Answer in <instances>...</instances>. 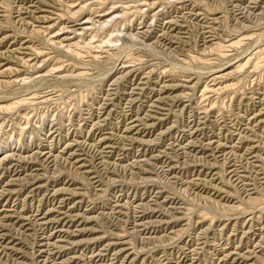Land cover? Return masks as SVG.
<instances>
[{
	"label": "rangeland",
	"instance_id": "1",
	"mask_svg": "<svg viewBox=\"0 0 264 264\" xmlns=\"http://www.w3.org/2000/svg\"><path fill=\"white\" fill-rule=\"evenodd\" d=\"M2 1V2H1ZM0 0V71L2 70V68L4 69L5 67H8L10 64V66L13 65L16 66L15 69H16V72L11 76L9 74H2L0 73V88L1 87H4V88H1L0 89V107L2 108V106H6L9 102V104H11L12 102H18L20 101L21 103V108H20V104L19 105H15L14 108H11V109H3L4 111H2V109L0 108V142L1 141H4L5 139L9 138V137H15L14 139L17 138V141H19V135L20 137L22 136V138L20 139V142H24V141H28L29 139V136L33 135L35 136V140L37 141H33L32 145L29 147L30 149L32 150H28V149H25V150H22V157H27L26 160H18V158L16 159H13L11 160L10 158H8L7 160H5L3 162V164L0 165V189H1V186H4L6 188V190H9L8 191H5L6 194L5 195H2L0 196V211H5V210H10L8 211V215L10 214V218H6L4 220H0V253H3V254H0V260L3 259L2 261H0L1 263L0 264H25V262H27L28 264H264L262 262H264V202H261V206H256L250 202L251 201V198H259L260 200L264 198V127L263 125H258L256 122H254V116L252 117V115H255V114H258L260 111L263 112L264 110V91L262 92L261 90H259L261 93L260 94H253V92L256 90H252L253 88H256V85L259 83V79H260V72H255V73H248V75H246L245 73H235L231 76H229L228 78H225V81H223L224 79H219L217 78L216 80L214 79L215 77V74H217V71L219 72L220 69H228L229 67H232L233 65L235 66L237 64V62L245 57H249L252 55V53L254 54L255 52V49L257 51H259V48L260 50L264 49V1L263 0H260L258 1L257 3H253L252 1L253 0H225L227 1L225 3L224 1V4H226L225 8H219L216 4H218V1L220 0H143V2L145 1H150V2H145L143 3L142 0H115L117 1V5L120 6V10L122 11L120 13V15L115 19V21H113L108 27H105V29L103 30H100L98 29L97 27H93L91 28L90 30L88 31H84L83 34H78L77 35V38L76 40L79 42V49L76 47V50H81L78 51L79 53L81 54H85L84 57L81 58H78L75 60V58H67L66 54L64 55L61 52H59V50H57L56 48L54 49V45L53 44H50L51 43V37L50 35H52L51 31L48 30V26L50 25H55L61 29L62 27H67L69 24H73L74 22H78V19L81 18V15L80 13H77L76 15H73L72 12H70L68 10V7L67 4L69 2H73L72 0H62L60 1V3L58 2V0ZM17 1V2H16ZM37 1V2H36ZM54 1V2H53ZM64 1V2H63ZM76 3L74 5H78L80 4V1L81 0H75ZM110 2H115L114 0H109ZM137 1V2H136ZM164 1V3H163ZM167 1V2H166ZM203 1V2H202ZM209 3H208V2ZM229 1V2H228ZM236 1V2H235ZM242 1V2H241ZM11 2V3H10ZM34 2V3H33ZM43 2V3H42ZM63 2V3H61ZM67 2V3H65ZM87 4L90 5L88 7V9L86 10V13L95 17L96 15H98L100 12L99 10L103 9L104 7V2H106V0H87ZM90 2V3H89ZM92 2V3H91ZM120 2V3H119ZM129 2V3H128ZM160 4H159V3ZM213 2V3H212ZM252 2V3H251ZM260 2V4H259ZM11 4L10 7H8V4ZM48 3V4H47ZM51 3V4H50ZM65 3V4H64ZM95 3V4H94ZM125 7H123V4ZM134 3L137 4V6L134 5ZM143 4L141 6V4ZM157 3V4H155ZM162 3V4H161ZM167 3V4H166ZM169 3L171 5H169ZM174 3V4H173ZM189 3V4H188ZM195 3V4H194ZM208 5H207V4ZM227 3L229 4L227 6ZM236 3V4H235ZM263 3V4H262ZM6 6H5V5ZM9 4V5H10ZM35 4V5H34ZM45 4V5H44ZM60 4H64V7L63 5H60ZM122 4V6H121ZM127 4H128V7H127ZM131 7H130V5ZM139 4V5H138ZM146 4V5H144ZM152 4V7L150 6ZM210 4V5H209ZM232 4V5H231ZM235 4V6L233 5ZM240 4V5H238ZM249 4V5H248ZM256 4V5H255ZM13 5V6H12ZM15 5V6H14ZM30 5V6H29ZM33 5V6H32ZM37 5V6H36ZM98 5V6H97ZM162 5V7H161ZM180 5V7H179ZM192 5V6H191ZM205 5V6H204ZM214 5V6H213ZM244 5V6H243ZM252 5V6H250ZM27 6V8H26ZM55 6V7H54ZM59 6H62V7H59ZM103 6V7H102ZM111 6V5H110ZM155 6V7H154ZM171 6V7H170ZM203 6V7H202ZM208 6V7H207ZM218 8H217V7ZM241 9H239V7ZM244 8H243V7ZM248 6L249 10H251L249 12L248 8L246 7ZM257 6V7H256ZM8 7V8H7ZM14 7V8H13ZM31 7V8H30ZM59 7V8H58ZM67 9H66V8ZM101 7V9H100ZM127 7V8H126ZM145 7L148 8L145 9L143 8ZM159 7V8H158ZM202 7V8H201ZM214 7V8H212ZM228 7V10L230 11V13L233 11V14H229V11L228 10H225L226 8ZM7 8V9H6ZM30 8V9H29ZM42 8V9H41ZM44 8V9H43ZM64 8V9H62ZM97 8V9H96ZM129 8V9H128ZM134 8V9H133ZM142 8V9H141ZM165 8V9H164ZM167 8V9H166ZM193 8V9H192ZM206 8V9H204ZM247 8V9H245ZM25 9V10H24ZM48 11H47V10ZM62 9V10H61ZM66 9V12L64 14V11ZM92 9V10H91ZM94 9V10H93ZM124 9V10H123ZM127 9V10H125ZM136 9V10H135ZM141 11H140V10ZM152 9V10H151ZM177 9V10H176ZM212 9V11H211ZM215 9V10H214ZM219 9V10H218ZM244 9V10H243ZM5 10V11H4ZM14 10V11H13ZM24 12H23V11ZM31 10V11H30ZM34 10V11H33ZM131 10V11H130ZM134 10V11H132ZM144 10V11H143ZM162 11V14L161 13H158L159 11ZM186 13H185V11ZM204 10V12L207 10H209L210 12H214L216 13L218 16H220V19H217V20H211L212 17H203L205 15H203V13L201 14L200 12H202ZM255 10V11H254ZM9 11V12H8ZM20 11V12H19ZM30 11V12H29ZM38 11V12H37ZM68 11V12H67ZM74 12V10H72ZM90 11V12H89ZM97 11V12H96ZM130 11V12H129ZM140 11V12H139ZM143 11V13H142ZM168 11V12H167ZM177 11V12H176ZM198 11V12H197ZM224 11V12H223ZM226 11V13H225ZM258 11H260L259 14ZM23 12V13H22ZM47 12V13H46ZM124 12L127 13L124 15ZM133 12V13H132ZM138 12V13H137ZM147 12V14H146ZM155 12V13H154ZM169 13V14H166V13ZM179 12V13H178ZM218 12V13H217ZM228 12V13H227ZM238 12V13H237ZM243 12V13H242ZM252 12H254L252 14ZM257 12V13H256ZM20 13V14H19ZM30 13H33V14H30ZM45 16H48L50 19V21L48 22H45L42 18L45 17ZM57 13V14H56ZM69 13V15H68ZM71 13V14H70ZM97 13V14H96ZM123 13V15H122ZM132 13V14H131ZM136 13V14H135ZM165 13V15H164ZM184 13V14H182ZM191 13V14H190ZM193 13V14H192ZM198 13V14H197ZM225 13V14H224ZM247 13V16L246 14ZM15 16H14V15ZM26 14V15H25ZM63 14V17L62 15ZM96 14V15H95ZM155 14V15H154ZM157 14V15H156ZM176 16H175V15ZM189 14V15H188ZM196 14V15H194ZM228 14V15H227ZM242 14V15H241ZM249 14V15H248ZM255 15L254 17L252 15ZM263 14V15H262ZM8 15V17H7ZM19 15V17H18ZM29 15V16H28ZM32 15V16H31ZM40 15V17H39ZM59 15V16H58ZM73 15V16H72ZM80 15V16H79ZM141 15V16H139ZM154 17H153V16ZM180 15V16H179ZM182 15V16H181ZM191 15V16H190ZM199 15V16H198ZM201 15V16H200ZM203 15V16H202ZM226 15V17H224ZM236 18H235V16ZM261 15V16H260ZM22 16V17H21ZM70 16L71 19H69L68 17ZM75 16V18H73ZM123 16V17H122ZM135 16V18H134ZM138 16V17H137ZM145 16V17H143ZM149 16V17H148ZM160 16V17H159ZM190 16V17H188ZM239 16V17H238ZM259 16L261 18H259ZM57 17V20H55ZM60 17V18H59ZM80 17V18H79ZM129 20H128V18ZM131 17H132V20H131ZM158 17V18H157ZM165 17V18H164ZM172 17V19H171ZM185 17V18H184ZM228 17V19H227ZM238 17V18H237ZM253 17V18H252ZM257 17V18H256ZM9 19V20H6V19ZM13 20H12V19ZM21 18V19H20ZM24 18V19H23ZM37 18V19H36ZM52 18V19H51ZM138 18V19H137ZM153 18H154V22H153ZM178 18V19H177ZM180 18H183L180 20ZM189 18H193L192 20L189 19ZM202 18V19H201ZM223 18V19H222ZM240 18V19H239ZM252 19V20H249ZM22 19H23V22H22ZM36 19V20H35ZM41 19V21H40ZM61 19V20H60ZM122 19V20H120ZM143 19V20H141ZM152 19V20H151ZM156 19V20H155ZM168 19V20H167ZM174 19V20H173ZM210 19V21H209ZM222 19V21H221ZM226 19V20H225ZM231 19V20H230ZM239 21H237V20ZM260 19V20H259ZM263 19V20H262ZM16 20V22H15ZM26 20H30L29 22H31V24L26 21ZM55 20V21H54ZM59 20V21H58ZM67 20V21H66ZM71 20V21H70ZM126 20V21H125ZM131 20V21H130ZM145 20V21H144ZM151 20V21H150ZM160 20V21H159ZM167 20V22L165 21ZM170 20H173V22L175 23H172V21ZM178 20V22H177ZM190 22H189V21ZM200 20V21H199ZM219 20V22H218ZM228 20V21H227ZM248 20V21H247ZM10 21V22H9ZM19 21V22H17ZM21 21V23H20ZM26 23H25V22ZM38 21V22H37ZM43 21V22H42ZM57 21V22H56ZM120 21V22H119ZM124 21V24L122 25ZM129 21V23H128ZM195 24H193V22ZM216 23H215V22ZM225 22L223 24L222 22ZM235 21V22H234ZM244 21V23H243ZM255 21V22H254ZM6 23V24H3V23ZM8 22V23H7ZM15 22V23H14ZM36 22V23H35ZM115 22V24H114ZM126 22V23H125ZM133 22V24H132ZM141 22V23H140ZM151 22V23H149ZM153 22V23H152ZM163 22V23H162ZM166 22V23H165ZM181 22V23H180ZM242 22V23H241ZM17 23V24H16ZM19 23V24H18ZM25 23V24H24ZM35 23V24H34ZM60 23V25H59ZM66 23V24H65ZM119 23V24H118ZM136 23V24H135ZM158 23V24H157ZM160 23V24H159ZM190 23V26L188 25ZM202 23V24H201ZM236 23V24H235ZM241 23V24H240ZM247 23V24H246ZM252 23V24H251ZM261 23V24H259ZM3 24V25H2ZM16 26H15V25ZM28 24V26H27ZM58 24V25H57ZM129 24V25H128ZM151 24V25H150ZM168 24V25H167ZM179 24V25H177ZM185 24V25H183ZM206 24H208V26L206 27ZM250 25L252 27H248L246 25ZM256 24V25H255ZM258 24V25H257ZM12 25V26H11ZM20 25V26H19ZM23 25V26H22ZM31 25V26H29ZM64 25V26H62ZM66 25V26H65ZM126 25V26H125ZM136 25V26H135ZM141 27H139V26ZM164 25V26H163ZM182 25V26H181ZM196 25V26H195ZM198 25V26H197ZM209 25L211 27H209ZM222 25H225V26H222ZM233 25V26H232ZM234 25L236 26V30L239 28L238 25H240L241 27L239 28L241 32H239V29L236 31L235 28H234ZM245 25V26H243ZM255 25V26H254ZM6 26V27H5ZM11 28H10V27ZM35 26V27H33ZM95 26H98V25H95ZM149 26V27H148ZM152 26V27H151ZM163 26V27H162ZM184 26V27H183ZM201 26H204L201 28ZM30 27V28H29ZM33 27V28H32ZM61 27V28H60ZM118 27V29L115 30V28ZM120 27V28H119ZM146 27V28H145ZM166 30H165V28ZM171 29H170V28ZM176 27V28H175ZM178 27V28H177ZM192 27H194L192 29ZM197 27V28H196ZM216 27H218V29H216ZM223 27V28H222ZM238 27V28H237ZM243 27H245V30L243 29ZM247 27V28H246ZM257 27V28H256ZM28 28V29H27ZM37 28L41 31H37ZM42 28V29H41ZM126 28V29H125ZM145 28V29H144ZM150 28V29H149ZM174 28V29H173ZM184 28V29H183ZM251 28V29H250ZM259 28V29H258ZM33 29V31H32ZM36 29V30H35ZM98 29V30H97ZM119 29L123 30V32H127L128 30L133 32L134 34H136L135 36H133L134 40L132 39L130 42H126V43H122L119 46L117 45H109V43H107L106 45L107 46H104L102 48L99 47V52L97 51L98 50V45L99 44H102V41L104 42V39H108L109 36L111 34H113L114 32H117L119 31ZM138 29V30H137ZM183 29V30H182ZM189 29V30H188ZM209 29V30H208ZM213 29V30H212ZM216 29V30H215ZM225 29V30H224ZM15 30V31H13ZM23 30V31H22ZM120 30V31H121ZM144 30V31H142ZM147 30V31H146ZM165 30V31H164ZM171 30V31H170ZM188 32H187V31ZM208 30V31H207ZM212 30V31H211ZM215 30V31H214ZM4 31V32H3ZM18 31L21 33H18ZM26 31V32H25ZM35 31H37L35 33ZM45 31V33H44ZM91 31V32H90ZM164 31V32H163ZM169 31V32H167ZM178 31V32H177ZM182 31V32H181ZM192 31V32H191ZM205 31V32H203ZM219 32V33H216V32ZM221 31V33H220ZM246 31V32H245ZM249 31V32H248ZM260 31V33H258ZM263 31V32H262ZM17 32V33H16ZM34 32V33H33ZM43 32V33H42ZM141 32V33H139ZM144 32V33H143ZM167 32V33H166ZM184 32V33H183ZM191 32V33H190ZM200 32V33H199ZM203 32V33H202ZM237 32V33H235ZM24 35H23V34ZM38 33V34H37ZM102 33V34H101ZM121 33V32H120ZM159 33V34H158ZM162 33V34H161ZM165 33V34H164ZM178 34V37L175 39L173 38L172 36L174 34ZM214 33V34H213ZM254 33V34H253ZM257 33L259 36H257ZM8 34V36H7ZM31 34V35H30ZM42 34V35H41ZM100 34V35H99ZM167 34V35H166ZM194 34V35H193ZM204 36H203V35ZM210 34V35H209ZM219 34V35H218ZM234 34V35H233ZM261 34V35H260ZM5 35V36H3ZM82 35V36H81ZM94 38H93V36ZM98 37H96V36ZM161 35V36H160ZM164 35V36H163ZM183 35V36H182ZM191 35V36H190ZM212 35V36H211ZM214 35H216L214 37ZM237 35V36H236ZM245 36L243 38H245V42L243 41L242 43V46L240 47L239 45L237 47H235V49L227 52L228 54H230L228 56L227 53H225V55L227 54V58L225 57V55L223 54L222 55V58L221 56H216L215 53H213L214 51L209 49L211 51L206 50V48H208L209 44L211 46V43L212 42H222V44H226L230 41H233L237 38H239L240 36ZM247 35V36H246ZM254 35V36H253ZM2 36V37H1ZM31 36V37H30ZM50 36V37H48ZM87 38H86V37ZM91 36V37H90ZM106 36V37H105ZM137 36V37H136ZM147 36V37H145ZM188 36V37H186ZM208 36V37H207ZM234 36V37H233ZM239 36V37H238ZM250 37V39L248 40V38ZM263 36V37H262ZM28 37V38H27ZM100 37V38H99ZM108 37V38H107ZM139 37V38H138ZM142 37V38H141ZM150 39H149V38ZM158 37V38H157ZM166 37V38H165ZM171 37V38H170ZM191 37V38H190ZM204 37V38H203ZM213 37V38H212ZM218 37V38H216ZM222 37L224 39H222ZM260 37V38H259ZM10 38V39H8ZM15 38V39H14ZM45 38V39H44ZM46 38H47V41H48V45L46 44ZM84 38H85V41L88 42V43H84ZM92 38L91 40H88ZM144 38V40H143ZM157 38V39H156ZM203 38V39H202ZM211 38V39H210ZM220 38V39H219ZM227 38V39H226ZM231 38V39H230ZM255 38V39H254ZM257 38V39H256ZM79 39V40H78ZM137 39V40H136ZM142 39V40H141ZM165 39V40H164ZM170 39V40H169ZM175 39V40H174ZM182 39H185L182 40ZM190 41L188 42L187 40ZM192 39V40H191ZM199 39V40H198ZM219 39V40H218ZM233 39V40H232ZM30 40V41H29ZM50 40V42H49ZM94 40V41H92ZM97 40V41H95ZM149 40V41H148ZM151 40V42H150ZM155 40V41H154ZM172 40V41H171ZM180 40V41H179ZM198 40V41H197ZM223 40H226V41H223ZM11 41H13L11 43ZM92 41V42H90ZM139 41V42H138ZM142 41H144L142 43ZM157 41V42H156ZM168 41V42H167ZM183 43H182V42ZM187 41V42H186ZM192 41V42H191ZM196 42V44H194V42ZM201 41V42H200ZM206 41V42H205ZM208 41V42H207ZM8 42V43H7ZM24 42V43H23ZM150 42L152 46H150V44L148 43ZM165 44H164V43ZM167 42V43H166ZM181 42V43H179ZM192 44H191V43ZM10 43V45H9ZM27 43V44H26ZM33 43V45H31ZM92 43H95V44H92ZM97 43V44H96ZM133 45H131V44ZM145 43V44H144ZM148 43V44H147ZM158 43V44H157ZM172 43V44H171ZM199 45H198V44ZM203 45H202V44ZM208 43V44H207ZM17 44V45H16ZM25 44V45H24ZM46 44V45H45ZM50 44V45H49ZM85 44V48L87 45L91 46L94 45L96 51L94 48L90 47V48H84L82 45ZM138 44V45H137ZM144 44V45H143ZM183 44L185 46H183ZM244 44V45H243ZM253 44V45H252ZM258 44V45H257ZM149 45V46H147ZM161 47H160V46ZM172 45V46H171ZM182 45V47H181ZM191 45V46H190ZM194 45L197 46V48H194ZM207 45V46H205ZM261 45V46H260ZM17 46V47H16ZM21 46L23 47V49L21 48ZM51 46V47H50ZM53 46V47H52ZM81 46V47H80ZM110 48H109V47ZM132 46L135 48L133 49ZM143 46V47H142ZM145 46V47H144ZM154 46V47H153ZM166 46H167V50H166ZM190 46V47H189ZM195 46V47H196ZM5 47V48H4ZM7 47L10 49L8 50ZM15 47V48H13ZM50 47V48H49ZM112 47V49H111ZM116 47V48H115ZM142 47V48H141ZM148 47V48H147ZM151 47L153 48L154 51L151 50ZM165 49H164V48ZM174 49H177L174 50ZM186 47V48H185ZM189 47V48H188ZM193 47V49H192ZM203 47V48H202ZM263 47V48H262ZM12 48V49H11ZM26 51H25V49ZM38 48V49H37ZM92 48V49H91ZM107 48V49H106ZM118 48V49H117ZM132 48V49H131ZM149 49V50H146ZM160 50V51H158ZM160 48V49H159ZM172 50H170V49ZM183 48V49H182ZM185 48V50H184ZM187 48H188V51H187ZM205 48V49H204ZM237 48V49H236ZM244 49L243 51H241L240 49ZM7 49V50H6ZM19 49V50H18ZM53 51H52V50ZM84 49V50H83ZM106 49V50H105ZM141 49V50H140ZM145 49V50H144ZM159 52L160 57L159 55L158 56H155L156 55V50ZM181 49V50H180ZM248 49V50H247ZM3 50V51H2ZM14 50V51H13ZM17 50V51H16ZM41 50V51H40ZM86 50V52H85ZM90 50V53H91V57H88L87 53L88 51ZM93 50V51H92ZM104 50V51H103ZM116 50L118 51V53L116 52ZM132 50V51H131ZM162 50V51H161ZM170 50V51H169ZM198 50V52H197ZM246 50V51H245ZM249 50L251 51V53L249 52ZM16 51V53H15ZM19 51V52H18ZM22 51V52H21ZM28 51V52H27ZM35 51V52H34ZM52 51V52H51ZM76 51V52H77ZM136 51V52H134ZM150 51L152 52H155V53H150ZM167 51L169 54H167ZM175 51V52H173ZM178 51H179V54H178ZM183 51V52H181ZM185 51H187L185 53ZM200 51H202L203 53H201ZM206 53H205V52ZM241 53H240V52ZM256 51V52H257ZM21 52V53H20ZM32 53L30 55V53ZM104 54H103V53ZM108 52V54L106 53ZM111 52V53H110ZM124 52V53H123ZM127 52V53H126ZM148 52V53H147ZM157 52V53H158ZM163 52V53H162ZM172 52V54L170 53ZM182 54H181V53ZM189 52V53H188ZM191 52V53H190ZM209 52V54H208ZM235 52V53H234ZM247 52V53H246ZM10 53V55H9ZM12 53V54H11ZM15 53V54H14ZM29 53V54H28ZM36 53V54H35ZM62 55H61V54ZM87 53V54H86ZM93 53V54H92ZM98 53V54H97ZM114 53V54H112ZM120 53V55H119ZM123 53V55H122ZM130 53H133V54H130ZM173 53H177V54H173ZM187 57H186V55ZM234 53V54H233ZM242 53H245V54H242ZM6 57H4V55ZM17 54V55H16ZM19 54V55H18ZM39 54V55H38ZM43 54V55H42ZM60 54V55H59ZM97 54V55H96ZM114 56H117V57H113L112 55ZM128 54V55H127ZM130 54V55H129ZM155 54V55H154ZM163 54V55H162ZM172 56H171V55ZM191 54V55H190ZM208 54V55H207ZM232 54V55H231ZM249 54V55H248ZM2 55V56H1ZM14 55V56H13ZM35 55V57H34ZM37 55V57H36ZM96 56V59H93L92 56ZM99 55V56H98ZM107 55V56H106ZM136 57H134V56ZM142 55V56H141ZM145 55V56H144ZM166 55V56H165ZM175 55H179L178 57H182L181 59L178 58L177 56ZM188 55H190L189 57L191 58V56L193 57L192 58V61H190L191 59L189 58L188 59ZM195 55V56H194ZM204 55V56H203ZM233 55H236V56H233ZM240 55V56H238ZM247 55V56H245ZM18 56V57H17ZM22 56V57H21ZM111 56V57H110ZM138 56V58H137ZM140 56V57H139ZM154 56V57H153ZM168 56H171V57H168ZM176 58H175V57ZM196 56L197 58L199 59H196ZM210 56V58H209ZM232 58H231V57ZM8 57V58H7ZM11 57V58H10ZM20 57V58H19ZM31 57V58H29ZM59 57V58H58ZM65 57V58H64ZM108 57V58H107ZM133 57V58H132ZM143 57V59H142ZM158 57L160 59H158ZM165 57V58H164ZM174 57V58H173ZM185 57V58H184ZM195 57V58H194ZM213 57V58H212ZM235 57V58H234ZM240 59H238V58ZM18 58V59H17ZM26 58V59H25ZM29 58V59H28ZM34 58V59H33ZM37 60H36V59ZM61 58V59H60ZM89 58V59H88ZM115 58V59H113ZM116 58H120V59H117ZM141 58V59H139ZM153 58V59H152ZM157 58V59H156ZM166 58L167 61L165 60ZM184 58V59H183ZM206 58V59H205ZM212 58V59H211ZM221 58V59H220ZM224 58V59H223ZM263 58H264V55H263ZM12 59V61L10 60ZM20 59V60H19ZM28 59V60H27ZM33 59V60H31ZM45 59V60H43ZM86 59V60H85ZM100 59V60H98ZM104 59V60H103ZM126 61H125V60ZM139 59V61H136L135 63L133 62V60H137ZM145 59V60H144ZM171 59H173L171 61ZM179 59L178 62H175ZM187 59V60H186ZM196 59V60H194ZM209 59V60H208ZM213 59H214V62H213ZM219 59V60H218ZM225 61H223V60ZM233 59V61H231ZM236 59V60H235ZM7 60V61H6ZM16 60V61H15ZM24 60V61H22ZM26 60V62H25ZM42 60V61H41ZM59 60H62V64L59 63ZM88 60V61H87ZM98 60V61H97ZM171 62H169V61ZM175 60V61H174ZM185 60V62H183ZM199 60L201 62H199ZM206 60V61H205ZM226 60H229L228 62ZM72 61V63L70 62ZM117 63H116V62ZM120 64H119V62ZM146 61V62H145ZM154 61V62H153ZM190 61V62H188ZM197 61V63H196ZM204 61V63L202 62ZM222 61V63H221ZM3 62V63H2ZM22 62V63H21ZM27 63L26 65L24 64ZM36 62V63H35ZM44 64H43V63ZM57 62V63H56ZM67 62L69 64H67ZM128 62V63H126ZM150 62V63H149ZM152 62V63H151ZM158 62V63H157ZM168 64H167V63ZM176 63L177 64V67H176V64H174L172 66L173 63ZM188 62V63H187ZM208 64H207V63ZM211 62V63H210ZM217 62V63H216ZM7 65H6V64ZM19 63V64H18ZM31 63V65H30ZM39 63L40 67L37 65ZM42 63V64H40ZM74 63H76L78 66L80 67H85L87 69L86 71V75L81 77V78H78L80 76L76 75L75 76V73H77L76 69L74 68ZM100 65H99V64ZM124 63V64H123ZM157 63V64H156ZM164 63V64H163ZM179 63V64H178ZM183 63V64H182ZM193 63L195 65H193ZM205 66H208V67H204L203 68V65ZM214 63V64H213ZM227 63V64H226ZM25 65V66H21V65ZM46 64V66H45ZM63 66H61V65ZM75 64V65H76ZM160 64V65H159ZM182 66H179L181 65ZM189 64V65H188ZM197 64V65H196ZM200 64V66H199ZM221 66H220V65ZM225 66H223V65ZM31 68H30V66ZM44 65V66H43ZM59 65L64 68H60ZM70 65V66H69ZM87 65V66H86ZM89 65V67H88ZM117 65V66H116ZM149 67H148V66ZM194 67H193V66ZM212 65V66H211ZM218 65V66H217ZM2 66V67H1ZM37 66V68H36ZM56 67L57 69L60 68L59 70L62 71L64 74H68L67 79L68 82H62L61 79H58L56 78L57 74L58 73H55V70L56 68L54 69L53 68ZM67 66V67H66ZM92 66V67H91ZM146 66V67H145ZM159 66V67H158ZM172 66V67H171ZM191 66V67H190ZM214 66V67H213ZM216 66V67H215ZM25 67V68H24ZM29 67V69L27 68ZM33 67H35L33 69ZM38 67L42 69L43 72H38ZM50 67H52L53 69L50 70ZM69 67V68H68ZM71 67V68H70ZM176 67V73H172V69H175ZM182 67H186L188 69H185V68H182ZM196 67V68H195ZM220 67V68H219ZM226 67V68H225ZM22 68V70H21ZM73 68V69H72ZM115 68V69H114ZM119 68V69H118ZM125 68V70H124ZM129 70H128V69ZM131 69H134V70H130ZM140 68V69H139ZM149 68V69H148ZM152 68V69H151ZM155 70H154V69ZM160 68V69H159ZM162 68V69H161ZM165 68L167 71H165ZM194 71H193V69ZM207 68V69H205ZM212 68V69H211ZM33 69V70H31ZM37 69V71H35ZM72 69V70H71ZM142 69V70H141ZM147 69V70H146ZM179 69V70H178ZM182 69V70H180ZM196 69V70H195ZM199 69V71L197 70ZM231 69V68H230ZM27 70V71H26ZM29 70V71H28ZM54 70L53 74H52V71ZM92 70V71H91ZM119 70V72H118ZM128 70V71H126ZM138 70V71H137ZM145 70V71H144ZM152 70V71H150ZM154 70V71H153ZM160 70V71H159ZM186 70V71H184ZM190 70V71H189ZM204 72H203V71ZM212 70V71H211ZM216 70V71H215ZM222 70V71H223ZM20 71V72H19ZM44 71L46 73V76L45 77H42L41 74L43 73L44 74ZM48 71V72H46ZM51 71V72H50ZM73 73H71V72ZM115 71V72H114ZM151 73H150V72ZM164 71V72H163ZM178 71V72H177ZM182 73H181V72ZM215 71V73H214ZM25 74H23V73ZM27 72V73H26ZM30 74H29V73ZM33 74H32V73ZM69 72V73H68ZM87 72H90V73H87ZM111 72V73H110ZM113 72V73H112ZM117 72V73H116ZM126 72V73H125ZM128 72V73H127ZM157 72V73H155ZM189 72V73H187ZM41 73V74H40ZM48 73V74H47ZM116 73V75H115ZM125 73V75H124ZM145 73H149V74H145ZM162 75H161V74ZM165 73L166 76H164L163 74ZM196 73V74H195ZM198 73H200L198 75ZM6 75V76H2V75ZM17 74V75H16ZM70 74V75H69ZM175 74V75H174ZM206 74V75H205ZM209 74V75H207ZM24 75V76H23ZM30 75L34 76V78L32 79L30 77ZM36 75V77H35ZM39 75V76H38ZM52 75V77L50 76ZM56 75V76H55ZM73 75V76H72ZM122 79H121V77ZM135 75V76H134ZM189 75V76H188ZM192 75V76H191ZM205 75V77H204ZM238 75V76H237ZM256 75V76H255ZM27 76V77H26ZM50 76V77H49ZM89 76V77H88ZM109 76V77H108ZM115 76V77H114ZM120 77L117 79V77ZM185 76V77H184ZM234 76V77H233ZM21 77V78H20ZM42 77V78H41ZM52 78L50 79L51 81L54 80L53 82H51L48 78ZM72 77V78H71ZM127 77V78H126ZM142 77V78H141ZM150 77H151V80H150ZM249 77V78H247ZM17 80L16 82H12L11 83H5V81L7 80ZM16 78V79H15ZM23 78H25L26 80L23 81ZM28 78V79H27ZM30 78V80H29ZM76 78V79H75ZM114 78H116V80H114ZM139 78L141 80H139ZM169 78V79H168ZM176 78V79H175ZM192 78V79H191ZM194 78V79H193ZM198 78V80H196ZM202 78V80H201ZM253 78V79H252ZM3 79V80H2ZM34 79H37L36 81ZM40 79V80H39ZM42 79V81H41ZM77 79H80L77 80ZM89 79V80H88ZM113 79V81H112ZM129 79V80H128ZM173 79V80H172ZM181 79V80H180ZM183 79V80H182ZM186 79V80H185ZM191 79V80H190ZM231 79V80H230ZM240 79L242 81H240ZM244 79V80H243ZM246 79V81H245ZM249 79V80H248ZM45 80V81H44ZM74 80V82H73ZM76 80V81H75ZM91 80V81H90ZM119 80V81H118ZM157 80V81H155ZM187 80H190L191 83H188V82H185ZM220 80V81H218ZM234 80V81H233ZM237 80V81H236ZM2 81H3V84H2ZM20 81H23L20 82ZM49 81V82H48ZM70 81V82H69ZM79 83H78V82ZM129 81V82H128ZM134 81V82H133ZM139 81V82H138ZM142 83H141V82ZM147 81V82H146ZM150 81V82H149ZM154 81V82H153ZM173 81V82H172ZM181 84H179V82ZM212 81V82H211ZM218 81V82H217ZM250 81V82H249ZM257 83H256V82ZM63 83V87H62V83ZM77 82V83H76ZM131 82V83H130ZM145 82V84L143 83ZM158 82V83H157ZM183 82V83H182ZM195 82V83H193ZM216 82V83H215ZM235 82V83H233ZM239 82V83H238ZM241 82V83H240ZM247 82V84H246ZM252 82V83H251ZM49 83V84H48ZM128 83V85H127ZM161 83V84H160ZM162 83H164L162 85ZM168 83V84H167ZM173 83H176L179 84L177 86H173L172 84ZM195 84V85H192ZM210 85H209V84ZM212 83H215V84H212ZM221 85H220V84ZM232 85H231V84ZM249 83V84H248ZM6 84V86H5ZM12 86H11V85ZM20 85V86H17V85ZM32 84V85H31ZM35 84V85H34ZM66 84V86H65ZM71 84V85H70ZM140 84V85H139ZM143 84V85H142ZM156 86H155V85ZM191 84V85H189ZM214 86H212V85ZM221 88H219V85ZM227 85V87L229 88H225L224 90V87ZM236 85V87L234 86V88H238L239 89V92H238V89H233V88H230V85L231 87H233V85ZM254 84V85H253ZM256 84V85H255ZM2 85V86H1ZM25 85V86H23ZM38 85V86H37ZM54 85V86H53ZM61 85V86H60ZM138 85V86H137ZM161 85V86H160ZM172 85V86H171ZM189 85V87H188ZM205 85V87H204ZM225 85V86H224ZM9 86V87H8ZM22 86V88H21ZM28 86V87H27ZM34 86V87H33ZM57 86V87H56ZM74 86V87H73ZM78 86V87H77ZM116 86V87H115ZM131 86V87H130ZM134 86V88H133ZM137 86V87H136ZM145 86V87H144ZM187 88H186V87ZM194 86V87H191ZM197 86V87H196ZM207 86V87H206ZM210 86V87H209ZM218 86V87H217ZM223 86V87H222ZM240 86V87H239ZM242 86V87H241ZM244 86V87H243ZM246 86V88H245ZM5 87H8L5 89ZM74 88L73 90L71 89ZM114 87V88H113ZM139 87V89H138ZM149 87V88H148ZM151 87V88H150ZM162 87V88H161ZM167 87V88H166ZM171 87V88H170ZM174 87V88H172ZM176 87V88H175ZM196 87V89H195ZM213 87V89L211 88ZM248 87V88H247ZM18 88V89H17ZM21 88V89H20ZM26 88V89H25ZM63 88V89H62ZM68 88V90L66 89ZM82 89V90H77V89ZM105 88V89H104ZM110 88V89H109ZM125 88V89H124ZM141 88V89H140ZM158 88V89H157ZM191 88V89H190ZM196 90H194V89ZM203 88V89H202ZM207 88V89H206ZM209 88V89H208ZM217 88V89H215ZM219 88V89H218ZM244 88V89H243ZM250 88V89H249ZM16 89V91H15ZM20 89V90H19ZM39 89V90H38ZM51 89V90H49ZM118 89V91L116 90ZM124 89V90H123ZM157 89V90H156ZM160 89V90H159ZM165 89V90H164ZM182 89V90H181ZM198 89V90H197ZM214 89H215V93H214ZM222 89V90H221ZM25 90H27L25 92ZM32 92H31V91ZM34 90V91H33ZM43 90V91H42ZM46 90H48L46 92ZM55 90V92H54ZM59 92H58V91ZM62 93H61V91ZM66 91V92H63V91ZM77 90V91H76ZM133 90V91H132ZM140 90V91H139ZM194 90V92H192ZM204 93H202V91ZM206 90V92L204 91ZM208 90V91H207ZM210 90V91H209ZM218 90H221V91H218ZM228 90V91H227ZM232 90V91H231ZM247 90V91H246ZM250 90V92H248ZM14 91V92H13ZM19 91V92H18ZM79 91H81V93H79ZM108 91V92H106ZM113 91V92H112ZM127 93H126V92ZM135 91V92H134ZM136 91H138L136 93ZM142 91V92H141ZM155 91V92H154ZM161 91V92H160ZM225 91V92H224ZM236 91V92H235ZM22 92V93H21ZM46 95H43L45 94ZM52 92V93H51ZM69 92V93H68ZM75 92H76V95H75ZM86 92V93H84ZM141 92V93H140ZM210 92V93H209ZM219 92V94L217 93ZM221 92V93H220ZM234 92H235V95H234ZM257 92V91H256ZM19 93V94H18ZM25 93V94H24ZM29 93V94H27ZM34 93V94H33ZM41 93V94H40ZM57 93V95H56ZM61 93V94H59ZM83 93V94H82ZM108 93V94H107ZM111 93L113 94L111 96ZM143 93V94H142ZM158 93H160L158 95ZM177 93V94H176ZM182 94L183 95H186V96H181L179 94ZM202 93V94H201ZM208 93V94H207ZM223 93V94H222ZM27 94V95H26ZM39 94V95H38ZM53 94V95H52ZM55 94V95H54ZM62 94H63V97H62ZM70 94V95H69ZM73 94V95H72ZM79 94V95H78ZM191 94V95H189ZM195 94V95H193ZM197 94V95H196ZM204 94V95H203ZM206 94V95H205ZM212 94V95H211ZM248 94V96L250 95V97L248 96H245V95ZM23 95V96H22ZM26 95V96H25ZM33 95V96H32ZM41 95V96H40ZM148 95V96H147ZM158 95V96H157ZM165 98V101L163 99V97ZM172 95V97H170ZM174 95V96H173ZM177 95V96H176ZM188 95V96H187ZM210 97H209V96ZM217 95V97H216ZM221 95V96H220ZM257 95V96H256ZM4 96V97H3ZM28 96V97H27ZM35 96V97H34ZM49 96V97H48ZM52 96V97H51ZM56 96V97H55ZM59 96V97H58ZM71 96V97H69ZM77 96V97H76ZM83 96V97H81ZM194 96V97H193ZM201 96V98H200ZM202 96L204 99H202ZM209 98H208V97ZM255 96V98H254ZM19 97V98H18ZM45 97H48V98H45ZM65 97V98H64ZM87 97V98H86ZM109 97V98H108ZM155 97H159V99L157 100ZM162 97V98H160ZM176 99H175V98ZM188 97V98H186ZM219 97V98H218ZM221 97V98H220ZM244 97V98H242ZM252 97V98H251ZM260 97V98H259ZM3 98V99H2ZM14 98V99H13ZM24 98V100H23ZM30 98V99H29ZM32 98V99H31ZM34 98V99H33ZM39 98V99H38ZM54 98V99H53ZM71 98V99H70ZM134 98V99H133ZM147 98V99H145ZM152 98V99H151ZM156 100H155V99ZM185 98V99H184ZM196 98V99H195ZM234 98V99H233ZM29 99V100H28ZM41 99V101H39ZM46 100V103H44ZM49 99V100H48ZM59 101H58V100ZM110 99V100H109ZM138 99V100H137ZM144 99V100H143ZM160 99L163 101L161 102ZM175 99V100H174ZM188 99V100H186ZM193 99V100H192ZM198 99V100H197ZM201 99V100H200ZM246 99V100H245ZM251 99V100H250ZM254 99V100H253ZM11 100V101H10ZM14 100V101H12ZM18 100V101H17ZM22 100V101H21ZM28 100V101H27ZM37 100V101H36ZM48 100V101H47ZM51 100V101H50ZM56 100V101H54ZM66 102V105L65 103L63 102ZM68 100V102H67ZM71 100V101H70ZM77 100L79 102H77ZM88 100V101H87ZM120 100V101H119ZM128 100V102H127ZM130 100V101H129ZM133 100V101H131ZM136 100V102H135ZM154 100V101H153ZM183 100V101H182ZM196 100V101H194ZM216 100V101H215ZM253 100V101H252ZM256 100H259L258 103ZM30 101V102H29ZM36 101V103H35ZM39 101V102H38ZM53 101V102H52ZM90 101V102H89ZM114 101V102H113ZM143 101V102H142ZM146 101V102H145ZM199 101H202L199 103ZM208 101V103L206 102ZM210 101V102H209ZM252 101V103H251ZM27 102L29 104H27ZM32 102V103H31ZM49 102V103H48ZM59 102V103H57ZM86 102V103H85ZM89 102V103H88ZM93 102V103H91ZM110 102V103H108ZM117 102V103H116ZM148 102V103H147ZM172 102V103H171ZM190 102V103H189ZM215 103V104H212V103ZM255 102V103H253ZM43 103V104H42ZM54 103V105H53ZM85 103V104H84ZM95 103V104H94ZM120 103V105H119ZM131 107H130V105ZM145 103V104H144ZM151 103V104H149ZM153 103V105H152ZM170 103V104H169ZM193 103V104H191ZM202 103V104H201ZM211 103V104H210ZM239 103V104H238ZM246 103V104H245ZM250 103V105H249ZM262 103V104H261ZM6 104V105H5ZM27 104V105H26ZM32 104V105H31ZM42 104V106L40 105ZM46 104V105H45ZM63 104V105H62ZM72 108H71V106ZM76 104V106H74ZM80 104V105H79ZM84 104V105H83ZM107 104V105H106ZM134 104V105H133ZM136 104V105H135ZM140 104V105H139ZM144 104V106H143ZM157 104V105H156ZM167 104V105H166ZM186 104V105H185ZM233 106H231V105ZM253 104V105H252ZM256 104V105H254ZM2 105V106H1ZM31 105V106H30ZM37 108H36V106ZM79 105V106H78ZM102 105V106H101ZM111 105V106H110ZM115 105V106H114ZM118 105V106H116ZM139 105V106H138ZM150 105V106H149ZM156 105V106H155ZM159 105V106H158ZM163 105V106H162ZM199 105V106H198ZM209 105H211L212 108L209 107ZM213 105V106H212ZM238 105V106H237ZM240 105V106H239ZM262 105V106H261ZM3 106V107H4ZM24 106V107H23ZM27 106V107H26ZM33 106V108H31ZM46 106V107H44ZM50 106V107H49ZM99 106V107H98ZM122 106V107H121ZM158 106V107H157ZM161 106V107H160ZM175 106L176 109L174 108ZM202 106H204L202 108ZM221 106V107H220ZM248 106V107H246ZM256 106V107H255ZM29 107L31 109H29ZM43 107V108H42ZM66 107V108H65ZM76 107V108H75ZM78 107V108H77ZM82 107V108H81ZM84 107V108H83ZM96 107V108H95ZM113 107V108H111ZM116 111L115 110V108ZM141 107V108H140ZM169 109H167V108ZM179 107V108H178ZM184 107V109H182ZM190 107V108H189ZM200 109H199V108ZM224 109H223V108ZM246 107V108H245ZM17 108V109H16ZM20 110H19V109ZM24 108V110H23ZM29 110H28V109ZM80 108V109H79ZM130 108V109H129ZM135 109L134 111L132 109ZM150 108V110L148 109ZM181 108V109H180ZM218 108V110H217ZM227 108V109H226ZM229 108H232V109H229ZM240 108V109H239ZM250 108V109H248ZM254 108V109H252ZM22 109V110H21ZM50 109V110H49ZM64 109V110H63ZM76 109V110H75ZM87 109V110H85ZM95 109V110H93ZM109 109V110H108ZM112 109V110H111ZM122 109V110H121ZM129 111H128V110ZM156 109V110H154ZM158 109V110H157ZM165 109V110H164ZM178 109V110H177ZM204 109V111L202 112V110ZM248 111H247V110ZM257 109V110H255ZM261 109V110H260ZM14 110V112H12ZM36 110V111H35ZM73 110V112H71ZM98 110V112H97ZM124 110V111H123ZM142 110V111H141ZM177 110V111H176ZM181 110V111H180ZM191 110H193V114L191 112ZM197 110V111H196ZM206 110V111H205ZM220 110V111H219ZM228 110V111H227ZM239 110V111H238ZM246 110V112H245ZM33 111H35L33 113ZM81 111V112H79ZM88 113H87V112ZM95 111V112H93ZM124 113H123V112ZM127 111V112H126ZM132 111V112H131ZM148 113H146V112ZM156 111V112H155ZM161 111V113L159 112ZM163 111V113H162ZM168 111V112H167ZM170 111V112H169ZM174 111V112H173ZM179 111V112H178ZM201 111V112H199ZM212 111V112H211ZM224 111V113H222ZM230 111V112H229ZM236 111V112H234ZM253 111V112H252ZM255 111V112H254ZM24 112V113H23ZM40 112V113H39ZM108 112V113H107ZM117 112V113H116ZM137 112V113H136ZM139 112V113H138ZM167 112L168 114H165ZM176 112V113H175ZM181 112V113H180ZM199 112V113H198ZM207 112V114L205 113ZM214 112V113H213ZM218 112V113H217ZM220 112V113H219ZM229 112V113H228ZM233 112V113H232ZM250 112V113H248ZM33 113V115H32ZM81 115H80V114ZM104 113V114H103ZM112 113V114H111ZM130 113V114H129ZM132 113V114H131ZM135 113V114H134ZM150 113V115H149ZM185 113V114H183ZM247 113V114H246ZM255 113V114H254ZM264 113V112H263ZM26 114V115H25ZM64 114V115H63ZM73 114V115H71ZM79 114V115H78ZM107 114V115H106ZM117 114V115H116ZM125 114V115H124ZM126 114H128L126 116ZM137 116V119L140 118L139 121L136 120V117L134 116ZM147 114V115H146ZM152 114V115H151ZM157 114V115H156ZM172 116H171V115ZM182 114V115H181ZM202 114V115H200ZM204 114V115H203ZM218 114V115H217ZM223 114V116H221ZM21 115H23L24 117H22ZM32 115V117H31ZM105 115V117H104ZM115 115V116H114ZM123 115V116H122ZM154 115V116H153ZM165 117H164V116ZM175 115V116H174ZM181 115V116H180ZM196 115V116H194ZM206 115V116H205ZM210 115V116H208ZM242 115V116H241ZM245 117H244V116ZM99 116V118L97 117ZM112 116V117H111ZM119 116V117H118ZM122 116V117H121ZM144 116V117H143ZM147 116V118L145 117ZM152 116V117H151ZM161 118H160V117ZM190 116V117H189ZM192 116V118H191ZM201 116V117H200ZM220 116V117H219ZM229 116V117H228ZM235 116V117H234ZM241 116V117H240ZM251 116V117H250ZM26 117L28 118L27 120H29V123L27 122ZM62 117V118H61ZM66 117V118H65ZM86 117V119H85ZM88 117V118H87ZM109 117V118H108ZM133 117V118H132ZM155 117V118H154ZM157 117V118H156ZM162 117H163V120H162ZM200 117V118H199ZM203 117V118H202ZM211 117V118H210ZM213 117V118H212ZM234 117V118H233ZM236 117H239V118H236ZM30 118V119H29ZM43 118V120H42ZM73 118V120H72ZM78 118V119H77ZM91 118V119H90ZM127 118V119H125ZM142 118V119H141ZM160 118V119H159ZM246 118V119H245ZM4 119V120H3ZM63 119V121H62ZM101 119V120H100ZM105 119V120H104ZM114 119V121H112ZM119 121H118V120ZM133 119V121H132ZM166 119V120H165ZM168 119V120H167ZM192 119V120H191ZM207 121H206V120ZM216 119V120H215ZM224 119V120H222ZM248 119V120H247ZM32 120V121H31ZM51 120V121H50ZM54 120V121H53ZM84 120V121H83ZM99 120V121H98ZM131 120V121H130ZM135 120V121H134ZM155 120V121H153ZM161 120V121H160ZM177 120V121H176ZM180 120V121H179ZM182 120V121H181ZM203 120V121H202ZM214 120V121H213ZM219 120V121H218ZM222 120V122H221ZM234 120V122H233ZM237 120V121H236ZM18 121V122H17ZM42 121V122H41ZM57 121H60V122H57ZM79 121V122H78ZM95 121V122H94ZM130 121V122H128ZM190 121V122H189ZM197 121V122H196ZM249 121H252L254 123L253 125V133H256L255 131H258L259 134H255L251 139L253 140H250L253 141L255 144H256V147L255 149L256 150H251L252 151H248L249 146L251 145L250 142H249V145H247L246 142L242 141V139L244 138V136L246 134H249L247 133L246 131H243L246 127V125L249 123ZM26 122V123H25ZM35 122V124H34ZM54 122V124H53ZM57 122V123H56ZM73 122V123H72ZM98 122H100V124H98ZM106 122V123H105ZM121 122V123H120ZM133 122V123H132ZM139 122V123H138ZM163 122V124H161ZM165 122V123H164ZM175 122V123H174ZM187 122V123H186ZM194 122V123H193ZM199 122V123H198ZM219 122V123H218ZM229 122L231 125L229 126ZM243 122V123H241ZM246 122V123H244ZM19 124L21 126H24L23 127V131L21 132L20 129V126L19 125H14V124ZM45 123V124H44ZM81 123V124H80ZM131 123V124H130ZM154 123V124H152ZM168 123V124H167ZM174 123V124H173ZM201 123V124H200ZM207 125H206V124ZM26 124V126H25ZM30 124V125H29ZM34 124V125H33ZM41 125L40 127L37 126V125ZM61 124V125H60ZM97 126H96V125ZM102 124V125H101ZM112 124V125H111ZM123 124V125H122ZM136 124H139L137 126H134ZM172 124L175 126L172 127ZM177 124V125H176ZM191 124V125H190ZM206 126H205V125ZM212 124V125H210ZM233 124V125H232ZM257 124V125H256ZM50 125V126H49ZM64 128H63V126ZM73 125V126H72ZM83 125V127H82ZM92 125V126H90ZM128 125L130 127H128ZM153 125V126H152ZM166 125V126H165ZM210 125V126H209ZM214 127H211L213 126ZM237 125V126H236ZM21 126V127H22ZM78 126V127H77ZM80 126V127H79ZM99 126V127H98ZM109 126H111V128H109ZM120 129H119V127ZM122 126V127H121ZM126 126H127V129H126ZM143 126V127H142ZM171 126V127H170ZM178 126V127H177ZM180 126V127H179ZM184 126V127H182ZM190 126V127H189ZM16 127V128H15ZM43 127V128H42ZM51 127V128H50ZM55 127H57L55 129ZM69 127V128H68ZM72 130H71V128ZM90 127V128H89ZM134 127V128H132ZM138 127V128H137ZM141 127V128H140ZM169 127H170V131H169ZM192 127V128H191ZM203 127V128H202ZM210 127V129H209ZM234 127V128H233ZM238 127V128H237ZM16 130H15V129ZM54 128V129H53ZM93 128V129H92ZM102 128V129H101ZM125 128V129H124ZM176 130H175V129ZM182 128L185 130L182 131ZM189 128V129H188ZM191 128V129H190ZM197 130H196V129ZM205 128V129H204ZM214 128V129H213ZM223 130H222V129ZM230 128V129H229ZM262 130H261V129ZM28 129V130H27ZM30 129V130H29ZM33 129V130H32ZM58 129V130H57ZM76 129V130H75ZM86 129V130H85ZM92 129V130H91ZM96 131H95V130ZM99 129V130H98ZM102 131H101V130ZM137 129V131H136ZM141 129V130H140ZM152 129V130H151ZM161 129V130H160ZM177 129H180V130H177ZM196 131H194V130ZM204 129V130H203ZM26 130V131H25ZM39 130V131H38ZM42 130V131H41ZM68 130V131H67ZM82 130V131H81ZM160 131L159 133L162 132V134H159L158 131ZM188 130V131H187ZM213 130V132H212ZM232 130V131H231ZM234 130V131H233ZM242 130V131H241ZM54 131V132H53ZM179 131V133H177ZM207 131V133H206ZM219 133H218V132ZM228 134H226V132ZM237 131V132H236ZM241 131V132H240ZM262 131V132H261ZM19 132V133H18ZM21 132V133H20ZM24 132H26L25 134H23ZM45 132V134H43ZM50 132V133H48ZM67 132V133H66ZM91 132V133H90ZM104 132V133H103ZM183 132V133H181ZM194 132V134H192ZM200 132V133H199ZM211 132V134H210ZM233 134H232V133ZM239 132V135L243 134L242 139L240 137V139H238V133ZM246 132V133H244ZM33 133V134H32ZM64 133V134H63ZM87 133V134H86ZM110 133V134H109ZM112 133V134H111ZM113 133L115 134V136H113ZM116 133L118 135H116ZM140 133V134H139ZM222 133V134H221ZM262 133V135L260 136V134ZM12 134V135H11ZM48 134V135H47ZM52 134V135H51ZM61 134V135H60ZM133 134V135H131ZM138 134V135H137ZM188 134V135H187ZM210 134V136H208ZM224 134V135H223ZM232 134V135H231ZM245 134V135H244ZM11 135V136H10ZM24 135V136H23ZM37 135V136H36ZM41 135V136H40ZM46 135V137H45ZM55 135V136H54ZM63 135V136H62ZM90 135V136H89ZM92 135V136H91ZM95 135V137H94ZM124 135V136H122ZM127 138H126V136ZM191 135V136H190ZM203 135V136H202ZM207 135V136H206ZM219 135V137H218ZM40 136V138H39ZM62 136V137H61ZM89 136V137H88ZM112 136V137H111ZM117 136V137H116ZM130 136V137H128ZM161 136V138L159 137ZM171 136V137H170ZM174 136V137H173ZM177 136V137H176ZM206 136V137H205ZM255 136H258L255 138ZM26 137V138H25ZM42 137V138H41ZM44 137V138H43ZM101 137L102 138H106L108 137V145H109V148H105L104 145H102L100 143L101 141ZM113 137H116V138H113ZM144 137V140H142ZM159 137V138H158ZM168 137V138H167ZM185 137V138H184ZM201 137V138H200ZM218 137V138H217ZM238 137V138H237ZM56 138V139H55ZM62 138V139H60ZM113 138V139H112ZM121 140H119V139ZM131 138V139H130ZM137 138V140H136ZM138 138L139 141H142V142H139L138 141ZM146 138H147V142H146ZM150 138V139H149ZM152 138V140H151ZM174 138V139H173ZM230 140H228V139ZM263 140H262V139ZM24 139V140H23ZM38 139V140H37ZM60 139V140H59ZM67 139V140H66ZM99 139V140H98ZM116 139V140H115ZM123 139V140H122ZM125 139V140H124ZM165 139V140H164ZM167 139V140H166ZM187 139V140H186ZM196 139V140H195ZM212 139H213V143H212ZM214 139H217V140H214ZM238 139V140H236ZM71 140V141H70ZM74 140H77V141H74ZM94 140V141H92ZM113 140V141H112ZM130 140V141H129ZM132 140V142H131ZM135 140V141H134ZM150 140V141H149ZM154 140V141H153ZM182 140V142H181ZM198 140V141H197ZM200 140V141H199ZM209 140H211V145L212 147H208V146H211L209 145ZM219 140V141H218ZM237 142H236V141ZM259 142L257 144V141ZM260 140V141H259ZM262 140V141H261ZM42 141V142H41ZM72 141L73 143L74 142H81L82 144V149H86V152H84L85 150H83V156L87 159L86 160V164L88 165V168L90 170V174H86L85 176L82 177V175L80 174L79 171H77V166H81V164H75L73 163V161L75 159H70L69 156V150L68 149L69 147L66 146V144L68 145V142L70 143L69 145L73 146L72 145ZM117 141V142H116ZM119 141V142H118ZM123 141V142H122ZM126 141V142H125ZM150 143H149V142ZM154 143H153V142ZM188 141H191L190 142V146L189 145V142ZM208 143H204V142H207ZM233 141V142H232ZM40 142V143H39ZM46 142V143H45ZM58 142H59V145H58ZM112 142V143H111ZM115 142V143H114ZM131 142V143H129ZM134 142V143H133ZM146 142V144H145ZM169 142H171V145ZM188 142V143H187ZM194 144H193V143ZM197 142V143H195ZM200 144H199V143ZM218 142V143H217ZM223 142V143H221ZM226 142V143H225ZM236 142V143H235ZM240 142V143H239ZM2 143V142H1ZM89 143V144H88ZM151 143H152V146H151ZM169 143V145H167ZM180 143V144H179ZM203 143V144H202ZM221 143L222 145H225L223 148L222 146H218V144ZM262 143V144H261ZM84 144V145H83ZM115 144V146H114ZM118 144V145H117ZM121 144V146L119 145ZM127 144V145H125ZM143 144V145H142ZM192 144V145H191ZM197 144V145H196ZM200 146H199V145ZM208 144V145H207ZM229 144V145H228ZM231 144V145H230ZM233 144L235 146H233ZM240 144V145H239ZM260 144V145H259ZM35 145V146H34ZM42 145V146H41ZM54 145V146H53ZM68 145V146H69ZM98 145V146H97ZM140 145V146H139ZM176 145V146H174ZM182 145V146H181ZM196 145V146H194ZM202 145V146H201ZM263 145V146H262ZM97 146V147H96ZM119 146V147H117ZM132 146V147H131ZM142 146V147H141ZM158 146V147H157ZM187 146V148H186ZM194 146V147H193ZM206 146V147H205ZM241 146V147H240ZM244 146V147H243ZM248 146V147H247ZM35 147V148H34ZM41 147V148H40ZM67 147V149H65ZM94 147V148H93ZM104 147V148H103ZM127 147H131V148H126ZM169 147V148H168ZM172 147V148H171ZM175 147V148H174ZM178 147H181V148H178ZM185 149H183V148ZM202 147V148H201ZM233 147V148H232ZM251 147V146H250ZM258 147V148H257ZM260 147V148H259ZM122 148V149H121ZM125 151H124V149ZM143 150H142V149ZM147 150H146V149ZM178 148V150H177ZM201 148V149H200ZM204 148V149H203ZM209 148V149H207ZM213 148V149H212ZM218 148V149H217ZM225 148V149H224ZM231 148V149H230ZM262 148V149H261ZM36 149V150H35ZM60 149H63V150H60ZM91 149V150H90ZM97 149V150H96ZM102 151H101V150ZM109 151H107V150ZM112 149V150H111ZM121 149V150H120ZM137 149V150H136ZM223 149V150H222ZM247 149V150H245ZM28 150V151H27ZM39 150V152H38ZM88 150V151H87ZM106 152H104V151ZM111 150V151H110ZM130 152H129V151ZM133 150V151H132ZM153 152H152V151ZM176 150V151H175ZM183 150V151H181ZM197 150V151H196ZM206 150V151H205ZM211 152H210V151ZM214 150V152H213ZM218 150V151H217ZM220 150V151H219ZM222 150V151H221ZM242 150H245V151H242ZM37 151V152H35ZM49 151L54 155L58 156V158H60L59 160H56L55 162L53 161V158L49 159L48 162H44V159H43V156L41 155V152H44L45 153ZM54 151V152H53ZM59 151V152H58ZM91 151H92V154H91ZM144 151V152H142ZM151 151V152H150ZM160 151V152H159ZM164 151V152H163ZM173 151V152H171ZM192 151V152H191ZM226 151V153H225ZM233 151V153H231ZM255 151V153H254ZM34 152V154L32 153ZM98 152H101L98 153ZM128 152V153H127ZM178 152V153H177ZM180 152V153H179ZM183 152V153H182ZM197 152V153H196ZM201 152V153H200ZM209 154H208V153ZM221 152V153H220ZM236 152V153H235ZM246 152V153H245ZM39 153V154H38ZM56 153V154H55ZM86 153V154H85ZM95 153V155H94ZM111 153V155H110ZM113 153V154H112ZM120 153V154H119ZM132 153V155H131ZM150 153V154H149ZM162 153V154H160ZM165 153V154H164ZM185 153V154H184ZM196 154V157L195 154ZM206 153V154H205ZM215 155H214V154ZM231 153V155H230ZM25 156H24V155ZM32 154V155H31ZM89 154V155H88ZM104 154V155H103ZM109 154V155H108ZM145 154V155H143ZM154 154L156 155L154 157ZM170 154V155H169ZM174 154V155H173ZM179 154V155H178ZM189 154V155H188ZM198 154V155H197ZM221 154V155H220ZM236 154V155H234ZM238 154V155H237ZM253 154V156H252ZM256 154V155H255ZM31 155V156H30ZM35 155V156H34ZM38 155V157H36ZM60 155V156H59ZM100 155V156H99ZM102 155V156H101ZM116 155V156H115ZM125 155V156H124ZM131 155V156H130ZM138 155V156H137ZM182 155V157H181ZM183 155H186L183 156ZM201 155V156H200ZM209 155V156H208ZM214 155V156H213ZM218 155V157L216 156ZM230 157H229V156ZM249 155V156H247ZM251 155V156H250ZM263 157H262V156ZM56 156V157H57ZM90 156V157H89ZM98 156V158H97ZM105 156V157H104ZM152 156V157H150ZM157 156H161V157H158L156 158ZM176 158H174V157ZM204 156V158H203ZM218 158H216V157ZM222 156H226V157H223ZM228 156V157H227ZM244 156V157H243ZM254 156H258V157H254ZM33 157V158H32ZM64 157V158H63ZM94 157V158H92ZM97 159H96V158ZM123 157V158H121ZM127 157V158H125ZM136 157V158H135ZM146 157V158H145ZM165 157V158H164ZM178 157H181L180 159ZM185 157V158H184ZM192 157V158H191ZM215 157V158H214ZM235 157V158H234ZM243 157V159H242ZM250 157V158H249ZM261 157V159L259 158ZM21 158V157H20ZM40 158V159H38ZM78 159L79 158H82L81 156H78L77 157ZM124 158L126 160H124ZM135 158V159H134ZM141 158H145L144 160L141 159ZM152 158V159H149ZM178 158V159H177ZM187 158V159H186ZM198 158V159H197ZM200 158V159H199ZM228 158V159H227ZM234 158V159H233ZM249 162H248V160ZM255 158V160L253 161V159ZM28 159V160H27ZM33 159V160H32ZM43 159V160H42ZM67 159V160H66ZM70 159V160H69ZM96 159V160H95ZM103 159V160H102ZM104 159H108V160H104ZM116 159H117V162H116ZM128 159V160H127ZM134 159V160H133ZM140 160V162H136L135 160ZM170 159V160H169ZM173 159V161H172ZM186 159L187 163H183L182 160ZM195 159V160H194ZM206 159V160H205ZM208 159V160H207ZM211 161V164H210V161ZM217 159V160H216ZM237 159V160H235ZM252 159V160H251ZM10 160V161H9ZM36 160H38V162H41L39 167L40 169L42 170V173L44 174V178L42 179V182L38 181V182H34V177L33 176H30V172H26V170H19L20 166L24 167L25 165L26 166H29V168L31 167V161L35 162ZM42 160V161H41ZM73 160V161H72ZM91 160V161H90ZM95 160V161H93ZM137 160V161H138ZM159 160V161H158ZM169 160V161H168ZM179 160L181 161V164L179 162ZM197 160V161H196ZM258 160V161H257ZM21 161V162H20ZM53 161V162H52ZM62 161V162H61ZM67 161V163H66ZM71 164H70V162ZM88 161V162H87ZM102 161V162H101ZM105 161H106V164H105ZM112 161V162H111ZM152 161V162H150ZM196 161V162H195ZM205 161V163L203 162ZM219 161V162H218ZM222 161V162H221ZM230 161V162H229ZM245 161V162H244ZM263 161V162H262ZM32 162V163H33ZM43 162V163H42ZM91 162H93L91 164ZM109 164H108V163ZM116 162V163H114ZM133 162V163H132ZM142 162V163H141ZM144 162V163H143ZM170 162V163H169ZM177 164H176V163ZM190 162V166L188 165ZM192 162L195 164H192ZM198 162V163H197ZM214 162H216L214 164ZM218 162V163H217ZM221 162V163H220ZM239 162V163H238ZM252 162V163H251ZM257 162V164H256ZM17 163V164H16ZM20 163V164H19ZM28 163V164H27ZM45 163V164H44ZM59 163V164H58ZM101 163V164H100ZM113 163V165H112ZM119 163V164H118ZM126 163V165H125ZM129 163V164H127ZM132 163V164H131ZM138 165V167L136 166V164ZM147 163V164H146ZM150 163V164H149ZM153 163V166L151 165ZM163 163V164H162ZM167 163V164H166ZM183 163V164H182ZM197 163V164H196ZM201 163V164H200ZM204 163V164H203ZM233 163L235 165H233ZM240 165H238V164ZM243 163V164H242ZM10 164V165H9ZM14 164V165H13ZM56 164V166H54ZM116 164V166H115ZM124 164V165H123ZM134 164V165H133ZM154 164H157V165H154ZM187 164V166H186ZM214 164V165H213ZM219 164V165H218ZM221 164V166H220ZM227 164V165H226ZM231 164V166H230ZM247 164V166H246ZM260 164V165H259ZM261 164L262 167H261ZM4 165V166H3ZM12 165V167H11ZM15 165L16 167L18 166V168L16 169L15 168ZM47 165V166H45ZM65 165H68V166H65ZM95 165V166H94ZM101 165V166H100ZM110 167H109V166ZM121 165V166H120ZM129 165V166H127ZM143 165V166H142ZM162 165V169L161 167H158V166H161ZM164 165H167V166H164ZM174 165V167H173ZM178 165L180 167H178ZM185 167H184V166ZM201 165V167H200ZM210 165V166H209ZM213 165V166H211ZM217 165V166H215ZM226 167V170L225 168L223 167ZM226 165V166H225ZM243 165V167H242ZM252 165H254L252 167ZM256 165V166H255ZM44 166L47 168L44 169ZM97 166V167H96ZM107 166V167H106ZM124 166V167H123ZM135 166V167H134ZM142 168H140V167ZM182 166V167H181ZM199 166V167H198ZM205 166V167H204ZM238 166V167H236ZM250 166V167H249ZM5 167L7 169H5ZM73 167V168H71ZM75 167V169H74ZM92 167V168H90ZM114 167V168H113ZM122 167V168H121ZM148 167V168H146ZM189 167V168H188ZM192 167V168H191ZM208 167V168H207ZM210 167V168H209ZM216 167V168H215ZM246 167H248L246 169ZM257 167V168H256ZM55 168V169H54ZM58 172H57V170ZM68 170H65L67 169ZM98 168V169H96ZM127 168V169H126ZM143 168H145L146 170H148L147 172H143ZM153 168V169H152ZM156 168V169H155ZM159 168V170H158ZM165 168V169H164ZM171 168V169H170ZM180 170H179V169ZM197 168V169H196ZM224 168V169H223ZM232 168H235V169H232ZM259 168V169H258ZM25 169V168H24ZM49 169H50V172H49ZM107 169H110V170H107ZM124 169V170H123ZM151 172H150V170ZM167 169V170H166ZM200 169V170H199ZM203 169V170H202ZM213 169V171H212ZM243 169V170H242ZM246 169V170H245ZM253 171H251V170ZM13 170V171H12ZM44 170V171H43ZM48 170V171H47ZM73 173H69V171H71ZM96 170H99L95 173ZM112 170V171H111ZM118 170V171H117ZM122 170V171H121ZM128 170V171H127ZM145 170V171H146ZM152 170H156L158 172H153ZM192 170V171H191ZM195 170V171H194ZM208 170V171H207ZM219 172L221 173H216V172ZM225 170V171H223ZM231 170V172H229ZM235 170V171H234ZM238 170V171H237ZM250 170V171H248ZM256 170L258 172H256ZM262 170V171H261ZM10 171V172H9ZM46 171V172H45ZM55 171V172H54ZM68 171V172H67ZM104 171V172H103ZM114 171V172H113ZM127 171V172H126ZM132 171V172H131ZM135 171V172H134ZM182 171V172H181ZM199 171V172H198ZM21 172V173H20ZM49 172V173H47ZM52 172V173H51ZM63 172V174H62ZM67 172V173H66ZM76 172V173H75ZM98 172H100L98 174ZM109 173V176L108 174L106 173ZM111 172V173H110ZM118 172V173H117ZM126 172V173H125ZM167 174H165V173ZM170 172V173H169ZM225 172V173H224ZM229 172V173H228ZM237 172V174H236ZM241 174H239V173ZM250 172V173H249ZM256 172V173H255ZM259 172H262V173H259ZM13 173V174H12ZM24 174L23 175V179H20V180H16L14 182H8V180H10V178H12L13 176H15L16 174ZM29 174V177L27 176ZM45 173L47 176H45ZM66 173V174H65ZM92 173V174H91ZM117 173V174H116ZM120 173V174H119ZM122 173V174H121ZM134 173V174H131ZM142 173V174H141ZM164 173V174H163ZM185 173V174H184ZM213 173V174H212ZM228 173V174H227ZM234 173V174H232ZM8 174V175H7ZM69 174V176H67ZM71 174V175H70ZM75 174V175H74ZM127 174V175H126ZM137 174V175H136ZM155 174V175H154ZM157 174V175H156ZM169 174V175H168ZM178 176H176V175ZM218 174V175H217ZM223 174V176H221ZM227 176H225V175ZM231 176H230V175ZM250 174V176H249ZM256 174H258L257 176H255ZM61 175V176H60ZM77 177H74V179L72 178L73 176H76ZM104 175V176H103ZM126 175V176H125ZM131 175V176H130ZM134 175V176H133ZM136 175V177H135ZM142 175V177H141ZM163 176V177H160V176ZM181 175V176H180ZM263 176V177H260V176ZM26 176V177H25ZM59 176V177H58ZM92 176V177H91ZM96 176V177H95ZM118 176V177H117ZM121 176V177H120ZM154 177L152 179V177ZM165 176V177H164ZM168 176V177H167ZM203 176V177H202ZM220 176V177H219ZM233 176V177H232ZM240 176V177H239ZM249 176V177H248ZM252 176V177H251ZM255 176V177H254ZM32 177V179H31ZM51 177V178H50ZM55 177V178H54ZM68 177V181L66 180ZM78 177H80V181L78 180ZM135 177V178H134ZM138 177V179H137ZM148 177V178H147ZM149 177L151 178V180L149 179ZM155 177H157L155 179ZM175 179H174V178ZM181 177V179H180ZM200 179H198V178ZM202 177V178H201ZM205 177V178H204ZM208 177V178H207ZM49 178V179H48ZM60 178V179H59ZM66 178V179H65ZM71 180H70V179ZM77 178V179H76ZM95 178V179H94ZM115 178V179H113ZM121 178V179H120ZM123 178V179H122ZM126 178V180H125ZM134 178V179H133ZM141 178V179H140ZM169 180H168V179ZM173 178V179H172ZM178 181H177V179ZM183 178V179H182ZM188 178V179H187ZM204 178V179H203ZM216 178V179H215ZM224 178V179H222ZM226 178V179H225ZM230 178V180H229ZM232 178V179H231ZM238 178H241L238 180ZM244 178V179H243ZM248 178V179H247ZM259 178V179H258ZM261 178V179H260ZM5 179V180H4ZM31 179V180H30ZM59 179V180H57ZM99 179V180H98ZM101 179V182H99ZM102 179H104L102 181ZM146 179V180H144ZM155 179V180H154ZM187 179V180H186ZM190 179H192L190 181ZM211 179V180H209ZM214 179V180H213ZM237 179V180H236ZM45 180V181H44ZM53 180V181H52ZM77 180V181H76ZM83 180V182L81 181ZM124 180V181H123ZM139 180V182H137ZM142 180V182L140 181ZM154 180V181H153ZM159 180V181H158ZM175 180V181H174ZM184 180V181H182ZM202 182H201V181ZM206 180V181H205ZM213 180V181H212ZM220 180V181H219ZM223 180V181H221ZM227 183H226V181ZM229 180V181H228ZM258 180V181H257ZM27 181V182H25ZM33 183H32V182ZM44 181V182H43ZM48 183H47V182ZM85 181V182H84ZM115 181V182H114ZM145 181V182H143ZM173 181V183H172ZM188 181V182H187ZM190 181V182H189ZM193 181V182H192ZM200 181V182H199ZM209 181V183H208ZM212 181V182H211ZM225 181V182H224ZM238 181V183H236ZM248 181V182H247ZM253 181V182H251ZM256 181V182H255ZM261 181V182H260ZM5 185H4V183ZM8 182V183H6ZM18 182V183H17ZM51 182V183H50ZM61 182V183H60ZM64 182V183H63ZM67 182V184L65 183ZM76 182V183H75ZM91 182V183H90ZM98 184H97V183ZM103 182V183H102ZM106 182V183H105ZM118 182V183H117ZM122 182V183H121ZM124 182V183H123ZM150 182V183H149ZM169 184H168V183ZM181 182V183H179ZM184 182H187V183H184ZM199 182V183H198ZM205 182V183H204ZM211 182V183H210ZM229 182V183H228ZM246 182V184H245ZM251 182V183H250ZM260 182V183H259ZM29 183V185H27ZM37 183V184H36ZM40 183V184H39ZM45 185H44V184ZM47 183V184H46ZM87 183V184H86ZM121 183V184H120ZM141 184V186L138 184ZM146 183L148 184L146 186ZM157 183V184H156ZM162 183H163V186H162ZM183 183V184H182ZM201 183V184H200ZM204 183V184H203ZM225 185H224V184ZM244 183V184H243ZM248 183V184H247ZM257 183H259L258 186ZM17 184V185H16ZM35 184V185H34ZM42 184L43 187H40L38 190L36 189H32L34 187H39L40 185ZM51 184V185H50ZM74 184V185H73ZM86 184V185H85ZM89 184V185H88ZM90 184H91V187H90ZM105 186H104V185ZM110 184V185H109ZM112 184V185H111ZM137 184V185H136ZM171 184V185H170ZM176 184V186H175ZM180 186H178V185ZM182 184V185H181ZM188 184V186H187ZM200 184V185H199ZM207 184V185H206ZM208 184H209V187H208ZM212 187H210L211 185ZM215 184V185H214ZM223 184V185H222ZM227 184V185H226ZM25 187H24V186ZM53 185V186H52ZM82 185V186H81ZM96 185V186H95ZM122 185L124 187H122ZM126 185V186H125ZM145 185V186H144ZM156 185V186H155ZM161 185V186H160ZM204 185H206L207 187H205ZM219 185L221 188H219ZM229 185V186H228ZM233 185V186H232ZM242 185V186H241ZM16 186V187H15ZM30 186V187H29ZM48 188H47V187ZM143 186V187H142ZM150 186V187H149ZM166 188H165V187ZM191 188H190V187ZM214 187H217V189L213 188ZM235 186V187H234ZM244 186V188H243ZM255 186L254 188L251 189V187ZM20 187V188H19ZM25 190H24V188ZM28 187V188H27ZM32 187V188H31ZM60 187V188H59ZM88 187V188H87ZM98 187V188H97ZM100 187H102L100 189ZM136 187H138L136 189ZM140 187V188H139ZM154 187V188H153ZM179 187H183V189L179 188ZM187 187V188H185ZM194 187V188H193ZM196 187V188H195ZM202 187V188H201ZM237 187V188H236ZM240 187V188H238ZM242 187V188H241ZM257 187H263V188H260V192L258 191L259 188ZM10 188V189H9ZM12 188V190H11ZM15 188V189H14ZM45 188V189H44ZM58 188V189H56ZM71 188V189H70ZM80 188V189H79ZM82 188V189H81ZM84 188V190H83ZM96 188V189H95ZM107 188V189H105ZM111 188V189H110ZM126 188V190H125ZM166 189V190H163ZM169 188V190H168ZM185 188V189H184ZM193 188V189H192ZM201 188V189H200ZM225 188L226 192L225 191H221V189ZM235 188V189H234ZM257 188V189H256ZM18 189V190H17ZM31 189V190H30ZM48 189V190H47ZM70 189V190H69ZM76 189V190H75ZM95 189V190H94ZM160 189V190H159ZM187 189V190H186ZM236 191H234V190ZM239 189V190H238ZM255 189V191L253 190ZM15 190V191H14ZM23 190V191H22ZM45 192H48V193H45ZM50 190V191H49ZM55 190L56 192H58L57 190H63L60 195L58 194V197L55 199V197L53 195H55ZM78 190V191H77ZM86 190V191H85ZM89 190V191H88ZM103 192L104 194L106 193V195L103 196V193L100 192ZM109 190V191H107ZM112 190V191H111ZM122 190V191H121ZM136 190H137V193H136ZM192 190H194V192H192ZM198 192H197V191ZM242 190V191H240ZM246 190V191H245ZM257 190V191H256ZM1 191V190H0ZM17 191V192H16ZM33 191H35L33 193ZM38 191V193H37ZM68 191V192H67ZM80 191V193H79ZM93 193H91V192ZM96 191V192H94ZM108 193H107V192ZM120 191V192H119ZM132 193H131V192ZM140 191V192H139ZM157 191V192H156ZM161 191V192H160ZM170 191V192H169ZM189 191V192H188ZM206 191V192H205ZM213 191V192H212ZM227 191L230 192L227 193ZM10 192H13L12 195H10ZM14 192L15 195H14ZM23 192V193H22ZM40 192V193H39ZM55 192V193H54ZM64 192V193H63ZM70 192H74V195L73 193H70ZM82 192H86L88 194H82ZM118 192V193H117ZM123 192V193H122ZM148 192V193H147ZM150 192H151V195H150ZM168 192V193H167ZM220 192V194L218 193ZM235 192V193H233ZM238 192V193H236ZM241 192V193H240ZM249 192V193H247ZM31 193V194H29ZM50 193V194H49ZM59 193V192H58ZM153 193V194H152ZM159 193V194H158ZM161 193V194H160ZM191 193V194H190ZM197 193V195H196ZM201 193V194H199ZM206 193L208 195H206ZM224 193V194H223ZM227 193V194H226ZM253 193V194H252ZM46 194V195H45ZM57 194V193H56ZM92 194V196H90ZM102 194V195H101ZM114 194V195H113ZM119 194V195H118ZM142 194V195H141ZM164 194V195H163ZM169 194V195H168ZM233 198H232V196ZM238 196H236V195ZM247 194H248V197H247ZM258 194V195H256ZM34 195V196H33ZM36 195V196H35ZM44 195V196H42ZM86 195V196H85ZM95 198H93L94 196ZM100 198H97L99 197ZM139 195V197H138ZM148 195V196H147ZM155 195V197L153 198V196ZM163 195V196H162ZM168 195V196H167ZM172 195V196H171ZM200 195V196H198ZM202 195V197H201ZM204 195V196H203ZM217 195V196H216ZM221 195V196H220ZM230 195V196H229ZM242 197H241V196ZM243 195H244V198H243ZM263 197H262V196ZM26 196H29V197H26ZM38 196V197H37ZM69 197V199H65L66 202L64 201V197ZM73 196V197H72ZM83 196V198H82ZM102 196V197H101ZM130 196V197H128ZM136 196V197H134ZM145 196V197H144ZM198 198L197 200H195L196 198ZM206 196H209L206 198ZM223 196V197H222ZM225 196V197H224ZM237 198H236V197ZM261 196V197H260ZM40 197V198H39ZM44 197V198H43ZM89 197V198H88ZM106 197V198H105ZM116 197V198H115ZM123 197V198H122ZM133 197V198H132ZM142 197V198H141ZM151 197V198H150ZM157 197V198H156ZM168 197V198H167ZM192 197L193 199L195 200H192ZM241 197V200L240 198ZM12 198V199H11ZM19 198V199H18ZM36 198V199H35ZM39 198V199H38ZM50 198V199H48ZM85 198V199H84ZM93 198V200H92ZM105 202H103V200ZM125 198V199H124ZM129 198V200H128ZM137 198V199H136ZM147 198V199H146ZM165 198L167 199V201L165 200ZM175 198V199H174ZM213 198V199H212ZM221 198V199H220ZM228 200H227V199ZM21 199V200H20ZM23 199V200H22ZM25 199V200H24ZM28 199V200H27ZM32 199V200H31ZM63 199V200H62ZM72 199V200H71ZM82 199V200H81ZM88 199V200H87ZM96 199V200H95ZM132 199H134L132 201ZM152 199V200H151ZM155 199V200H154ZM157 199V200H156ZM163 199V201H162ZM179 199V200H178ZM203 199V200H202ZM205 199V201H204ZM231 199V200H230ZM236 199V200H235ZM246 201H245V200ZM43 200V201H42ZM79 202H78V201ZM116 200V201H115ZM126 200V201H125ZM177 200V202H176ZM218 203H224L226 205H235L237 208H235L233 211L232 210H228V211H225L224 213H222V211H220L216 205L213 206V204H211L210 202H215V204H218ZM225 200V201H224ZM239 200V201H238ZM244 200V201H243ZM248 200V202H247ZM250 200V201H249ZM14 201V202H13ZM19 203H18V202ZM31 201V202H30ZM37 201V202H36ZM46 201V202H45ZM85 201V202H84ZM171 201V202H170ZM197 201V202H196ZM202 202V205L200 204V202ZM262 201V200H261ZM264 201V199H263ZM8 202V203H7ZM33 202V203H32ZM43 202V203H42ZM54 202V203H53ZM56 202V203H55ZM61 202V203H60ZM77 202V206L76 208L73 207V203ZM102 202V203H101ZM112 202V203H111ZM116 202V204H115ZM124 202V203H123ZM129 202V204H128ZM142 203L143 204H139V203ZM146 202V203H145ZM153 202V203H152ZM161 202V203H160ZM166 202V203H165ZM193 202V203H191ZM195 202V203H194ZM231 204H230V203ZM247 202V203H246ZM16 203V204H15ZM28 203V204H27ZM60 203V204H59ZM69 203V204H68ZM84 203V204H82ZM86 203V205H85ZM94 203V204H93ZM115 205H114V204ZM145 203V204H144ZM151 203V204H150ZM171 203V206L169 205ZM181 203V205H180ZM188 203V204H187ZM206 203V204H205ZM234 203V204H233ZM246 203V204H244ZM11 204V205H10ZM13 204V205H12ZM21 204V205H20ZM26 204V206H25ZM64 204H66L64 206ZM68 204V205H67ZM103 204V205H102ZM109 204V205H108ZM133 204V205H132ZM138 204V205H137ZM148 204V205H147ZM175 206H174V205ZM252 204V206H251ZM20 205V206H19ZM23 205V206H22ZM29 205V206H28ZM37 205V206H36ZM41 205V206H40ZM45 205V206H44ZM47 205V206H46ZM71 205V206H70ZM84 205V206H83ZM88 205V207H87ZM114 205V206H113ZM118 205V206H117ZM128 205V206H126ZM132 205V206H131ZM135 205V206H134ZM147 205V206H146ZM157 206V209H156V206ZM186 205V206H184ZM203 205H206V207H209L206 209L207 211V215H208V220L212 218V223H209L210 221H205V219H203L202 217V214L204 211L205 212V208L202 207ZM209 205V206H207ZM238 205H240V207L238 208ZM39 206V207H38ZM63 206V207H62ZM68 206V208H67ZM91 206V208H89ZM126 206V207H125ZM140 206L143 208H140ZM146 206V207H145ZM151 206V208L149 209V207ZM155 206V209H153ZM161 206V208H160ZM164 206V208H163ZM170 206V207H168ZM178 206V207H177ZM181 206V207H180ZM198 206V207H197ZM244 208H242V207ZM248 206V207H247ZM17 207V208H16ZM25 207V208H24ZM31 207V208H30ZM34 207V208H33ZM52 207V208H51ZM60 207V208H59ZM80 207V208H79ZM87 207V208H86ZM107 207V208H105ZM113 207V208H112ZM135 207V208H134ZM148 207L149 210H147L146 208ZM167 207V208H166ZM175 207H177L175 209ZM184 207V208H183ZM190 207V208H189ZM192 207L194 208V211L192 209ZM252 207V208H251ZM29 208V209H28ZM71 208V209H70ZM85 208V209H84ZM138 208V209H137ZM160 208V209H159ZM166 208V209H165ZM169 208V209H168ZM183 208V209H181ZM186 208V209H185ZM189 208V209H188ZM216 208V209H215ZM242 208V209H241ZM46 209H49V210H46ZM52 209V210H50ZM58 209V211H57ZM60 209V210H59ZM62 209V210H61ZM68 209V210H67ZM91 209V210H90ZM96 211H95V210ZM118 209H119V212H118ZM123 209V210H122ZM126 209V210H125ZM130 209V210H129ZM137 211H136V210ZM140 209V210H139ZM146 209V210H145ZM161 209H163L161 211ZM171 209V211H170ZM185 209V210H184ZM188 209V210H187ZM201 209V210H199ZM211 209V210H210ZM214 209V211L212 212V210ZM219 211H218V210ZM240 209V210H239ZM244 209V210H243ZM252 209V210H250ZM257 209V210H255ZM263 209V210H262ZM28 210V211H27ZM39 210V212H38ZM56 210V211H55ZM65 210L67 213V216L66 215H63L65 213ZM80 210V211H78ZM87 210V211H85ZM89 210V211H88ZM129 210V211H128ZM133 210V212H132ZM154 210V211H153ZM192 210V212H191ZM63 211V212H62ZM84 211V212H83ZM110 213H109V212ZM117 211V212H116ZM122 211V212H120ZM142 211V212H141ZM148 211V212H147ZM162 213H161V212ZM166 211V212H165ZM179 211V212H178ZM188 211V212H187ZM209 211L211 212V214L209 213ZM232 211V212H231ZM251 211V212H250ZM260 211V212H259ZM22 212V213H21ZM25 212V213H24ZM38 214H37V213ZM47 212V213H50V218H55L54 222H49V223H43L40 218H43V216L45 215L44 213ZM53 212V213H51ZM74 212V213H73ZM79 213L81 214L82 216L76 214V213ZM105 212V213H104ZM123 212H128L127 215H125L126 213H123ZM145 212V214L143 215V213ZM152 212V213H151ZM156 212V213H155ZM164 212V213H163ZM169 212V213H168ZM173 212V214H172ZM177 212V213H176ZM187 212V213H186ZM218 212V213H217ZM258 212V213H257ZM6 213V214H7ZM44 215H43V214ZM56 213V214H55ZM72 213H73V217L75 218L77 216V218H74L72 217ZM83 213V214H82ZM112 213V214H111ZM135 213V214H134ZM186 213V215H185ZM213 213V214H212ZM216 215H215V214ZM236 215H235V214ZM238 213V215H237ZM243 213V214H242ZM246 213V215H245ZM254 215H253V214ZM30 214V215H29ZM53 214V215H52ZM59 214V215H58ZM96 216H94V215ZM110 214V215H109ZM139 214V215H138ZM148 214V216H147ZM154 216H153V215ZM163 214V215H162ZM165 214V216H164ZM184 214V215H183ZM191 214H192V217H191ZM194 214V215H193ZM210 214V215H209ZM224 214V215H223ZM226 214V215H225ZM229 214V215H228ZM260 216H258V215ZM26 215V216H25ZM35 217H34V216ZM65 216L64 218H60V217H63ZM113 215V217H112ZM118 215V216H117ZM121 215V216H120ZM125 215V216H124ZM129 215V216H128ZM131 215V216H130ZM133 215H135L133 217ZM142 215V216H141ZM159 215V216H158ZM170 215V216H169ZM174 218H171L172 216ZM215 215V217H214ZM228 215V216H227ZM16 216V217H14ZM33 216V218H31ZM39 216V217H38ZM57 216V218H56ZM69 216V217H68ZM90 216V217H89ZM101 216V218H99ZM107 216V217H106ZM178 216V218L176 217ZM182 216V218H181ZM188 216V217H187ZM200 216V217H199ZM217 216V217H216ZM236 216V217H235ZM244 216V217H243ZM252 216V217H251ZM2 217V215H1ZM13 217V218H12ZM89 217V219H88ZM98 217V219H97ZM131 217V218H130ZM133 217V218H132ZM177 219H176V218ZM210 217V218H209ZM219 217V218H218ZM221 217V218H220ZM223 217V218H222ZM228 220H227V218ZM238 217V218H237ZM247 217V218H246ZM251 217V218H250ZM39 218V220H38ZM70 218V220H69ZM82 218V219H81ZM94 218V219H92ZM110 218V219H109ZM119 218V219H118ZM123 218V219H122ZM125 218V219H124ZM129 218V219H128ZM136 218V219H135ZM169 219V223L166 221V219ZM186 218V219H184ZM189 218V219H188ZM226 218V219H225ZM21 219V220H20ZM30 219V221H29ZM37 219V220H36ZM85 219V220H84ZM87 219V220H86ZM91 219V220H90ZM103 219V220H102ZM114 221H113V220ZM128 219V220H126ZM133 219V220H132ZM148 219V221H147ZM152 219H153V222H152ZM156 219V220H154ZM159 221H158V220ZM165 220L166 222H164L163 220ZM173 219V220H172ZM176 221H175V220ZM195 219V220H194ZM219 219V220H218ZM225 221H224V220ZM231 219V220H230ZM237 222H236V220ZM245 219V220H244ZM257 221H256V220ZM18 220V222L16 221ZM57 220H60V222H57ZM64 220V221H63ZM81 220V221H80ZM95 220V221H94ZM100 222H99V221ZM123 220V221H122ZM132 220V221H131ZM146 220V221H145ZM193 220V221H192ZM199 220V221H198ZM201 220H203L202 222H200ZM247 220V221H246ZM262 220V221H261ZM35 221V222H34ZM41 221V222H40ZM56 221V222H55ZM90 221V222H89ZM92 221V222H91ZM120 221V222H119ZM128 221V222H127ZM152 223H151V222ZM157 221V224H155ZM178 221V222H177ZM196 221V222H195ZM198 221V222H197ZM217 221V222H216ZM229 221V222H227ZM231 221V222H230ZM244 221V222H243ZM254 221V222H253ZM14 222V224H13ZM75 222V223H74ZM78 222H81V224H79ZM86 222V223H85ZM88 222V223H87ZM96 222V223H95ZM99 222V223H98ZM102 222V224H100ZM112 222V223H111ZM118 225H117V223ZM123 222V223H122ZM140 222V223H139ZM141 222L143 224H141ZM176 224L177 225H174L173 224ZM189 222V224H188ZM193 222V223H192ZM225 222V223H224ZM11 223V224H10ZM36 223H38L36 225ZM43 223V224H42ZM59 223L60 225H65V224H68L70 225V229L68 227H64L63 230L65 233H63L64 235V239H60L59 238V234H57V231L58 229L60 230L61 228H59V226H57ZM65 223V224H64ZM71 223V224H70ZM79 225H78V224ZM111 223V224H110ZM116 223V224H115ZM127 225H126V224ZM153 225H151V224ZM187 225H186V224ZM200 223V224H199ZM260 223V224H259ZM16 224V225H15ZM23 224V225H22ZM42 224V225H41ZM52 224V226H51ZM99 224V225H98ZM114 224V225H113ZM165 224V225H164ZM169 224V225H168ZM185 224V225H184ZM191 224V225H190ZM217 226H216V225ZM237 224V225H235ZM244 224V225H243ZM6 225V226H5ZM10 227H8V226ZM12 225V226H11ZM14 225V226H13ZM37 227V229L35 228V226ZM46 225V226H45ZM50 225V227H49ZM101 225V226H100ZM103 225V226H102ZM106 225V226H105ZM111 225V226H109ZM117 225V226H116ZM125 227L123 230H121L123 227ZM127 227H126V226ZM129 225V226H128ZM133 225V226H131ZM145 226V229H144V226ZM160 225V226H159ZM167 225V226H166ZM174 225V226H173ZM189 225V226H188ZM200 225V226H199ZM214 225V226H213ZM227 225V226H225ZM242 225V226H241ZM249 228H247L248 226ZM4 226V227H3ZM22 226V227H21ZM54 226V227H53ZM115 227V230H114V227ZM120 226V227H119ZM135 226V227H134ZM148 226V227H147ZM152 226V227H151ZM162 226V228H161ZM172 226V227H170ZM176 226V227H175ZM193 226V227H192ZM209 227L207 229V227ZM230 226V227H229ZM17 227V229H16ZM36 229H34V228ZM39 227V228H38ZM46 227V228H45ZM76 227V228H75ZM83 230H81L80 228ZM91 227V229H90ZM104 227V228H103ZM106 227V228H105ZM119 227V228H118ZM133 229H132V228ZM178 227V228H177ZM255 227H259V228H255ZM263 227V229L261 228ZM11 228V229H10ZM14 230H13V229ZM27 228V231L25 230ZM45 228V229H43ZM67 228V230H66ZM79 230H78V229ZM85 228V229H84ZM89 230H88V229ZM94 228V229H92ZM130 228V229H129ZM150 228V229H149ZM159 230H157V229ZM171 228H174V229H171ZM189 228V231H186L188 230ZM227 228V229H226ZM229 228V229H228ZM231 228V229H230ZM253 228V229H252ZM255 228V229H254ZM4 229V230H3ZM48 229V230H46ZM72 229V230H71ZM77 229V230H76ZM97 229H100L97 231ZM103 229V230H101ZM120 233H119V230ZM126 229V230H125ZM137 229V231H135ZM142 229V231H141ZM156 229V230H155ZM161 229V230H160ZM183 229V231H181ZM203 229V230H202ZM206 229V230H205ZM220 229L222 230L220 232ZM239 229V230H238ZM243 229V230H242ZM19 230V231H18ZM25 230V231H24ZM35 230V231H33ZM42 230V231H41ZM57 230V231H56ZM66 230V231H65ZM70 230V231H68ZM81 230V231H80ZM87 230V231H86ZM94 230V231H93ZM118 230V231H117ZM128 230V235L126 234ZM131 230V231H130ZM133 230L135 231V234L133 232ZM193 230V231H191ZM202 230V231H201ZM208 230V231H207ZM210 230V231H209ZM238 230V232H237ZM245 230L246 233H245ZM249 230V231H248ZM253 230V231H252ZM261 230V231H260ZM8 231V232H7ZM11 231V232H10ZM21 231V232H20ZM29 231V232H28ZM39 231V232H38ZM56 231V232H55ZM93 231V232H92ZM126 231V232H125ZM141 231V232H140ZM147 231V233H145ZM162 231V232H161ZM173 231V232H171ZM180 231V233H176V232ZM186 231V232H185ZM201 233H200V232ZM213 231V233H212ZM232 231V232H231ZM236 231V232H235ZM240 231V232H239ZM252 233H251V232ZM14 232V233H13ZM25 232V234H24ZM31 232V233H30ZM41 232V233H40ZM53 232V233H52ZM54 232H55V235H54ZM72 234H69L71 233ZM77 232V233H76ZM91 232V233H90ZM106 232V235L105 233ZM107 232L109 234H107ZM118 232L119 234H124V237L123 235H119V234H116ZM175 232V234H174ZM182 232V233H181ZM208 233L207 235L205 233ZM215 232V234H214ZM218 232V233H217ZM229 232L231 234H229ZM12 233V235H10ZM18 233V234H17ZM29 233V234H28ZM35 233V234H34ZM79 233V234H78ZM112 233V234H111ZM115 233V234H114ZM167 233V235H166ZM191 233V234H190ZM194 233V234H193ZM198 233V234H197ZM237 233V234H236ZM243 233V234H242ZM256 233V235H254ZM14 234V235H13ZM16 234V235H15ZM22 234V235H21ZM28 234V235H27ZM31 234V235H30ZM39 234V235H38ZM42 234V235H41ZM45 234V236H44ZM92 234V236H90ZM104 234V235H103ZM132 234V235H131ZM134 234V235H133ZM137 234V235H136ZM173 235V240L172 236H169V235ZM178 234V237H174V236H177ZM182 236H180V235ZM193 234V235H192ZM205 234V235H203ZM223 234V235H222ZM229 234V235H228ZM248 236H247V235ZM258 234H259V237H258ZM262 234V236H261ZM19 238H18V236ZM27 237H25V236ZM30 235V236H29ZM47 235V236H46ZM50 235V236H49ZM52 235V236H51ZM54 235V236H53ZM101 235V237H100ZM113 237H112V236ZM116 235V236H115ZM119 235V236H118ZM136 235V236H135ZM146 236V237H143V236ZM157 235V237H156ZM161 235V237H160ZM166 235V236H165ZM191 235V236H190ZM213 235V236H212ZM219 235V237H218ZM228 235V236H226ZM236 235V236H235ZM240 235V236H239ZM244 235V236H243ZM246 235V236H245ZM253 235H254V238H253ZM13 236V237H12ZM17 236V237H16ZM22 236V238H21ZM41 236V237H39ZM99 238V239H94V238ZM105 236V237H104ZM138 236V237H137ZM151 236V237H150ZM155 236V237H153ZM190 236V237H189ZM197 239H196V237ZM202 236V237H201ZM207 237V240H206V237ZM210 236V237H209ZM213 238H212V237ZM224 236V237H223ZM256 236V237H255ZM24 237V238H23ZM28 237L30 239H28ZM37 237V238H36ZM44 237V239H43ZM51 237V238H49ZM54 237V238H53ZM57 237V238H56ZM90 237V238H89ZM104 237V238H103ZM107 237V238H106ZM109 237V238H108ZM116 237V238H115ZM131 237V238H130ZM137 237V238H136ZM141 237V238H140ZM150 239H149V238ZM160 237V239H159ZM164 237L166 239H164ZM188 237V238H187ZM193 237V238H191ZM216 237V238H215ZM226 237V238H225ZM228 237V238H227ZM239 237V238H238ZM241 237V238H240ZM246 237V238H245ZM250 237V238H249ZM81 238V239H80ZM86 239V240H83V239ZM93 240V242H91L89 239ZM111 238V239H110ZM133 238V239H132ZM144 238V239H143ZM146 238V239H145ZM167 238H170V239H167ZM181 238V239H180ZM225 238V239H224ZM243 238V239H242ZM8 239V241H7ZM26 239L28 240L27 243L26 242ZM35 239V240H34ZM38 239V240H37ZM61 241H60V240ZM71 239V240H70ZM109 239V240H108ZM119 239V240H118ZM129 239V240H128ZM131 239V240H130ZM143 241H142V240ZM155 239V241H154ZM162 239V240H161ZM185 239V240H183ZM190 239V240H189ZM210 239V240H208ZM212 239V240H211ZM232 239V240H231ZM239 239V240H238ZM258 239V240H257ZM3 240V241H1ZM16 240V241H15ZM25 240V241H24ZM34 240V241H33ZM77 240V241H76ZM81 240V241H79ZM100 240V241H99ZM116 240V241H115ZM122 242H125L126 244H122L121 247L123 248H127L131 253H132V256H128L126 255V253H121L119 252L118 250L121 249L120 247V244ZM133 240V241H132ZM135 240V241H134ZM171 240V242H170ZM177 240V242H176ZM179 240V241H178ZM187 240V241H186ZM206 240V241H205ZM221 240V242H220ZM252 240H255L254 241V244L252 245L253 241ZM31 241V242H30ZM37 241V242H36ZM73 243H72V242ZM76 241V244L75 242ZM88 241L90 243H88ZM129 241V242H128ZM153 241V242H152ZM156 241H158L160 243H155ZM164 241V242H162ZM183 241V242H182ZM190 241V242H189ZM197 244H196V242ZM228 241V243H227ZM238 241V242H237ZM242 241V242H241ZM251 241V242H250ZM10 242V243H9ZM19 242V243H18ZM36 242V243H35ZM42 242V243H40ZM45 242V243H44ZM49 242V243H48ZM79 244H78V243ZM109 245V243L113 242L111 245H106V243ZM116 242V243H115ZM132 242V243H130ZM142 242V243H141ZM150 242V243H148ZM166 243V244H163L162 243ZM179 242V243H178ZM181 242V243H180ZM188 242V243H187ZM201 242V243H199ZM218 246H217V244ZM225 242V243H224ZM261 244H259V243ZM82 243V244H81ZM95 243V244H94ZM99 243V244H98ZM102 243V244H101ZM115 243V244H114ZM130 243V244H129ZM133 243H135L136 245H134ZM147 243V244H146ZM170 243V244H169ZM204 243V244H203ZM207 243V244H206ZM210 245H209V244ZM212 243V244H211ZM2 244V245H1ZM32 245V247L30 245ZM34 244V246H33ZM37 244V245H36ZM53 244V245H52ZM61 245L63 248H60L61 246H58V245ZM64 246H63V245ZM131 244L133 246H131ZM146 247H144V245ZM150 248H149V246ZM152 244V246H151ZM156 244V245H155ZM174 244V246H173ZM181 244V246H180ZM190 244V245H189ZM224 244V245H223ZM248 244V245H247ZM29 245V246H28ZM49 245V246H48ZM67 245V246H66ZM90 245V246H89ZM94 247H93V246ZM99 245V246H98ZM104 245V246H103ZM115 245V246H114ZM179 245V246H177ZM189 247H188V246ZM231 245V246H230ZM237 245V246H235ZM241 245V246H240ZM9 246V247H8ZM13 246V247H12ZM18 246V248H17ZM41 246V247H40ZM69 246V247H68ZM72 246V247H71ZM140 246V247H139ZM142 246V247H141ZM177 246V247H176ZM186 246V247H185ZM197 248H195V247ZM201 248V251L198 250L200 249L199 247ZM201 246H204V247H201ZM209 246V247H208ZM216 246V247H214ZM226 246V247H225ZM240 246V247H239ZM246 248H245V247ZM252 246V247H251ZM263 246V247H262ZM6 247V248H5ZM12 247V248H11ZM15 247V249H14ZM24 247V248H23ZM35 247V248H34ZM38 247V248H37ZM58 247V248H57ZM66 247V248H64ZM68 247V248H67ZM86 247V248H85ZM103 247H105V249H103ZM129 247V248H128ZM132 247V248H131ZM136 247V248H135ZM158 247V248H157ZM168 247V248H167ZM188 247V248H187ZM214 247V248H213ZM222 247V248H221ZM243 247V249H242ZM255 247V248H254ZM259 247V248H258ZM3 248V249H2ZM21 248V249H20ZM49 248V249H48ZM71 248V250L69 249ZM82 248V249H81ZM113 248H114V251H113ZM134 248V249H133ZM141 248V249H139ZM144 248V249H142ZM156 248V249H155ZM165 248V249H164ZM178 248V249H177ZM180 248V249H179ZM186 248V249H184ZM194 248V249H192ZM219 248V250H218ZM236 248V249H235ZM263 250H262V249ZM22 250L17 252L18 250ZM24 249V250H23ZM41 249V251H39ZM57 249V250H56ZM76 249V250H75ZM81 249V250H80ZM90 249V250H89ZM92 249V250H91ZM118 249V250H117ZM133 249V251H132ZM138 249V250H137ZM203 249V251H202ZM212 249V250H211ZM217 251H216V250ZM227 249V250H226ZM248 249V250H247ZM254 249V251H253ZM11 250V251H10ZM26 250V252H25ZM35 250V251H34ZM37 250V251H36ZM45 250V251H44ZM47 250V251H46ZM56 250V251H55ZM61 252H60V251ZM89 250V251H88ZM94 250V251H93ZM136 250V251H135ZM141 250V252L139 251ZM156 250V251H155ZM193 250V251H191ZM198 252H196V251ZM225 252H224V251ZM231 250H235L234 253L233 251ZM250 250V251H249ZM4 251L6 253H4ZM49 251L51 253H49ZM78 251V252H77ZM81 251V252H80ZM86 253H85V252ZM118 252L119 254L117 253H114V252ZM143 251V252H142ZM159 251V252H158ZM165 251V252H162ZM169 251H172L169 253ZM215 251V252H214ZM223 251V252H222ZM228 251H231L229 252L228 254ZM237 251V254H235ZM246 251V252H245ZM247 251H248V254H247ZM262 251V252H261ZM9 252V254H8ZM25 252V253H23ZM30 252V253H29ZM34 252V253H33ZM59 252V253H58ZM84 254L80 256V253ZM107 252V253H106ZM135 252V253H133ZM139 252V253H138ZM147 252V253H146ZM152 254H151V253ZM155 252V253H154ZM181 252V253H179ZM187 252V253H186ZM239 252V254H238ZM253 252V253H252ZM256 252V253H254ZM15 253V254H14ZM23 253V255H22ZM33 255H32V254ZM88 253V254H87ZM93 253V254H92ZM94 253H97V254H94ZM100 253V254H99ZM106 253V254H105ZM113 253V254H112ZM144 253V256L143 254ZM162 253V254H161ZM172 253V254H171ZM186 253V254H185ZM194 253V254H193ZM200 253V254H199ZM206 253V254H205ZM226 253H227V257H226ZM233 253V254H232ZM251 253V254H250ZM17 254V255H16ZM41 254V255H40ZM74 254V255H73ZM77 254H79L77 256ZM112 254V255H111ZM116 254V255H115ZM124 254V255H123ZM139 254V255H138ZM160 254L162 256H166V257H162L160 256ZM165 254V255H164ZM167 254V255H166ZM178 254V256H177ZM192 254V255H191ZM246 254V255H244ZM253 254V255H252ZM256 254V255H254ZM14 255V256H13ZM29 255V256H28ZM34 255L36 257H34ZM44 255V256H43ZM48 255V256H47ZM70 255V256H69ZM73 256H77V257H72ZM102 255V256H101ZM105 255V256H103ZM108 255V256H107ZM120 255V257L118 256ZM141 255V256H140ZM147 255V256H146ZM152 255V256H151ZM156 257H154V256ZM176 255V256H175ZM183 255V256H182ZM187 255V256H186ZM224 257H223V256ZM243 255V256H242ZM257 255H259L257 257ZM261 255V256H260ZM3 256V258H2ZM30 256H32L30 258ZM59 256V257H58ZM80 256V258H79ZM86 258H85V257ZM89 256L90 259H89ZM134 256H135V259H134ZM140 256V257H139ZM168 256V257H167ZM196 256V258H195ZM238 256V257H237ZM250 258H249V257ZM6 257V258H5ZM19 259H18V258ZM29 257V258H28ZM57 257V258H56ZM71 259H70V258ZM82 257L84 258V261L82 259ZM98 257V258H97ZM107 257V258H106ZM111 257V258H110ZM113 257V258H112ZM117 259H116V258ZM138 257V258H137ZM146 257V258H145ZM154 257V258H153ZM161 257V258H160ZM186 257V258H185ZM190 257V258H188ZM193 257V258H192ZM200 259H199V258ZM213 257H216V258H213ZM221 257V258H220ZM242 257V259H241ZM246 257V258H244ZM255 259H254V258ZM8 258V261L6 260ZM12 258V259H11ZM14 258V259H13ZM22 258H23V262H22ZM35 258V259H34ZM45 258V259H44ZM48 258V259H46ZM76 259V260H73ZM79 258V259H77ZM94 258V259H93ZM119 258V260H118ZM123 258V259H122ZM128 258V259H127ZM132 258V260H131ZM140 258V259H139ZM144 258V259H143ZM163 258V259H162ZM165 258V259H164ZM205 258V259H204ZM213 258V259H212ZM223 258V259H222ZM225 258H226V262H225ZM234 258V259H233ZM236 258V259H235ZM239 258V259H238ZM263 260H262V259ZM33 260V262L31 260ZM62 259V260H61ZM65 259V261H64ZM82 259V260H81ZM101 259V260H100ZM111 259V260H110ZM116 259V260H115ZM153 259V260H152ZM189 259V260H188ZM192 261H191V260ZM194 259V260H193ZM198 259V260H197ZM208 259V260H207ZM238 259V260H237ZM241 259V260H240ZM244 259V260H243ZM258 259V260H257ZM13 260H16V261H13ZM35 260V261H34ZM38 260V261H37ZM51 260V261H50ZM56 260V262H55ZM61 260V261H60ZM70 260V261H69ZM79 260V261H78ZM88 260V261H87ZM125 260V261H124ZM131 260V261H129ZM166 260V261H165ZM170 260V261H169ZM175 260V261H174ZM181 260V261H180ZM230 260V261H229ZM260 260V261H259ZM262 260V262H261ZM6 261V262H5ZM30 261L32 263H30ZM72 261H75V262H72ZM78 261V262H77ZM83 261V262H81ZM87 263H86V262ZM90 261V262H89ZM106 261V262H104ZM112 261V262H111ZM120 261V262H119ZM127 261V262H126ZM142 261V262H141ZM145 261V262H144ZM219 261V262H218ZM221 261V262H220ZM256 261V262H255ZM3 262V263H2ZM12 262H15V263H12ZM44 262V263H43ZM58 262V263H57ZM64 262V263H63ZM68 262V263H67ZM89 262V263H88ZM92 262V263H91ZM109 262V263H108ZM111 262V263H110ZM150 262V263H149ZM158 262V263H157ZM186 262V263H185ZM197 262V263H196ZM200 262V263H199ZM217 262V263H216ZM245 262V263H244ZM255 262V263H254ZM260 262V263H259ZM26 263V264H27Z\"/></svg>",
	"mask_w": 264,
	"mask_h": 264
},
{
	"label": "bare ground",
	"instance_id": "2",
	"mask_svg": "<svg viewBox=\"0 0 264 264\" xmlns=\"http://www.w3.org/2000/svg\"><path fill=\"white\" fill-rule=\"evenodd\" d=\"M8 1H9V0H8ZM13 1H14V0H13ZM13 1H12V2H13ZM39 1H40V0H39ZM60 1H62V0H60ZM60 1L58 0L59 3H60ZM66 1H67V0H66ZM69 1H70V0H69ZM72 1H73V0H72ZM95 1H96V0H95ZM97 1H98V0H97ZM111 1H112V0H111ZM114 1H115V0H114ZM122 1H123V0H122ZM126 1H127V0H126ZM153 1H154V0H153ZM153 1H152V2H153ZM156 1H157V0H156ZM208 1H209V0H208ZM208 1H207V2H208ZM216 1H217V0H216ZM224 1H225V0H220V1H218V4H216V5H217L219 8H222V9H223V8H225V6H226V4H224ZM238 1H240V0H238ZM248 1H249V0H248ZM258 1H260V0H253L252 2H253V3H254V2L257 3ZM263 1H264V0H263ZM1 2H2V1H1ZM16 2H17V1H16ZM36 2H37V1H36ZM40 2H41V1H40ZM53 2H54V1H53ZM63 2H64V1H63ZM63 2H61V3H63ZM77 2H78V0H77ZM123 2H124V1H123ZM136 2H137V1H136ZM142 2H143V0H142ZM145 2L147 3V2H150V1H145ZM145 2H143V3H145ZM152 2H150V3H152ZM166 2H167V1H166ZM202 2H203V1H202ZM226 2H227V1H225V3H226ZM228 2H229V1H228ZM235 2H236V1H235ZM241 2H242V1H241ZM252 2H251V3H252ZM10 3H11V2H10ZM10 3H9V4H10ZM13 3H14V2H13ZM33 3H34V2H33ZM42 3H43V2H42ZM65 3H67V2H65ZM65 3H64V4H65ZM75 3H76L75 0H74L73 2H69V3L67 4L66 7H68V10H69L70 12H72L73 15H76L77 13H80L81 18L79 17L80 19H78V22L76 21V22H74V23L71 24V25L69 24L67 27H62V28L60 27L61 29H59V28L56 26V24H55V25H50V26H48V30L52 32V33H51L52 35H50V36H52V37H51V43H50V44H53V45H54V49L56 48L57 50H59V52L62 51V53H63L64 55H65V54L67 55V56H66L67 58H68V57H69V58H75V60H76V59H78V58H81V59H82V57H84V55H85V54L83 55V54H81V53L78 52V51H80L82 48H81L80 50H78V51L76 50V47L79 49V42L76 40L77 35H78V34H83L84 31H88V30H90V29L93 28V27H97V28L100 29V30L105 29V27H108L113 21H115V19H116V18L120 15V13L122 12V11H121L122 9L120 10V6L117 5V4H118L117 1H115V2H110L109 0H106V2H104V7L102 6L103 9H101V7H100L101 10H99V11H100V12H98L99 14L96 15V14H97V13H96V14H95L96 16L93 17V16L87 14L88 12L86 13V10H87L88 7L91 5V4H90V5L87 4V3H88L87 0H81V1H80V4H78V5H74ZM89 3H90V2H89ZM91 3H92V2H91ZM119 3H120V2H119ZM128 3H129V2H128ZM153 3H154V2H153ZM158 3H159V2H158ZM163 3H164V1H163ZM208 3H209V2H208ZM212 3H213V2H212ZM9 4H8V7L11 6V4H10V5H9ZM47 4H48V3H47ZM50 4H51V3H50ZM64 4H60V5H63V7H64ZM76 4H77V3H76ZM94 4H95V3H94ZM122 4H123V3H122ZM122 4H121V6H122ZM135 4H136V3H134V5H135ZM140 4H141V3H140ZM155 4H157V3H155ZM159 4H160V3H159ZM161 4H162V3H161ZM166 4H167V3H166ZM173 4H174V3H173ZM188 4H189V3H188ZM194 4H195V3H194ZM206 4H207V3H206ZM235 4H236V3H235ZM235 4H233V5L235 6ZM259 4H260V2H259ZM262 4H263V3H262ZM4 5H5V4H4ZM34 5H35V4H34ZM44 5H45V4H44ZM110 5H111V6H110ZM129 5H130V4H129ZM138 5H139V4H138ZM142 5H143V4H141V6H142ZM144 5H146V4H144ZM157 5H158V4H157ZM169 5H171V4L169 3ZM207 5H208V4H207ZM209 5H210V4H209ZM228 5H229V4L227 3V6H228ZM231 5H232V4H231ZM238 5H240V4H238ZM248 5H249V4H248ZM255 5H256V4H255ZM0 6H2V5H0ZM5 6H6V5H5ZM12 6H13V5H12ZM14 6H15V5H14ZM29 6H30V5H29ZM32 6H33V5H32ZM36 6H37V5H36ZM97 6H98V5H97ZM135 6H137V4H136ZM150 6L152 7V4H151ZM191 6H192V5H191ZM204 6H205V5H204ZM213 6H214V5H213ZM217 6H216V7H217ZM236 6H237V5H236ZM236 6H235V7H236ZM243 6H244V5H243ZM243 6H242V7H243ZM250 6H252V5H250ZM263 6H264V4H263ZM8 7H7V8H8ZM54 7H55V6H54ZM59 7H62V6H59ZM59 7H58V8H59ZM66 7H65V8H66ZM123 7H125L124 4H123ZM127 7H128V4H127ZM127 7H126V8H127ZM130 7H131V5H130ZM154 7H155V6H154ZM161 7H162V5H161ZM170 7H171V6H170ZM179 7H180V5H179ZM202 7H203V6H202ZM202 7H201V8H202ZM207 7H208V6H207ZM218 7H217V8H218ZM238 7H239V6H238ZM246 7L248 8V6H246ZM256 7H257V6H256ZM0 8H1V7H0ZM7 8H6V9H7ZM13 8H14V7H13ZM26 8H27V6H26ZM30 8H31V7H30ZM30 8H29V9H30ZM143 8L145 9V7H143ZM152 8H153V7H152ZM158 8H159V7H158ZM212 8H214V7H212ZM243 8H244V7H243ZM247 8H245V9H247ZM41 9H42V8H41ZM43 9H44V8H43ZM62 9H64V8H62ZM62 9H61V10H62ZM66 9H67V8H66ZM66 9H65V11H64V14H65V12H66ZM96 9H97V8H96ZM128 9H129V8H128ZM133 9H134V8H133ZM141 9H142V8H141ZM146 9H148V8H146ZM146 9H145V11H146ZM164 9H165V8H164ZM166 9H167V8H166ZM192 9H193V8H192ZM204 9H206V8H204ZM239 9H240V7H239ZM241 9H242V8H241ZM241 9H240V11H241ZM24 10H25V9H24ZM46 10H47V9H46ZM72 10H74V12H73ZM91 10H92V9H91ZM93 10H94V9H93ZM123 10H124V9H123ZM125 10H127V9H125ZM135 10H136V9H135ZM139 10H140V9H139ZM151 10H152V9H151ZM176 10H177V9H176ZM214 10H215V9H214ZM218 10H219V9H218ZM223 10H224V9H223ZM225 10H228V7H227ZM243 10H244V9H243ZM248 10H249V8H248ZM4 11H5V10H4ZM13 11H14V10H13ZM22 11H23V10H22ZM30 11H31V10H30ZM30 11H29V12H30ZM33 11H34V10H33ZM47 11H48V10H47ZM130 11H131V10H130ZM130 11H129V12H130ZM132 11H134V10H132ZM140 11H141V10H140ZM140 11H139V12H140ZM143 11H144V10H143ZM143 11H142V13H143ZM158 11H159V10H158ZM184 11H185V10H184ZM211 11H212V9H211ZM228 11H229V10H228ZM250 11H251V10H249V12H250ZM254 11H255V10H254ZM8 12H9V11H8ZM19 12H20V11H19ZM23 12H24V11H23ZM23 12H22V13H23ZM37 12H38V11H37ZM67 12H68V11H67ZM89 12H90V11H89ZM96 12H97V11H96ZM167 12H168V11H167ZM176 12H177V11H176ZM197 12H198V11H197ZM223 12H224V11H223ZM46 13H47V12H46ZM127 13H128V12H127ZM127 13L124 12V15H123V13H122V15L125 16V14H127ZM132 13H133V12H132ZM132 13H131V14H132ZM137 13H138V12H137ZM154 13H155V12H154ZM158 13H161V14H162V11H159ZM165 13H166V12H165ZM165 13H164V15H165ZM169 13H170V12H169ZM169 13H166V14H169ZM178 13H179V12H178ZM185 13H186V11H185ZM200 13H201V14L203 13V15H205V16H203V15H202V16H203V17H206V18H208V17L211 16V17H212L211 20H217V19H220V16L222 15V13H221V15L218 16L216 13H214V12H210L209 10H208V11L206 10L205 12H204V10H203V11L200 12ZM217 13H218V12H217ZM225 13H226V11H225ZM225 13H224V14H225ZM227 13H228V12H227ZM231 13L233 14V11H232ZM231 13H230V11H229V14H231ZM237 13H238V12H237ZM242 13H243V12H242ZM253 13H254V12H252V14H253ZM256 13H257V12H256ZM259 13H260V11H258L257 14H259ZM263 13H264V12H263ZM19 14H20V13H19ZM30 14H33V13H30ZM56 14H57V13H56ZM66 14H67V13H66ZM66 14H65V15H66ZM70 14H71V13H70ZM128 14H129V13H128ZM135 14H136V13H135ZM146 14H147V12H146ZM182 14H184V13H182ZM190 14H191V13H190ZM192 14H193V13H192ZM197 14H198V13H197ZM245 14H246V16H247V13H245ZM252 14H251V15H252ZM13 15H14V14H13ZM25 15H26V14H25ZM33 15H34V14H33ZM43 15H44V13H43ZM61 15H62V17H63V14H61ZM68 15H69V13H68ZM73 15H72V16H73ZM80 15H79V16H80ZM154 15H155V14H154ZM156 15H157V14H156ZM169 15H170V14H169ZM174 15H175V14H174ZM188 15H189V14H188ZM194 15H196V14H194ZM227 15H228V14H227ZM241 15H242V14H241ZM248 15H249V14H248ZM255 15H256V14H255ZM255 15H252V16L254 17ZM262 15H263V14H262ZM14 16H15V15H14ZM28 16H29V15H28ZM31 16H32V15H31ZM44 16H45V15H44ZM58 16H59V15H58ZM76 16H77V15H76ZM123 16H122V17H123ZM139 16H141V15H139ZM152 16H153V15H152ZM175 16H176V15H175ZM179 16H180V15H179ZM181 16H182V15H181ZM190 16H191V15H190ZM190 16H188V17H190ZM198 16H199V15H198ZM200 16H201V15H200ZM234 16H235V15H234ZM260 16H261V15H260ZM260 16H259V18H261ZM7 17H8V15H7ZM18 17H19V15H18ZM21 17H22V16H21ZM39 17H40V15H39ZM67 17H68V16H67ZM125 17H126V16H125ZM137 17H138V16H137ZM141 17H142V16H141ZM143 17H145V16H143ZM148 17H149V16H148ZM153 17H154V16H153ZM159 17H160V16H159ZM224 17H226V15H225ZM238 17H239V16H238ZM238 17H237V18H238ZM253 17H252V18H253ZM59 18H60V17H59ZM68 18L71 19L70 16H69ZM73 18H75V16H74ZM127 18H128V17H127ZM134 18H135V16H134ZM157 18H158V17H157ZM164 18H165V17H164ZM184 18H185V17H184ZM235 18H236V16H235ZM256 18H257V17H256ZM9 19H10V18H9ZM9 19L7 18L6 20H9ZM11 19H12V18H11ZM20 19H21V18H20ZM23 19H24V18H23ZM23 19H22V22H23ZM36 19H37V18H36ZM36 19H35V20H36ZM42 19H43L45 22L50 21V20H48V19H50L48 16H45V17H43ZM51 19H52V18H51ZM137 19H138V18H137ZM171 19H172V17H171ZM177 19H178V18H177ZM181 19H183V18H180V20H181ZM189 19H191V18H189ZM192 19H193V18H192ZM192 19H191V20H192ZM201 19H202V18H201ZM222 19H223V18H222ZM222 19H221V21H222ZM227 19H228V17H227ZM239 19H240V18H239ZM263 19H264V18H263ZM263 19H262V20H263ZM12 20H13V19H12ZM55 20H57V17H56ZM55 20H54V21H55ZM60 20H61V19H60ZM120 20H122V19H120ZM128 20H129V18H128ZM131 20H132V17H131ZM131 20H130V21H131ZM141 20H143V19H141ZM151 20H152V19H151ZM151 20H150V21H151ZM155 20H156V19H155ZM167 20H168V19H167ZM167 20H165V21L167 22ZM173 20H174V19H173ZM173 20H170V21H172V23H174L175 21L173 22ZM183 20H184V19H183ZM225 20H226V19H225ZM230 20H231V19H230ZM236 20H237V19H236ZM249 20H252V19L249 18ZM259 20H260V19H259ZM26 21L29 22L30 20H26ZM40 21H41V19H40ZM58 21H59V20H58ZM66 21H67V20H66ZM70 21H71V20H70ZM125 21H126V20H125ZM144 21H145V20H144ZM159 21H160V20H159ZM184 21H185V20H184ZM188 21H189V20H188ZM199 21H200V20H199ZM209 21H210V19H209ZM227 21H228V20H227ZM237 21H239V20H237ZM247 21H248V20H247ZM9 22H10V21H9ZM15 22H16V20H15ZM15 22H14V23H15ZM17 22H19V21H17ZM24 22H25V21H24ZM37 22H38V21H37ZM42 22H43V21H42ZM56 22H57V21H56ZM119 22H120V21H119ZM153 22H154V18H153ZM153 22H152V23H153ZM166 22H165V23H166ZM177 22H178V20H177ZM189 22H190V21H189ZM192 22H193V21H192ZM214 22H215V21H214ZM218 22H219V20H218ZM234 22H235V21H234ZM254 22H255V21H254ZM7 23H8V22H7ZM20 23H21V21H20ZM25 23H26V22H25ZM25 23H24V24H25ZM29 23L31 24V22H29ZM35 23H36V22H35ZM35 23H34V24H35ZM125 23H126V22H125ZM128 23H129V21H128ZM140 23H141V22H140ZM149 23H151V22H149ZM162 23H163V22H162ZM175 23H176V22H175ZM175 23H174V24H175ZM180 23H181V22H180ZM215 23H216V22H215ZM222 23L224 24L225 22L223 21ZM241 23H242V22H241ZM241 23H240V24H241ZM243 23H244V21H243ZM0 24H1V23H0ZM3 24H6V23L4 22ZM3 24H2V25H3ZM16 24H17V23H16ZM18 24H19V23H18ZM65 24H66V23H65ZM114 24H115V22H114ZM118 24H119V23H118ZM123 24H124V21H123L122 25H123ZM129 24H130V23H129ZM129 24H128V25H129ZM132 24H133V22H132ZM135 24H136V23H135ZM157 24H158V23H157ZM159 24H160V23H159ZM193 24H195V23L193 22ZM201 24H202V23H201ZM235 24H236V23H235ZM246 24H247V23H246ZM251 24H252V23H251ZM259 24H261V23H259ZM14 25H15V24H14ZM57 25H58V24H57ZM59 25H60V23H59ZM95 25H98V26H95ZM150 25H151V24H150ZM167 25H168V24H167ZM177 25H179V24H177ZM183 25H185V24H183ZM188 25L190 26V23H189ZM225 25H226V23H225ZM225 25H222V26H225ZM255 25H256V24H255ZM255 25H254V26H255ZM257 25H258V24H257ZM11 26H12V25H11ZM15 26H16V25H15ZM19 26H20V25H19ZM22 26H23V25H22ZM27 26H28V24H27ZM29 26H31V25H29ZM62 26H64V25H62ZM65 26H66V25H65ZM125 26H126V25H125ZM135 26H136V25H135ZM138 26H139V25H138ZM163 26H164V25H163ZM163 26H162V27H163ZM181 26H182V25H181ZM195 26H196V25H195ZM197 26H198V25H197ZM207 26H208V24H206V27H207ZM232 26H233V25H232ZM238 26H239V28L241 27L240 25H238ZM243 26H245V25H243ZM246 26L249 27L250 25L248 24V25H246ZM5 27H6V26H5ZM9 27H10V26H9ZM33 27H35V26H33ZM33 27H32V28H33ZM139 27H141V26H139ZM148 27H149V26H148ZM151 27H152V26H151ZM183 27H184V26H183ZM202 27H204V26H201V28H202ZM209 27H211V26L209 25ZM235 27H236V26L234 25V28H235ZM250 27H252V26H250ZM10 28H11V27H10ZM29 28H30V27H29ZM114 28H115V27H114ZM119 28H120V27H119ZM145 28H146V27H145ZM145 28H144V29H145ZM164 28H165V27H164ZM169 28H170V27H169ZM171 28H172V27H171ZM171 28H170V29H171ZM175 28H176V27H175ZM177 28H178V27H177ZM190 28H191V26H190ZM193 28H194V27H192V29H193ZM196 28H197V27H196ZM222 28H223V27H222ZM225 28H226V26H225ZM237 28H238V27H237ZM239 28H238V29H239ZM246 28H247V27H246ZM256 28H257V27H256ZM27 29H28V28H27ZM39 29H40V28H39ZM39 29L37 28V31L41 32ZM41 29H42V28H41ZM98 29H97V30H98ZM116 29H118V27L115 28V30H116ZM125 29H126V28H125ZM149 29H150V28H149ZM173 29H174V28H173ZM183 29H184V28H183ZM183 29H182V30H183ZM216 29H218V27H216ZM216 29H215V30H216ZM238 29H237V30H238ZM243 29L245 30V27H243ZM250 29H251V28H250ZM258 29H259V28H258ZM35 30H36V29H35ZM120 30H121V29H119V31L114 32L113 34H111V35L109 36V38L107 37V38H108L107 40L104 39V42L102 41V44H99L98 46L96 45V46L98 47V50H97V51L99 52V50H100L99 47L102 48V47H104V46H107L106 44L109 43V42H110L109 45H112V44H113V45H117V46L120 47V45H121L122 43L124 44V43H126V42H130V41L134 38L133 36L136 35V34H134L133 32H131V31H129V30H128L127 32H125V33L123 32V30H121V31H120ZM137 30H138V29H137ZM165 30H166V28H165ZM165 30H164V31H165ZM188 30H189V29H188ZM208 30H209V29H208ZM208 30H207V31H208ZM212 30H213V29H212ZM212 30H211V31H212ZM215 30H214V31H215ZM218 30H219V29H218ZM224 30H225V29H224ZM235 30H236V28H235ZM237 30H236V31H237ZM13 31H15V30H13ZM22 31H23V30H22ZM32 31H33V29H32ZM37 31H35V33H36ZM142 31H144V30H142ZM146 31H147V30H146ZM164 31H163V32H164ZM170 31H171V30H170ZM186 31H187V30H186ZM263 31H264V30H263ZM263 31H262V32H263ZM3 32H4V31H3ZM25 32H26V31H25ZM90 32H91V31H90ZM120 32H121V33H120ZM144 32H145V31H144ZM144 32H143V33H144ZM167 32H169V31H167ZM167 32H166V33H167ZM177 32H178V31H177ZM181 32H182V31H181ZM187 32H188V31H187ZM191 32H192V31H191ZM191 32H190V33H191ZM203 32H205V31H203ZM203 32H202V33H203ZM237 32H238V31H237ZM237 32H235V33H237ZM239 32H241L240 29H239ZM245 32H246V31H245ZM248 32H249V31H248ZM16 33H17V32H16ZM18 33H20V32L18 31ZM33 33H34V32H33ZM42 33H43V32H42ZM44 33H45V31H44ZM139 33H141V32H139ZM183 33H184V32H183ZM199 33H200V32H199ZM216 33H219V32L217 31ZM220 33H221V31H220ZM258 33H260V31H259ZM258 33H257V36H259ZM20 34H21V33H20ZM22 34H23V33H22ZM37 34H38V33H37ZM101 34H102V33H101ZM158 34H159V33H158ZM161 34H162V33H161ZM164 34H165V33H164ZM173 34H174V33H173ZM213 34H214V33H213ZM253 34H254V33H253ZM263 34H264V33H263ZM23 35H24V34H23ZM30 35H31V34H30ZM41 35H42V34H41ZM99 35H100V34H99ZM166 35H167V34H166ZM193 35H194V34H193ZM202 35H203V34H202ZM209 35H210V34H209ZM218 35H219V34H218ZM233 35H234V34H233ZM260 35H261V34H260ZM3 36H5V35H3ZM7 36H8V34H7ZM50 36H48V37H50ZM81 36H82V35H81ZM92 36H93V35H92ZM95 36H96V35H95ZM160 36H161V35H160ZM163 36H164V35H163ZM182 36H183V35H182ZM190 36H191V35H190ZM203 36H204V35H203ZM211 36H212V35H211ZM215 36H216V35H214V37H215ZM236 36H237V35H236ZM246 36H247V35H246ZM253 36H254V35H253ZM1 37H2V36H1ZM8 37H9V36H8ZM30 37H31V36H30ZM85 37H86V36H85ZM90 37H91V36H90ZM96 37H98V36H96ZM105 37H106V36H105ZM136 37H137V36H136ZM145 37H147V36H145ZM172 37L176 39V38L178 37V34L176 33V34H174ZM186 37H188V36H186ZM207 37H208V36H207ZM233 37H234V36H233ZM238 37H239V36H238ZM243 37H245V36H242V35H241L239 38H237V39H235V40L232 39L233 41H230V42H228V43H226V44H222V42H219V41H218V42H217V41H216V42H212V43H211V46H210V44H209V46H208V48H206V50H207V49H208V50L211 49V50L214 51L213 53H215L216 56H221V58H222V55H223V54L225 55V53H227V52H229V51L235 49V47H237L239 44L242 46L243 41L245 42V40H246V39L243 38ZM248 37H249V36H248ZM262 37H263V36H262ZM27 38H28V37H27ZM86 38H87V37H86ZM93 38H94V36H93ZM99 38H100V37H99ZM138 38H139V37H138ZM141 38H142V37H141ZM148 38H149V37H148ZM157 38H158V37H157ZM157 38H156V39H157ZM165 38H166V37H165ZM170 38H171V37H170ZM190 38H191V37H190ZM203 38H204V37H203ZM203 38H202V39H203ZM212 38H213V37H212ZM216 38H218V37H216ZM259 38H260V37H259ZM8 39H10V38H8ZM14 39H15V38H14ZM44 39H45V38H44ZM91 39H92V38H90V39H88V40H91ZM134 39H135V38H134ZM134 39H133V40H134ZM149 39H150V38H149ZM175 39H174V40H175ZM210 39H211V38H210ZM219 39H220V38H219ZM219 39H218V40H219ZM222 39H224V38L222 37ZM226 39H227V38H226ZM230 39H231V38H230ZM249 39H250V37L248 38V40H249ZM254 39H255V38H254ZM256 39H257V38H256ZM78 40H79V39H78ZM136 40H137V39H136ZM141 40H142V39H141ZM143 40H144V38H143ZM164 40H165V39H164ZM169 40H170V39H169ZM182 40L185 41V39H182ZM186 40H187V39H186ZM191 40H192V39H191ZM198 40H199V39H198ZM198 40H197V41H198ZM29 41H30V40H29ZM92 41H94V40H92ZM92 41H90V42H92ZM95 41H97V40H95ZM148 41H149V40H148ZM154 41H155V40H154ZM171 41H172V40H171ZM179 41H180V40H179ZM187 41H188V40H187ZM187 41H186V42H187ZM189 41H190V39H189ZM189 41H188V42H189ZM197 41H196V42H197ZM223 41H226V40H223ZM246 41H247V40H246ZM12 42H13V41H11V43H12ZM46 42H47L46 44L48 45L47 38H46ZM49 42H50V40H49ZM85 42H86V41H85V38H84V43H85ZM138 42H139V41H138ZM143 42H144V41H142V43H143ZM150 42H151V40H150ZM150 42H148V43L150 44V46H152ZM156 42H157V41H156ZM167 42H168V41H167ZM167 42H166V43H167ZM181 42H182V41H181ZM181 42H179V43H181ZM191 42H192V41H191ZM191 42H190V43H191ZM193 42H194V41H193ZM196 42H194V44H196ZM200 42H201V41H200ZM205 42H206V41H205ZM207 42H208V41H207ZM7 43H8V42H7ZM23 43H24V42H23ZM86 43H88V42H86ZM148 43H147V44H148ZM163 43H164V42H163ZM182 43H183V42H182ZM26 44H27V43H26ZM46 44H45V45H46ZM50 44H49V45H50ZM92 44H95V43H92ZM92 44H91V46L87 45L86 48H90V47H92V48L95 49L96 46L94 47V45H92ZM96 44H97V43H96ZM130 44H131V43H130ZM144 44H145V43H144ZM144 44H143V45H144ZM157 44H158V43H157ZM164 44H165V43H164ZM171 44H172V43H171ZM191 44H192V43H191ZM197 44H198V43H197ZM199 44H200V43H199ZM199 44H198V45H199ZM201 44H202V43H201ZM207 44H208V43H207ZM9 45H10V43H9ZM16 45H17V44H16ZM24 45H25V44H24ZM31 45H33V43H32ZM81 45H82V44H81ZM124 45H125V44H124ZM131 45H133V44H131ZM137 45H138V44H137ZM202 45H203V44H202ZM240 45H239V46H240ZM243 45H244V44H243ZM252 45H253V44H252ZM257 45H258V44H257ZM82 46L84 47L85 44L82 45ZM147 46H149V45H147ZM150 46H149V48H150ZM159 46H160V45H159ZM161 46H162V45H161ZM161 46H160V47H161ZM171 46H172V45H171ZM183 46H185V45L183 44ZM190 46H191V45H190ZM190 46H189V47H190ZM195 46H196V45H194V48H197V46H196V47H195ZM205 46H207V45H205ZM241 46H240V47H241ZM260 46H261V45H260ZM16 47H17V46H16ZM50 47H51V46H50ZM50 47H49V48H50ZM52 47H53V46H52ZM80 47H81V46H80ZM108 47H109V46H108ZM142 47H143V46H142ZM142 47H141V48H142ZM144 47H145V46H144ZM153 47H154V46H153ZM181 47H182V45H181ZM189 47H188V48H189ZM4 48H5V47H4ZM13 48H15V47H13ZM21 48L23 49L22 46H21ZM84 48H85V47H84ZM86 48H85V49H86ZM92 48H91V49H92ZM109 48H110V47H109ZM115 48H116V47H115ZM132 48L135 49V48H137V47L134 48V47L132 46ZM132 48H131V49H132ZM147 48H148V47H147ZM147 48H146V50H149V49H147ZM163 48H164V47H163ZM172 48H173V47H172ZM185 48H186V47H185ZM185 48H184V50H185ZM188 48H187V51H188ZM202 48H203V47H202ZM237 48H238V47H237ZM237 48H236V49H237ZM262 48H263V47H262ZM7 49L10 50L8 47H7ZM7 49H6V50H7ZM11 49H12V48H11ZM24 49H25V48H24ZM37 49H38V48H37ZM54 49H53V50H54ZM102 49H103V48H102ZM106 49H107V48H106ZM106 49H105V50H106ZM111 49H112V47H111ZM117 49H118V48H117ZM156 49H157V48H156ZM156 49H155V50H156ZM159 49H160V48H159ZM164 49H165V48H164ZM169 49H170V48H169ZM173 49H174V48H173ZM182 49H183V48H182ZM192 49H193V47H192ZM197 49H198V48H197ZM204 49H205V48H204ZM239 49H240V48H239ZM18 50H19V49H18ZM51 50H52V49H51ZM53 50H52V51H53ZM83 50H84V49H83ZM140 50H141V49H140ZM144 50H145V49H144ZM151 50L154 51L152 47H151ZM157 50H158V49H157ZM157 50H156V55H155V54H154V55H155V56H158V55L160 56V54H159V52H158V51H160V50H158V51H157ZM166 50H167V46H166ZM170 50H172V49H170ZM170 50H169V51H170ZM174 50L177 51V49H174ZM180 50H181V49H180ZM208 50H207V51H208ZM240 50L243 51L244 49H240ZM247 50H248V49H247ZM257 50H258V49H257ZM257 50L255 49L254 54L252 53L251 56H249V57H245V58L239 60L235 66L233 65L232 67H229L228 69H224V70H223V69H220L219 72L217 71V74H215L214 79L216 80L217 78H219V79L221 78V79H224L223 81H225V78H228L229 76H231V75H233V74H235V73H240V72H241L242 74H243V73H245V74L247 73L246 75L249 76L248 73H255V72H260V73H261V72H262V73L260 74V79L258 80L259 83H258L257 85L255 84V85H256V88H253V89H252L253 91L256 89V90L253 92L252 95H254V94H260L261 92H260L259 90H261V91L263 90V91H264V58H263V55H264V49L260 50V48H259V51H257ZM2 51H3V50H2ZM13 51H14V50H13ZM16 51H17V50H16ZM16 51H15V53H16ZM25 51H26V49H25ZM40 51H41V50H40ZM52 51H51V52H52ZM76 51H77V52H76ZM81 51H82V50H81ZM87 51H88V50H87ZM92 51H93V50H92ZM95 51H96V49H95ZM103 51H104V50H103ZM131 51H132V50H131ZM152 51H150V53H151ZM161 51H162V50H161ZM187 51H185V53H186ZM207 51H206V52H207ZM209 51H210V50H209ZM245 51H246V50H245ZM256 51H257V52H256ZM18 52H19V51H18ZM21 52H22V51H21ZM21 52H20V53H21ZM27 52H28V51H27ZM34 52H35V51H34ZM85 52H86V50H85ZM116 52L118 53L117 50H116ZM134 52H136V51H134ZM157 52H158V53H157ZM173 52H175V51H173ZM181 52H183V51H181ZM181 52H180V53H181ZM197 52H198V50H197ZM200 52L203 53L202 51H200ZM204 52H205V51H204ZM206 52H205V53H206ZM239 52H240V51H239ZM249 52L251 53L250 50H249ZM15 53H14V54H15ZM29 53H30V52H29ZM29 53H28V54H29ZM87 53H89V54H87ZM87 53H86V54L88 55V57H91L90 50H89ZM99 53H100V52H99ZM102 53H103V52H102ZM106 53L108 54V52H106ZM110 53H111V52H110ZM123 53H124V52H123ZM123 53H122V55H123ZM126 53H127V52H126ZM147 53H148V52H147ZM152 53H155V52H152ZM152 53H151V54H152ZM162 53H163V52H162ZM170 53L172 54V52H170ZM185 53H184V54H185ZM188 53H189V52H188ZM190 53H191V52H190ZM210 53H211V51H210ZM234 53H235V52H234ZM234 53H233V54H234ZM240 53H241V52H240ZM246 53H247V52H246ZM11 54H12V53H11ZM31 54H32V53H30V55H31ZM35 54H36V53H35ZM60 54H61V53H60ZM60 54H59V55H60ZM92 54H93V53H92ZM97 54H98V53H97ZM97 54H96V55H97ZM103 54H104V53H103ZM112 54H114V53H112ZM112 54H111V55H112ZM130 54H133V53H130ZM130 54H129V55H130ZM167 54H169L168 51H167ZM171 54H170V55H171ZM173 54H177V53H173ZM178 54H179V51H178ZM181 54H182V53H181ZM186 54H187V53H186ZM186 54H185V55H186ZM203 54H204V53H203ZM208 54H209V52H208ZM208 54H207V55H208ZM211 54H212V53H211ZM227 54H228V53H227ZM227 54L225 55V57L227 56ZM242 54H245V53H242ZM3 55H4V54H3ZM9 55H10V53H9ZM16 55H17V54H16ZM18 55H19V54H18ZM38 55H39V54H38ZM42 55H43V54H42ZM61 55H62V54H61ZM114 55H115V54H114ZM114 55H112V56H113V57H117V56H114ZM119 55H120V53H119ZM127 55H128V54H127ZM162 55H163V54H162ZM190 55H191V54H190ZM190 55H188V59L190 58V57H189ZM229 55H230V54H228V56H229ZM231 55H232V54H231ZM248 55H249V54H248ZM1 56H2V55H1ZM10 56H11V55H10ZM13 56H14V55H13ZM98 56H99V55H98ZM106 56H107V55H106ZM133 56H134V55H133ZM141 56H142V55H141ZM144 56H145V55H144ZM165 56H166V55H165ZM171 56H172V55H171ZM171 56H168V57H171ZM175 56H177V55H175ZM175 56H174V57H175ZM178 56H179V55H178ZM178 56H177V57H178ZM194 56H195V55H194ZM203 56H204V55H203ZM233 56H236V55H233ZM238 56H240V55H238ZM245 56H247V55H245ZM4 57H6V56L4 55ZM17 57H18V56H17ZM21 57H22V56H21ZM34 57H35V55H34ZM36 57H37V55H36ZM110 57H111V56H110ZM134 57H135V56H134ZM139 57H140V56H139ZM153 57H154V56H153ZM160 57H162V56H160ZM174 57H173V58H174ZM186 57H187V55H186ZM230 57H231V56H230ZM7 58H8V57H7ZM10 58H11V57H10ZM19 58H20V57H19ZM29 58H31V57H29ZM29 58H28V59H29ZM58 58H59V57H58ZM64 58H65V57H64ZM84 58H85V57H84ZM92 58H93V59H96V56L93 55ZM107 58H108V57H107ZM132 58H133V57H132ZM135 58H136V57H135ZM137 58H138V56H137ZM164 58H165V57H164ZM175 58H176V57H175ZM178 58H180V57H178ZM181 58H182V57H181ZM181 58H180V59H181ZM184 58H185V57H184ZM184 58H183V59H184ZM192 58H193V57L191 56V58H190L191 60H190V61H192ZM194 58H195V57H194ZM209 58H210V56H209ZM212 58H213V57H212ZM212 58H211V59H212ZM221 58H220V59H221ZM226 58H227V57H226ZM231 58H232V57H231ZM234 58H235V57H234ZM237 58H238V57H237ZM17 59H18V58H17ZM25 59H26V58H25ZM28 59H27V60H28ZM33 59H34V58H33ZM33 59H31V60H33ZM35 59H36V58H35ZM60 59H61V58H60ZM88 59H89V58H88ZM113 59H115V58H113ZM117 59H120V58H116V60H117ZM139 59H141V58H139ZM139 59H137V60H133V62L135 63L136 61H139ZM142 59H143V57H142ZM152 59H153V58H152ZM156 59H157V58H156ZM158 59H160V58L158 57ZM167 59H168V58H166L165 60L167 61ZM196 59H199V58H197V56H196ZM196 59H194V60H196ZM205 59H206V58H205ZM223 59H224V58H223ZM223 59H222V60H223ZM238 59H240V58H238ZM10 60L12 61V59H10ZM19 60H20V59H19ZM36 60H37V59H36ZM43 60H45V59H43ZM85 60H86V59H85ZM98 60H100V59H98ZM98 60H97V61H98ZM103 60H104V59H103ZM124 60H125V59H124ZM144 60H145V59H144ZM172 60H173V59H171V61H172ZM176 60H177V59H176ZM181 60H182V59H181ZM186 60H187V59H186ZM208 60H209V59H208ZM218 60H219V59H218ZM235 60H236V59H235ZM6 61H7V60H6ZM15 61H16V60H15ZM22 61H24V60H22ZM41 61H42V60H41ZM87 61H88V60H87ZM125 61H126V60H125ZM168 61H169V60H168ZM174 61H175V60H174ZM178 61H179V59H178L177 61H175V62H178ZM190 61H188V62H190ZM205 61H206V60H205ZM223 61H224V60H223ZM226 61L228 62L229 60H226ZM231 61H233V59H232ZM25 62H26V60H25ZM25 62H24V64L26 65L27 63H25ZM62 62H63L62 60H59V63L62 64ZM70 62L72 63V61H70ZM70 62H69V63H70ZM115 62H116V61H115ZM118 62H119V61H118ZM120 62H121V61H120ZM120 62H119V64H120ZM145 62H146V61H145ZM153 62H154V61H153ZM169 62H170V61H169ZM179 62H180V61H179ZM183 62H185V60H184ZM188 62H187V63H188ZM192 62H193V61H192ZM199 62H201V61L199 60ZM202 62L204 63V61H202ZM213 62H214V59H213ZM224 62H225V61H224ZM2 63H3V62H2ZM21 63H22V62H21ZM35 63H36V62H35ZM42 63H43V62H42ZM42 63H40V64H42ZM56 63H57V62H56ZM69 63L67 62V64H69ZM71 63H70V64H71ZM116 63H117V62H116ZM121 63H122V62H121ZM126 63H128V62H126ZM149 63H150V62H149ZM151 63H152V62H151ZM157 63H158V62H157ZM157 63H156V64H157ZM166 63H167V62H166ZM170 63H171V62H170ZM172 63H173V62H172ZM196 63H197V61H196ZM203 63H202V65H203ZM206 63H207V62H206ZM210 63H211V62H210ZM216 63H217V62H216ZM221 63H222V61H221ZM5 64H6V63H5ZM18 64H19V63H18ZM43 64H44V63H43ZM61 64H60V65H61ZM75 64H76V63H74V68L76 69L77 73H75V76H74V77L77 78L76 75L80 76V77H78V78H81V77L85 76V75H86V71H87V69L84 68L85 65H84V67H83V66L80 67L81 65L78 66L79 64H78V65H77V64L75 65ZM98 64H99V63H98ZM123 64H124V63H123ZM128 64H129V63H128ZM163 64H164V63H163ZM167 64H168V63H167ZM174 64H176V63H173L172 66H173ZM178 64H179V63H178ZM182 64H183V63H182ZM182 64L179 65V66H182ZM185 64H186V62H185ZM207 64H208V63H207ZM213 64H214V63H213ZM226 64H227V63H226ZM226 64H225V65H226ZM6 65H7V64H6ZM10 65H11V64H10ZM10 65H9L8 67H5L4 69L2 68V70L0 71V73H2V74H9V75L12 76V75L16 72V69H17V68L15 69L16 66L13 67V65H12V66H10ZM25 65L22 64L21 66H25ZM30 65H31V63H30ZM30 65H29V66H30ZM37 65L40 67L39 63H38ZM60 65H59V67L62 68L63 66L61 65V66H62V67H61ZM99 65H100V64H99ZM159 65H160V64H159ZM188 65H189V64H188ZM193 65H195V64L193 63ZM193 65H192V66H193ZM196 65H197V64H196ZM219 65H220V64H219ZM222 65H223V64H222ZM225 65H223V66H225ZM31 66H32V65H31ZM31 66H30V68H31ZM43 66H44V65H43ZM45 66H46V64H45ZM69 66H70V65H69ZM86 66H87V65H86ZM116 66H117V65H116ZM147 66H148V65H147ZM149 66H150V65H149ZM149 66H148V67H149ZM172 66H171V67H172ZM199 66H200V64H199ZM205 66H206V65H205ZM205 66L203 65V68H204ZM211 66H212V65H211ZM217 66H218V65H217ZM220 66H221V65H220ZM1 67H2V66H1ZM25 67H26V66H25ZM25 67H24V68H25ZM39 67H38V72H43L42 69L39 68ZM66 67H67V66H66ZM88 67H89V65H88ZM91 67H92V66H91ZM145 67H146V66H145ZM158 67H159V66H158ZM176 67H177V64H176ZM176 67H175V69H172V73H176ZM190 67H191V66H190ZM193 67H194V66H193ZM206 67H208V66H206ZM213 67H214V66H213ZM215 67H216V66H215ZM27 68L29 69V67H27ZM34 68H35V67H33V69H34ZM36 68H37V66H36ZM53 68H54V66H53ZM53 68L50 67V70H52ZM55 68H56V67H55ZM55 68H54V69H55ZM60 68H58V69L56 68V70H55V73H58L57 76L55 75L56 78H57V80H58V79H61L62 82H68V80L70 79L69 77H67L68 74H66V73L64 74L62 71L59 70ZM68 68H69V67H68ZM70 68H71V67H70ZM177 68H178V67H177ZM182 68L188 69L189 67H188V68H186V67H182ZM195 68H196V67H195ZM208 68H209V67H208ZM219 68H220V67H219ZM225 68H226V67H225ZM230 68H231V69H230ZM33 69H31V70H33ZM62 69H64V68H62ZM72 69H73V68H72ZM72 69H71V70H72ZM114 69H115V68H114ZM118 69H119V68H118ZM127 69H128V68H127ZM139 69H140V68H139ZM148 69H149V68H148ZM151 69H152V68H151ZM153 69H154V68H153ZM159 69H160V68H159ZM161 69H162V68H161ZM163 69H165V68H163ZM192 69H193V68H192ZM205 69H207V68H205ZM211 69H212V68H211ZM17 70H18V69H17ZM21 70H22V68H21ZM124 70H125V68H124ZM128 70H129V69H128ZM128 70H126V71H128ZM130 70H134V69H131V68H130ZM141 70H142V69H141ZM146 70H147V69H146ZM154 70H155V69H154ZM154 70H153V71H154ZM167 70H168V69H167ZM167 70L165 69V71H167ZM178 70H179V69H178ZM180 70H182V69H180ZM195 70H196V69H195ZM197 70L199 71V69H197ZM222 70H223V71H222ZM26 71H27V70H26ZM28 71H29V70H28ZM33 71H34V70H33ZM35 71H37V69H36ZM91 71H92V70H91ZM137 71H138V70H137ZM144 71H145V70H144ZM150 71H152V70H150ZM150 71H149V72H150ZM159 71H160V70H159ZM184 71H186V70H184ZM189 71H190V70H189ZM193 71H194V69H193ZM202 71H203V70H202ZM211 71H212V70H211ZM215 71H216V70H215ZM215 71H214V73H215ZM19 72H20V71H19ZM46 72H48V71H46ZM50 72H51V71H50ZM53 72H54V70L52 71V74H53ZM70 72H71V71H70ZM114 72H115V71H114ZM118 72H119V70H118ZM163 72H164V71H163ZM167 72H168V71H167ZM177 72H178V71H177ZM180 72H181V71H180ZM182 72H183V70H182ZM182 72H181V73H182ZM199 72H200V71H199ZM203 72H204V71H203ZM22 73H23V72H22ZM26 73H27V72H26ZM28 73H29V72H28ZM31 73H32V72H31ZM48 73H49V72H48ZM48 73H47V74H48ZM68 73H69V72H68ZM71 73H73V72H71ZM87 73H90V72H87ZM110 73H111V72H110ZM112 73H113V72H112ZM116 73H117V72H116ZM116 73H115V75H116ZM125 73H126V72H125ZM125 73H124V75H125ZM127 73H128V72H127ZM150 73H151V72H150ZM155 73H157V72H155ZM183 73H184V72H183ZM187 73H189V72H187ZM2 74H1V75H2ZM23 74H24V73H23ZM29 74H30V73H29ZM32 74H33V73H32ZM40 74H41V73H40ZM145 74L147 75V74H149V73H145ZM157 74H158V73H157ZM160 74H161V73H160ZM195 74H196V73H195ZM199 74H200V73H198V75H199ZM255 74H256V73H255ZM16 75H17V74H16ZM24 75H25V74H24ZM24 75H23V76H24ZM69 75H70V74H69ZM161 75H162V74H161ZM163 75L166 76L165 73H164ZM174 75H175V74H174ZM205 75H206V74H205ZM205 75H204V77H205ZM207 75H209V74H207ZM2 76H6V75H2ZM38 76H39V75H38ZM41 76H42V77H45V76H46L45 71H44V74H43V73L41 74ZM50 76L52 77V75H50ZM50 76H49V77H50ZM72 76H73V75H72ZM119 76H120V75H119ZM121 76H123V75H121ZM121 76H120V77H121ZM134 76H135V75H134ZM188 76H189V75H188ZM191 76H192V75H191ZM237 76H238V75H237ZM255 76H256V75H255ZM26 77H27V76H26ZM30 77L32 78L31 75H30ZM35 77H36V75H35ZM42 77H41V78H42ZM88 77H89V76H88ZM108 77H109V76H108ZM114 77H115V76H114ZM116 77H117V76H116ZM120 77H117V79L120 78ZM184 77H185V76H184ZM233 77H234V76H233ZM20 78H21V77H20ZM33 78H34V76H33ZM33 78H32V79H33ZM47 78H48V77H47ZM67 78H69V79H67ZM71 78H72V77H71ZM76 78H75V79H76ZM126 78H127V77H126ZM141 78H142V77H141ZM205 78H206V77H205ZM229 78H230V77H229ZM247 78H249V77H247ZM15 79H16V78H15ZM27 79H28V78H27ZM48 79H49V78H48ZM50 79H52V78H50ZM50 79H49V80H50ZM121 79H122V77H121ZM168 79H169V78H168ZM175 79H176V78H175ZM191 79H192V78H191ZM191 79H190V80H191ZM193 79H194V78H193ZM252 79H253V78H252ZM0 80H1V79H0ZM2 80H3V79H2ZM17 80H18V79H17ZM17 80H14V78H13V80H8V78H7V80L5 81V83H7V85H8V83H11V84H12V82H16ZM25 80H26V79L23 78V81H25ZM29 80H30V78H29ZM34 80L36 81L37 79H34ZM39 80H40V79H39ZM77 80L80 81V79H77ZM88 80H89V79H88ZM114 80H116V78H114ZM128 80H129V79H128ZM139 80H141V79L139 78ZM150 80H151V77H150ZM172 80H173V79H172ZM180 80H181V79H180ZM182 80H183V79H182ZM185 80H186V79H185ZM190 80H187V81H185V82L191 83ZM196 80H198V78H197ZM201 80H202V78H201ZM230 80H231V79H230ZM243 80H244V79H243ZM248 80H249V79H248ZM23 81H20V82L23 83ZM41 81H42V79H41ZM44 81H45V80H44ZM50 81H51V80H50ZM53 81H54V80H52L51 82H53ZM75 81H76V80H75ZM90 81H91V80H90ZM112 81H113V79H112ZM118 81H119V80H118ZM155 81H157V80H155ZM218 81H220V80H218ZM218 81H217V82H218ZM233 81H234V80H233ZM236 81H237V80H236ZM240 81H242V80L240 79ZM245 81H246V79H245ZM0 82H1V81H0ZM48 82H49V81H48ZM54 82H55V81H54ZM62 82H61V83H62ZM69 82H70V81H69ZM73 82H74V80H73ZM77 82H78V81H77ZM77 82H76V83H77ZM128 82H129V81H128ZM133 82H134V81H133ZM138 82H139V81H138ZM140 82H141V81H140ZM146 82H147V81H146ZM149 82H150V81H149ZM153 82H154V81H153ZM172 82H173V81H172ZM178 82H179V81H178ZM211 82H212V81H211ZM242 82H243V81H242ZM249 82H250V81H249ZM255 82H256V81H255ZM78 83H79V82H78ZM130 83H131V82H130ZM141 83H142V82H141ZM143 83L145 84V82H143ZM157 83H158V82H157ZM182 83H183V82H182ZM193 83H195V82H193ZM193 83H192V85H195V84H193ZM215 83H216V82H215ZM215 83H212V84H215ZM233 83H235V82H233ZM238 83H239V82H238ZM240 83H241V82H240ZM251 83H252V82H251ZM256 83H257V82H256ZM2 84H3V81H2ZM11 84H10V85H11ZM48 84H49V83H48ZM160 84H161V83H160ZM163 84H164V83H162V85H163ZM167 84H168V83H167ZM179 84H181V83L179 82ZM179 84H177V85H179ZM208 84H209V83H208ZM212 84H211V85H212ZM219 84H220V83H219ZM219 84H218V85H219ZM230 84H231V83H230ZM243 84H244V82H243ZM246 84H247V82H246ZM248 84H249V83H248ZM31 85H32V84H31ZM34 85H35V84H34ZM70 85H71V84H70ZM127 85H128V83H127ZM139 85H140V84H139ZM142 85H143V84H142ZM145 85H146V84H145ZM154 85H155V84H154ZM164 85H165V84H164ZM172 85H173V86H177L176 83H173ZM172 85H171V86H172ZM181 85H182V84H181ZM189 85H191V84H189ZM189 85H188V87H189ZM209 85H210V84H209ZM220 85H221V84H220ZM220 85H219V88H221ZM225 85H226V84H225ZM225 85H224V86H225ZM231 85H232V84H231ZM231 85H230V88L235 89L234 86L236 87V85L234 84L233 87H231ZM253 85H254V84H253ZM1 86H2V85H1ZM5 86H6V84H5ZM11 86H12V85H11ZM17 86H20V85L18 84ZM23 86H25V85H23ZM37 86H38V85H37ZM53 86H54V85H53ZM60 86H61V85H60ZM63 86H64V85H63V83H62V87H63ZM65 86H66V84H65ZM137 86H138V85H137ZM137 86H136V87H137ZM155 86H156V85H155ZM160 86H161V85H160ZM165 86H166V85H165ZM182 86H183V85H182ZM212 86H213V85H212ZM8 87H9V86H8ZM8 87H5V89L8 88ZM25 87H26V86H25ZM27 87H28V86H27ZM33 87H34V86H33ZM56 87H57V86H56ZM73 87H74V86H73ZM77 87H78V86H77ZM115 87H116V86H115ZM130 87H131V86H130ZM144 87H145V86H144ZM177 87H179V86H177ZM185 87H186V86H185ZM190 87H191V86H190ZM192 87H194V86H192ZM192 87H191V88H192ZM196 87H197V86H196ZM196 87H195V89H196ZM204 87H205V85H204ZM206 87H207V86H206ZM209 87H210V86H209ZM213 87H214V86H213ZM213 87H211V88L213 89ZM217 87H218V86H217ZM222 87H223V86H222ZM239 87H240V86H239ZM241 87H242V86H241ZM243 87H244V86H243ZM1 88H4V87H1ZM1 88H0V89H1ZM21 88H22V86H21ZM21 88H20V89H21ZM113 88H114V87H113ZM133 88H134V86H133ZM148 88H149V87H148ZM150 88H151V87H150ZM161 88H162V87H161ZM166 88H167V87H166ZM170 88H171V87H170ZM172 88H174V87H172ZM175 88H176V87H175ZM186 88H187V87H186ZM191 88H190V89H191ZM219 88H218V89H219ZM225 88H229V87H227V85H226V86L224 87V90H225ZM245 88H246V86H245ZM247 88H248V87H247ZM17 89H18V88H17ZM20 89H19V90H20ZM22 89H23V88H22ZM25 89H26V88H25ZM62 89H63V88H62ZM66 89L68 90V88H66ZM71 89L73 90L74 88L71 87ZM104 89H105V88H104ZM109 89H110V88H109ZM124 89H125V88H124ZM124 89H123V90H124ZM138 89H139V87H138ZM140 89H141V88H140ZM157 89H158V88H157ZM157 89H156V90H157ZM193 89H194V88H193ZM195 89H194V90H195ZM202 89H203V88H202ZM206 89H207V88H206ZM208 89H209V88H208ZM215 89H217V88H215ZM215 89H214V93H215ZM236 89H238V88H236ZM236 89H235V90H236ZM243 89H244V88H243ZM249 89H250V88H249ZM38 90H39V89H38ZM49 90H51V89H49ZM67 90H66V91H67ZM74 90H75V89H74ZM74 90H73V91H74ZM77 90H82V89H79V88H78ZM77 90H76V91H77ZM116 90L118 91V89H116ZM159 90H160V89H159ZM164 90H165V89H164ZM181 90H182V89H181ZM194 90H193L192 92H194ZM197 90H198V89H197ZM221 90H222V89H221ZM221 90H218V91H221ZM15 91H16V89H15ZM26 91H27V90H25V92H26ZM30 91H31V90H30ZM33 91H34V90H33ZM42 91H43V90H42ZM47 91H48V90H46V92H47ZM57 91H58V90H57ZM60 91H61V90H60ZM66 91L64 90L63 92H66ZM82 91H83V90H82ZM132 91H133V90H132ZM139 91H140V90H139ZM195 91H196V90H195ZM201 91H202V93H204L203 90H201ZM204 91L206 92V90H204ZM207 91H208V90H207ZM209 91H210V90H209ZM227 91H228V90H227ZM231 91H232V90H231ZM246 91H247V90H246ZM256 91H257V92H256ZM263 91H262V92H263ZM13 92H14V91H13ZM16 92H17V91H16ZM18 92H19V91H18ZM31 92H32V91H31ZM54 92H55V90H54ZM58 92H59V91H58ZM106 92H108V91H106ZM112 92H113V91H112ZM125 92H126V91H125ZM134 92H135V91H134ZM137 92H138V91H136V93H137ZM141 92H142V91H141ZM141 92H140V93H141ZM154 92H155V91H154ZM160 92H161V91H160ZM224 92H225V91H224ZM235 92H236V91H235ZM235 92H234V95H235ZM238 92H239V89H238ZM248 92H250V90H249ZM21 93H22V92H21ZM44 93H45V92H44ZM51 93H52V92H51ZM61 93H62V91H61ZM61 93H59V94H61ZM68 93H69V92H68ZM79 93H81V91H79ZM84 93H86V92H84ZM126 93H127V92H126ZM202 93H201V94H202ZM209 93H210V92H209ZM216 93H217V92H216ZM220 93H221V92H220ZM250 93H251V92H250ZM18 94H19V93H18ZM24 94H25V93H24ZM27 94H29V93H27ZM27 94H26V95H27ZM33 94H34V93H33ZM40 94H41V93H40ZM82 94H83V93H82ZM107 94H108V93H107ZM142 94H143V93H142ZM159 94H160V93H158V95H159ZM176 94H177V93H176ZM178 94H179V93H178ZM207 94H208V93H207ZM217 94H219V92H218ZM222 94H223V93H222ZM26 95H25V96H26ZM38 95H39V94H38ZM43 95H46V93L43 94ZM52 95H53V94H52ZM54 95H55V94H54ZM56 95H57V93H56ZM69 95H70V94H69ZM72 95H73V94H72ZM75 95H76V92H75ZM78 95H79V94H78ZM112 95H113V94L111 93V96H112ZM158 95H157V96H158ZM179 95L182 96L183 93H182V94H179ZM189 95H191V94H189ZM193 95H195V94H193ZM196 95H197V94H196ZM203 95H204V94H203ZM205 95H206V94H205ZM211 95H212V94H211ZM244 95H245V94H244ZM22 96H23V95H22ZM32 96H33V95H32ZM40 96H41V95H40ZM147 96H148V95H147ZM173 96H174V95H173ZM176 96H177V95H176ZM183 96H186V95H183ZM187 96H188V95H187ZM208 96H209V95H208ZM208 96H207V97H208ZM220 96H221V95H220ZM245 96H248V94L245 95ZM256 96H257V95H256ZM3 97H4V96H3ZM27 97H28V96H27ZM34 97H35V96H34ZM48 97H49V96H48ZM48 97H45V98H48ZM51 97H52V96H51ZM55 97H56V96H55ZM58 97H59V96H58ZM62 97H63V94H62ZM69 97H71V96H69ZM76 97H77V96H76ZM81 97H83V96H81ZM162 97H163V95H162ZM162 97H160V98H162ZM164 97H165V96H164ZM164 97H163V99H164V101H165V98H166V97H165V98H164ZM170 97H172V95H171ZM193 97H194V96H193ZM209 97H210V96H209ZM209 97H208V98H209ZM216 97H217V95H216ZM248 97H250V95H249ZM18 98H19V97H18ZM64 98H65V97H64ZM86 98H87V97H86ZM108 98H109V97H108ZM155 98H156V99H157V98L159 99V97H155ZM155 98H154V99H155ZM174 98H175V97H174ZM186 98H188V97H186ZM200 98H201V96H200ZM204 98H206V97H204ZM204 98H203V96H202V99H204ZM218 98H219V97H218ZM220 98H221V97H220ZM242 98H244V97H242ZM251 98H252V97H251ZM254 98H255V96H254ZM259 98H260V97H259ZM2 99H3V98H2ZM13 99H14V98H13ZM29 99H30V98H29ZM29 99H28V100H29ZM31 99H32V98H31ZM33 99H34V98H33ZM38 99H39V98H38ZM53 99H54V98H53ZM70 99H71V98H70ZM133 99H134V98H133ZM145 99H147V98H145ZM151 99H152V98H151ZM156 99H155V100H156ZM158 99H157V100H158ZM175 99H176V98H175ZM175 99H174V100H175ZM184 99H185V98H184ZM195 99H196V98H195ZM233 99H234V98H233ZM23 100H24V98H23ZM28 100H27V101H28ZM48 100H49V99H48ZM48 100H47V101H48ZM57 100H58V99H57ZM109 100H110V99H109ZM137 100H138V99H137ZM143 100H144V99H143ZM186 100H188V99H186ZM192 100H193V99H192ZM197 100H198V99H197ZM200 100H201V99H200ZM245 100H246V99H245ZM250 100H251V99H250ZM253 100H254V99H253ZM253 100H252V101H253ZM10 101H11V100H10ZM12 101H14V100H12ZM17 101H18V100H17ZM21 101H22V100H21ZM36 101H37V100H36ZM36 101H35V103H36ZM39 101H41V99H40ZM39 101H38V102H39ZM43 101H45L44 103H46V100L43 99ZM50 101H51V100H50ZM54 101H56V100H54ZM58 101H59V100H58ZM70 101H71V100H70ZM87 101H88V100H87ZM119 101H120V100H119ZM129 101H130V100H129ZM131 101H133V100H131ZM153 101H154V100H153ZM160 101L163 102L161 99H160ZM182 101H183V100H182ZM194 101H196V100H194ZM215 101H216V100H215ZM252 101H251V103H252ZM256 101H257V103H258L259 100H256ZM29 102H30V101H29ZM52 102H53V101H52ZM63 102H64V100H63ZM67 102H68V100H67ZM77 102H79V101L77 100ZM89 102H90V101H89ZM89 102H88V103H89ZM113 102H114V101H113ZM127 102H128V100H127ZM133 102H134V101H133ZM135 102H136V100H135ZM142 102H143V101H142ZM145 102H146V101H145ZM200 102H202V101H199V103H200ZM206 102L208 103V101H206ZM209 102H210V101H209ZM9 103H10V102H9ZM9 103H8L7 105L5 104L6 106L3 105L4 107L1 105L2 108H1V107H0V108L2 109V111H4L3 109L6 110V109L14 108L15 105L17 106V105H19V104H20V108H21V103H22V102L20 103V101H18V102H12L11 104H9ZM31 103H32V102H31ZM48 103H49V102H48ZM57 103H59V102H57ZM64 103H65V105H66V102H64ZM85 103H86V102H85ZM85 103H84V104H85ZM91 103H93V102H91ZM108 103H110V102H108ZM116 103H117V102H116ZM147 103H148V102H147ZM171 103H172V102H171ZM189 103H190V102H189ZM253 103H255V102H253ZM27 104H29V103L27 102ZM27 104H26V105H27ZM42 104H43V103H42ZM42 104H41V105L39 104V105L42 106ZM84 104H83V105H84ZM94 104H95V103H94ZM128 104H129V103H128ZM144 104H145V103H144ZM144 104H143V106H144ZM149 104H151V103H149ZM169 104H170V103H169ZM191 104H193V103H191ZM201 104H202V103H201ZM210 104H211V103H210ZM212 104H215V103L213 102ZM238 104H239V103H238ZM245 104H246V103H245ZM261 104H262V103H261ZM31 105H32V104H31ZM31 105H30V106H31ZM45 105H46V104H45ZM53 105H54V103H53ZM62 105H63V104H62ZM79 105H80V104H79ZM79 105H78V106H79ZM106 105H107V104H106ZM119 105H120V103H119ZM129 105H130V104H129ZM131 105H132V104H131ZM131 105H130V107H131ZM133 105H134V104H133ZM135 105H136V104H135ZM139 105H140V104H139ZM139 105H138V106H139ZM152 105H153V103H152ZM156 105H157V104H156ZM156 105H155V106H156ZM166 105H167V104H166ZM185 105H186V104H185ZM215 105H216V104H215ZM230 105H231V104H230ZM249 105H250V103H249ZM252 105H253V104H252ZM254 105H256V104H254ZM35 106H36V105H35ZM70 106H71V104H70ZM72 106H73V105H72ZM72 106H71V108H72ZM74 106H76V104H75ZM101 106H102V105H101ZM110 106H111V105H110ZM114 106H115V105H114ZM116 106H118V105H116ZM149 106H150V105H149ZM158 106H159V105H158ZM158 106H157V107H158ZM162 106H163V105H162ZM198 106H199V105H198ZM212 106H213V105H212ZM216 106H217V105H216ZM231 106H232V105H231ZM237 106H238V105H237ZM239 106H240V105H239ZM261 106H262V105H261ZM23 107H24V106H23ZM26 107H27V106H26ZM44 107H46V106H44ZM49 107H50V106H49ZM98 107H99V106H98ZM121 107H122V106H121ZM160 107H161V106H160ZM176 107H177V106H175L174 108L176 109ZM203 107H204V106H202V108H203ZM209 107L212 108L211 105H209ZM217 107H218V106H217ZM220 107H221V106H220ZM232 107H233V106H232ZM246 107H248V106H246ZM246 107H245V108H246ZM255 107H256V106H255ZM31 108H33V106H32ZM31 108L29 107V109H31ZM36 108H37V106H36ZM42 108H43V107H42ZM65 108H66V107H65ZM75 108H76V107H75ZM77 108H78V107H77ZM81 108H82V107H81ZM83 108H84V107H83ZM95 108H96V107H95ZM111 108H113V107H111ZM114 108H115V107H114ZM140 108H141V107H140ZM165 108H167V107H165ZM169 108H170V107H169ZM169 108H167V109H169ZM178 108H179V107H178ZM189 108H190V107H189ZM198 108H199V107H198ZM200 108H201V107H200ZM200 108H199V109H200ZM222 108H223V107H222ZM16 109H17V108H16ZM18 109H19V108H18ZM27 109H28V108H27ZM29 109H28V110H29ZM79 109H80V108H79ZM129 109H130V108H129ZM131 109H132V108H131ZM148 109L150 110V108H148ZM180 109H181V108H180ZM182 109H184V107H183ZM223 109H224V108H223ZM226 109H227V108H226ZM229 109H232V108H229ZM239 109H240V108H239ZM248 109H250V108H248ZM252 109H254V108H252ZM19 110H20V109H19ZM21 110H22V109H21ZM23 110H24V108H23ZM49 110H50V109H49ZM63 110H64V109H63ZM75 110H76V109H75ZM85 110H87V109H85ZM93 110H95V109H93ZM108 110H109V109H108ZM111 110H112V109H111ZM115 110H116V108H115ZM121 110H122V109H121ZM127 110H128V109H127ZM132 110L134 111L135 109H132ZM154 110H156V109H154ZM157 110H158V109H157ZM164 110H165V109H164ZM177 110H178V109H177ZM177 110H176V111H177ZM217 110H218V108H217ZM246 110H247V109H246ZM246 110H245V112H246ZM255 110H257V109H255ZM260 110H261V109H260ZM35 111H36V110H35ZM35 111H33V113H34ZM116 111H118V110H116ZM123 111H124V110H123ZM123 111H122V112H123ZM128 111H129V110H128ZM135 111H136V110H135ZM141 111H142V110H141ZM180 111H181V110H180ZM192 111H193V110H191V112H192ZM196 111H197V110H196ZM203 111H204V109L202 110V112H203ZM205 111H206V110H205ZM219 111H220V110H219ZM227 111H228V110H227ZM238 111H239V110H238ZM247 111H248V110H247ZM12 112H14V110H13ZM71 112H73V110H72ZM79 112H81V111H79ZM86 112H87V111H86ZM88 112H89V111H88ZM88 112H87V113H88ZM93 112H95V111H93ZM97 112H98V110H97ZM99 112H100V111H99ZM99 112H98V113H99ZM126 112H127V111H126ZM131 112H132V111H131ZM145 112H146V111H145ZM155 112H156V111H155ZM158 112H159V111H158ZM167 112H168V111H167ZM167 112H166V113L164 112V113H165V114H168ZM169 112H170V111H169ZM173 112H174V111H173ZM178 112H179V111H178ZM199 112H201V111H199ZM199 112H198V113H199ZM211 112H212V111H211ZM229 112H230V111H229ZM229 112H228V113H229ZM234 112H236V111H234ZM252 112H253V111H252ZM254 112H255V111H254ZM263 112H264V110H263ZM263 112L260 111L258 114H255V113H254L255 115H252V117L254 116V117H253V118H254V122H256L258 125H263V127H264V113H263ZM23 113H24V112H23ZM33 113H32V115H33ZM39 113H40V112H39ZM107 113H108V112H107ZM116 113H117V112H116ZM123 113H124V112H123ZM136 113H137V112H136ZM138 113H139V112H138ZM146 113H147V112H146ZM159 113H161V111H160ZM162 113H163V111H162ZM175 113H176V112H175ZM180 113H181V112H180ZM205 113L207 114V112H205ZM213 113H214V112H213ZM217 113H218V112H217ZM219 113H220V112H219ZM222 113H224V111H223ZM232 113H233V112H232ZM248 113H250V112H248ZM79 114H80V113H79ZM79 114H78V115H79ZM103 114H104V113H103ZM111 114H112V113H111ZM129 114H130V113H129ZM131 114H132V113H131ZM134 114H135V113H134ZM134 114H133V115H134ZM147 114H148V113H147ZM147 114H146V115H147ZM183 114H185V113H183ZM192 114H193V112H192ZM246 114H247V113H246ZM25 115H26V114H25ZM32 115H31V117H32ZM63 115H64V114H63ZM71 115H73V114H71ZM80 115H81V114H80ZM106 115H107V114H106ZM116 115H117V114H116ZM124 115H125V114H124ZM127 115H128V114H126V116H127ZM149 115H150V113H149ZM151 115H152V114H151ZM156 115H157V114H156ZM170 115H171V114H170ZM181 115H182V114H181ZM181 115H180V116H181ZM200 115H202V114H200ZM203 115H204V114H203ZM217 115H218V114H217ZM21 116L24 117L23 115H21ZM114 116H115V115H114ZM122 116H123V115H122ZM122 116H121V117H122ZM134 116H135V115H134ZM153 116H154V115H153ZM163 116H164V115H163ZM171 116H172V115H171ZM174 116H175V115H174ZM194 116H196V115H194ZM205 116H206V115H205ZM208 116H210V115H208ZM221 116H223V114H222ZM241 116H242V115H241ZM241 116H240V117H241ZM243 116H244V115H243ZM245 116H246V115H245ZM245 116H244V117H245ZM97 117L99 118V116H97ZM104 117H105V115H104ZM111 117H112V116H111ZM118 117H119V116H118ZM135 117H136V120H137V121L140 120V118L137 119V116H135ZM143 117H144V116H143ZM145 117L147 118V116H145ZM151 117H152V116H151ZM159 117H160V116H159ZM164 117H165V116H164ZM189 117H190V116H189ZM200 117H201V116H200ZM200 117H199V118H200ZM219 117H220V116H219ZM228 117H229V116H228ZM234 117H235V116H234ZM234 117H233V118H234ZM250 117H251V116H250ZM61 118H62V117H61ZM65 118H66V117H65ZM87 118H88V117H87ZM108 118H109V117H108ZM132 118H133V117H132ZM154 118H155V117H154ZM156 118H157V117H156ZM160 118H161V117H160ZM160 118H159V119H160ZM191 118H192V116H191ZM202 118H203V117H202ZM210 118H211V117H210ZM212 118H213V117H212ZM236 118H239V117H236ZM27 119H28V118L26 117L25 120H27ZM29 119H30V118H29ZM77 119H78V118H77ZM85 119H86V117H85ZM90 119H91V118H90ZM125 119H127V118H125ZM141 119H142V118H141ZM245 119H246V118H245ZM3 120H4V119H3ZM42 120H43V118H42ZM72 120H73V118H72ZM100 120H101V119H100ZM104 120H105V119H104ZM117 120H118V119H117ZM162 120H163V117H162ZM165 120H166V119H165ZM167 120H168V119H167ZM191 120H192V119H191ZM205 120H206V119H205ZM215 120H216V119H215ZM222 120H224V119H222ZM222 120H221V122H222ZM247 120H248V119H247ZM31 121H32V120H31ZM50 121H51V120H50ZM53 121H54V120H53ZM62 121H63V119H62ZM83 121H84V120H83ZM98 121H99V120H98ZM112 121H114V119H113ZM118 121H119V120H118ZM130 121H131V120H130ZM130 121H128V122H130ZM132 121H133V119H132ZM134 121H135V120H134ZM153 121H155V120H153ZM160 121H161V120H160ZM176 121H177V120H176ZM179 121H180V120H179ZM181 121H182V120H181ZM202 121H203V120H202ZM206 121H207V120H206ZM213 121H214V120H213ZM218 121H219V120H218ZM236 121H237V120H236ZM17 122H18V121H17ZM27 122L29 123V120H27ZM41 122H42V121H41ZM57 122H60V121H57ZM57 122H56V123H57ZM78 122H79V121H78ZM94 122H95V121H94ZM189 122H190V121H189ZM196 122H197V121H196ZM233 122H234V120H233ZM25 123H26V122H25ZM72 123H73V122H72ZM105 123H106V122H105ZM120 123H121V122H120ZM132 123H133V122H132ZM138 123H139V122H138ZM164 123H165V122H164ZM174 123H175V122H174ZM174 123H173V124H174ZM186 123H187V122H186ZM193 123H194V122H193ZM198 123H199V122H198ZM218 123H219V122H218ZM222 123H223V122H222ZM226 123H227V122H226ZM228 123H229V122H228ZM228 123H227V124H228ZM241 123H243V122H241ZM244 123H246V122H244ZM19 124H20V123H19ZM19 124L17 123V124H14V125L17 126V125H19ZM34 124H35V122H34ZM34 124H33V125H34ZM44 124H45V123H44ZM53 124H54V122H53ZM80 124H81V123H80ZM98 124H100V122H98ZM130 124H131V123H130ZM152 124H154V123H152ZM161 124H163V122H162ZM167 124H168V123H167ZM173 124H172V127L174 126ZM200 124H201V123H200ZM205 124H206V123H205ZM205 124H204V125H205ZM257 124H256V125H257ZM29 125H30V124H29ZM36 125H37V124H36ZM60 125H61V124H60ZM95 125H96V124H95ZM101 125H102V124H101ZM111 125H112V124H111ZM122 125H123V124H122ZM137 125H139V124H136V125H134V126H137ZM176 125H177V124H176ZM190 125H191V124H190ZM206 125H207V124H206ZM206 125H205V126H206ZM210 125H212V124H210ZM210 125H209V126H210ZM230 125H231V124L229 123V126H230ZM232 125H233V124H232ZM253 125H254V123H253L252 121H249V123L246 125V127H245V129H244L243 131H246V132L249 133V134H246V135L244 134L245 136H244L243 139H242V137H241V136H243V134L239 135V132L237 133V134H238V137H239V138H238V137H237V138L240 139V137H241L242 141L246 142L247 145H249L250 140H253V139H251V138H252L255 134H259L258 131H255L256 133H253ZM19 126H20V125H19ZM21 126H22V124H21ZM21 126H20V128H22V129H20V130H21V132H22L24 126H22V127H21ZM25 126H26V124H25ZM37 126H39V125H37ZM40 126H41V125H40ZM40 126H39V127H40ZM49 126H50V125H49ZM62 126H63V125H62ZM72 126H73V125H72ZM90 126H92V125H90ZM96 126H97V125H96ZM152 126H153V125H152ZM165 126H166V125H165ZM236 126H237V125H236ZM77 127H78V126H77ZM79 127H80V126H79ZM82 127H83V125H82ZM92 127H93V126H92ZM98 127H99V126H98ZM118 127H119V126H118ZM121 127H122V126H121ZM128 127H130V126L128 125ZM142 127H143V126H142ZM170 127H171V126H170ZM170 127H169V131H170ZM174 127H175V126H174ZM177 127H178V126H177ZM179 127H180V126H179ZM182 127H184V126H182ZM189 127H190V126H189ZM211 127H214V125L211 126ZM215 127H216V126H215ZM215 127H214V128H215ZM15 128H16V127H15ZM15 128H14V129H15ZM42 128H43V127H42ZM50 128H51V127H50ZM56 128H57V127H55V129H56ZM63 128H64V126H63ZM68 128H69V127H68ZM70 128H71V127H70ZM89 128H90V127H89ZM109 128H111V126H109ZM132 128H134V127H132ZM137 128H138V127H137ZM140 128H141V127H140ZM191 128H192V127H191ZM191 128H190V129H191ZM202 128H203V127H202ZM214 128H213V129H214ZM233 128H234V127H233ZM237 128H238V127H237ZM53 129H54V128H53ZM92 129H93V128H92ZM92 129H91V130H92ZM101 129H102V128H101ZM101 129H100V130H101ZM119 129H120V127H119ZM124 129H125V128H124ZM126 129H127V126H126ZM174 129H175V128H174ZM184 129H185V128H184ZM184 129L182 128V131H183ZM188 129H189V128H188ZM195 129H196V128H195ZM204 129H205V128H204ZM204 129H203V130H204ZM209 129H210V127H209ZM221 129H222V128H221ZM229 129H230V128H229ZM260 129H261V128H260ZM15 130H16V129H15ZM27 130H28V129H27ZM29 130H30V129H29ZM32 130H33V129H32ZM57 130H58V129H57ZM71 130H72V128H71ZM75 130H76V129H75ZM85 130H86V129H85ZM94 130H95V129H94ZM98 130H99V129H98ZM127 130H128V129H127ZM140 130H141V129H140ZM151 130H152V129H151ZM160 130H161V129H160ZM175 130H176V129H175ZM177 130H180V129H177ZM193 130H194V129H193ZM196 130H197V129H196ZM196 130H194V131H196ZM210 130H211V129H210ZM222 130H223V129H222ZM261 130H262V129H261ZM25 131H26V130H25ZM38 131H39V130H38ZM41 131H42V130H41ZM67 131H68V130H67ZM81 131H82V130H81ZM95 131H96V130H95ZM101 131H102V130H101ZM136 131H137V129H136ZM157 131H158V130H157ZM187 131H188V130H187ZM231 131H232V130H231ZM233 131H234V130H233ZM241 131H242V130H241ZM241 131H240V132H241ZM21 132H20V133H21ZM53 132H54V131H53ZM159 132H160V131H158V133H159ZM184 132H185V130H184ZM212 132H213V130H212ZM217 132H218V131H217ZM225 132H226V131H225ZM236 132H237V131H236ZM246 132H244V133H246ZM261 132H262V131H261ZM18 133H19V132H18ZM25 133H26V132H24L23 134H25ZM48 133H50V132H48ZM66 133H67V132H66ZM90 133H91V132H90ZM103 133H104V132H103ZM177 133H179V131H178ZM181 133H183V132H181ZM199 133H200V132H199ZM206 133H207V131H206ZM218 133H219V132H218ZM231 133H232V132H231ZM32 134H33V133H32ZM43 134H45V132H44ZM63 134H64V133H63ZM86 134H87V133H86ZM109 134H110V133H109ZM111 134H112V133H111ZM139 134H140V133H139ZM159 134H162V132L159 133ZM192 134H194V132H193ZM210 134H211V132H210ZM210 134H209L208 136H210ZM212 134H213V133H212ZM212 134H211V135H212ZM221 134H222V133H221ZM226 134H228V133L226 132ZM232 134H233V133H232ZM232 134H231V135H232ZM11 135H12V134H11ZM11 135H10V136H11ZM25 135H26V134H25ZM47 135H48V134H47ZM51 135H52V134H51ZM60 135H61V134H60ZM116 135H118V134L116 133ZM131 135H133V134H131ZM137 135H138V134H137ZM187 135H188V134H187ZM223 135H224V134H223ZM261 135H262V133L260 134V136H261ZM23 136H24V135H23ZM36 136H37V135H36ZM40 136H41V135H40ZM40 136H39V138H40ZM54 136H55V135H54ZM62 136H63V135H62ZM62 136H61V137H62ZM89 136H90V135H89ZM89 136H88V137H89ZM91 136H92V135H91ZM113 136H115L114 133H113ZM122 136H124V135H122ZM125 136H126V135H125ZM190 136H191V135H190ZM202 136H203V135H202ZM206 136H207V135H206ZM206 136H205V137H206ZM262 136H264V135H262ZM45 137H46V135H45ZM94 137H95V135H94ZM111 137H112V136H111ZM116 137H117V136H116ZM116 137H113V138H116ZM128 137H130V136H128ZM159 137L161 138V136H159ZM159 137H158V138H159ZM170 137H171V136H170ZM173 137H174V136H173ZM176 137H177V136H176ZM218 137H219V135H218ZM218 137H217V138H218ZM256 137H258V136H255V138H256ZM14 138H15V137H14ZM14 138H13V137H9V138L5 139L4 141H1L2 143L0 142V165L3 164V162H4L5 160H7L8 158H10L11 160H13V159H16V158L19 157L18 160H20V159H21L22 161H23V160H26L27 157H22V154H21V153H22V150L28 149V148L32 145L33 141L35 140V136H33V135L29 136L28 141H24V142H20V139L22 138V136L20 137V135H19V138H18L19 141H17V138H16V139H14ZM25 138H26V137H25ZM41 138H42V137H41ZM43 138H44V137H43ZM113 138H112V139H113ZM126 138H127V136H126ZM167 138H168V137H167ZM184 138H185V137H184ZM200 138H201V137H200ZM253 138H254V137H253ZM258 138H259V137H258ZM55 139H56V138H55ZM60 139H62V138H60ZM60 139H59V140H60ZM108 139H109L108 137H106V138H102V137H101V141H100V143H101L102 145H104L105 148H109V145H108V143H109V142H108ZM118 139H119V138H118ZM130 139H131V138H130ZM139 139H140V138H138V141H139ZM149 139H150V138H149ZM173 139H174V138H173ZM227 139H228V138H227ZM238 139H236V140H238ZM256 139H257V138H256ZM261 139H262V138H261ZM23 140H24V139H23ZM37 140H38V139H37ZM66 140H67V139H66ZM98 140H99V139H98ZM115 140H116V139H115ZM119 140H121V139H119ZM122 140H123V139H122ZM124 140H125V139H124ZM136 140H137V138H136ZM140 140H141V139H140ZM142 140H144V137H143ZM151 140H152V138H151ZM164 140H165V139H164ZM166 140H167V139H166ZM186 140H187V139H186ZM195 140H196V139H195ZM214 140H217V139H214ZM228 140H230V139H228ZM236 140H235V141H236ZM262 140H263V139H262ZM262 140H261V141H262ZM35 141H36V140H35ZM70 141H71V140H70ZM74 141H77V140H74ZM92 141H94V140H92ZM112 141H113V140H112ZM129 141H130V140H129ZM134 141H135V140H134ZM149 141H150V140H149ZM149 141H148V142H149ZM153 141H154V140H153ZM153 141H152V142H153ZM197 141H198V140H197ZM199 141H200V140H199ZM218 141H219V140H218ZM253 141H254V140H253ZM253 141L250 142V144H251L250 146H251V147L249 146L250 149H248V151L256 150V149H255L256 144H255ZM256 141H257V140H256ZM259 141H260V140H259ZM263 141H264V140H263ZM36 142H37V141H36ZM41 142H42V141H41ZM116 142H117V141H116ZM118 142H119V141H118ZM122 142H123V141H122ZM125 142H126V141H125ZM131 142H132V140H131ZM131 142H129V143H131ZM139 142H142V141H139ZM146 142H147V138H146ZM146 142H145V144H146ZM181 142H182V140H181ZM188 142H189V145H188V146H190V142H191V141H188ZM188 142H187V143H188ZM232 142H233V141H232ZM236 142H237V141H236ZM236 142H235V143H236ZM39 143H40V142H39ZM45 143H46V142H45ZM111 143H112V142H111ZM114 143H115V142H114ZM133 143H134V142H133ZM142 143H144V142H142ZM149 143H150V142H149ZM153 143H154V142H153ZM169 143L171 144V142H169ZM169 143H168L167 145H169ZM192 143H193V142H192ZM195 143H197V142H195ZM198 143H199V142H198ZM204 143L206 144V143H208V141H207V142H204ZM212 143H213V139H212ZM217 143H218V142H217ZM221 143H223V142H221ZM221 143H219L218 146H222V148H223L225 145H222ZM225 143H226V142H225ZM239 143H240V142H239ZM258 143H259V142L257 141V144H258ZM69 144H70V143L68 142V145H69ZM88 144H89V143H88ZM173 144H174V143H173ZM173 144H171V145H173ZM179 144H180V143H179ZM193 144H194V143H193ZM199 144H200V143H199ZM199 144H198V145H199ZM202 144H203V143H202ZM223 144H224V143H223ZM261 144H262V143H261ZM58 145H59V142H58ZM68 145L66 144V146L69 147L68 149H70V150H69V156H68V157H70V159H75L74 161L72 160L73 163H74V165H75V164H81V163H82L81 166H79V167L77 166V167H76V168H77V171L80 172V174L82 175V177L85 176L86 174H87V175L90 174V170H89V168H88V165H89V164L87 165V164L85 163L87 159L83 156V152H82L83 150H85L84 152H86V149H82V144H81V142L78 141V142H74V143H73V141H72V145H73V146H71V145L68 146ZM83 145H84V144H83ZM117 145H118V144H117ZM119 145L121 146V144H119ZM125 145H127V144H125ZM142 145H143V144H142ZM191 145H192V144H191ZM196 145H197V144H196ZM196 145H194V146H196ZM207 145H208V144H207ZM209 145H211V140H209ZM228 145H229V144H228ZM230 145H231V144H230ZM239 145H240V144H239ZM259 145H260V144H259ZM34 146H35V145H34ZM41 146H42V145H41ZM53 146H54V145H53ZM97 146H98V145H97ZM97 146H96V147H97ZM114 146H115V144H114ZM139 146H140V145H139ZM151 146H152V143H151ZM174 146H176V145H174ZM181 146H182V145H181ZM194 146H193V147H194ZM199 146H200V145H199ZM201 146H202V145H201ZM233 146H235V145L233 144ZM262 146H263V145H262ZM67 147H66L65 149H67ZM104 147H103V148H104ZM117 147H119V146H117ZM131 147H132V146H131ZM131 147H127V148H131ZM141 147H142V146H141ZM157 147H158V146H157ZM176 147H177V146H176ZM205 147H206V146H205ZM208 147L211 148L212 145H211V146H208ZM225 147H226V146H225ZM240 147H241V146H240ZM243 147H244V146H243ZM247 147H248V146H247ZM34 148H35V147H34ZM40 148H41V147H40ZM93 148H94V147H93ZM125 148H126V147H125ZM127 148H126V149H127ZM168 148H169V147H168ZM171 148H172V147H171ZM174 148H175V147H174ZM178 148H181V147H178ZM178 148H177V150H178ZM182 148H183V147H182ZM186 148H187V146H186ZM201 148H202V147H201ZM201 148H200V149H201ZM232 148H233V147H232ZM251 148H252V150H251ZM257 148H258V147H257ZM259 148H260V147H259ZM121 149H122V148H121ZM121 149H120V150H121ZM123 149H124V148H123ZM141 149H142V148H141ZM145 149H146V148H145ZM183 149H184V148H183ZM203 149H204V148H203ZM207 149H209V148H207ZM212 149H213V148H212ZM217 149H218V148H217ZM224 149H225V148H224ZM230 149H231V148H230ZM261 149H262V148H261ZM263 149H264V148H263ZM28 150H32V149L29 148ZM28 150H27V151H28ZM35 150H36V149H35ZM60 150H63V149H60ZM90 150H91V149H90ZM96 150H97V149H96ZM100 150H101V149H100ZM106 150H107V149H106ZM111 150H112V149H111ZM111 150H110V151H111ZM136 150H137V149H136ZM142 150H143V149H142ZM146 150H147V149H146ZM184 150H185V149H184ZM222 150H223V149H222ZM222 150H221V151H222ZM245 150H247V149H245ZM245 150H242V151H245ZM87 151H88V150H87ZM101 151H102V150H101ZM103 151H104V150H103ZM107 151H109V150H107ZM124 151H125V149H124ZM128 151H129V150H128ZM132 151H133V150H132ZM151 151H152V150H151ZM151 151H150V152H151ZM175 151H176V150H175ZM181 151H183V150H181ZM196 151H197V150H196ZM205 151H206V150H205ZM209 151H210V150H209ZM217 151H218V150H217ZM219 151H220V150H219ZM25 152H26V150H25ZM35 152H37V151H35ZM38 152H39V150H38ZM53 152H54V151H53ZM58 152H59V151H58ZM104 152H106V151H104ZM129 152H130V151H129ZM142 152H144V151H142ZM152 152H153V151H152ZM159 152H160V151H159ZM163 152H164V151H163ZM171 152H173V151H171ZM191 152H192V151H191ZM210 152H211V151H210ZM213 152H214V150H213ZM32 153L34 154V152H32ZM98 153L101 154V152H98ZM106 153H107V152H106ZM127 153H128V152H127ZM177 153H178V152H177ZM179 153H180V152H179ZM182 153H183V152H182ZM196 153H197V152H196ZM200 153H201V152H200ZM207 153H208V152H207ZM220 153H221V152H220ZM225 153H226V151H225ZM231 153H233V151H232ZM231 153H230V155H231ZM235 153H236V152H235ZM245 153H246V152H245ZM254 153H255V151H254ZM38 154H39V153H38ZM55 154H56V153H55ZM85 154H86V153H85ZM91 154H92V151H91ZM112 154H113V153H112ZM119 154H120V153H119ZM149 154H150V153H149ZM160 154H162V153H160ZM164 154H165V153H164ZM184 154H185V153H184ZM194 154H195V153H194ZM205 154H206V153H205ZM208 154H209V153H208ZM213 154H214V153H213ZM23 155H24V154H23ZM31 155H32V154H31ZM31 155H30V156H31ZM41 155L43 156L44 162H48V160L51 159V158H53V161H54V162H55L56 160H59V159H60V158H58L57 154H56V156H57V157H56V156H54L50 151H49V153L46 152V151H45V153H44V152H41ZM88 155H89V154H88ZM94 155H95V153H94ZM103 155H104V154H103ZM108 155H109V154H108ZM110 155H111V153H110ZM131 155H132V153H131ZM131 155H130V156H131ZM143 155H145V154H143ZM169 155H170V154H169ZM173 155H174V154H173ZM178 155H179V154H178ZM188 155H189V154H188ZM197 155H198V154H197ZM214 155H215V154H214ZM214 155H213V156H214ZM220 155H221V154H220ZM234 155H236V154H234ZM237 155H238V154H237ZM255 155H256V154H255ZM24 156H25V155H24ZM34 156H35V155H34ZM59 156H60V155H59ZM78 156H81L82 158H79V159H78V158H77ZM99 156H100V155H99ZM101 156H102V155H101ZM115 156H116V155H115ZM124 156H125V155H124ZM137 156H138V155H137ZM145 156H146V155H145ZM155 156H156V155L154 154V157H155ZM183 156L186 157V155H183ZM200 156H201V155H200ZM208 156H209V155H208ZM216 156L218 157V155H216ZM216 156H215V157H216ZM228 156H229V155H228ZM228 156H227V157H228ZM247 156H249V155H247ZM250 156H251V155H250ZM252 156H253V154H252ZM261 156H262V155H261ZM20 157H21V158H20ZM36 157H38V155H37ZM89 157H90V156H89ZM104 157H105V156H104ZM150 157H152V156H150ZM158 157H161V156H157L156 158H158ZM173 157H174V156H173ZM181 157H182V155H181ZM181 157H178V158L180 159ZM185 157H184V158H185ZM194 157H196V154H195ZM215 157H214V158H215ZM217 157H216V158H217ZM223 157H226V156H222V158H223ZM229 157H230V156H229ZM243 157H244V156H243ZM243 157H242V159H243ZM254 157L256 158V157H258V156H254ZM262 157H263V156H262ZM32 158H33V157H32ZM63 158H64V157H63ZM92 158H94V157H92ZM95 158H96V157H95ZM97 158H98V156H97ZM97 158H96V159H97ZM121 158H123V157H121ZM125 158H127V157H125ZM125 158H124V160H126ZM135 158H136V157H135ZM135 158H134V159H135ZM145 158H146V157H145ZM145 158H141V159L144 160ZM152 158H153V157H152ZM152 158H150V159H152ZM164 158H165V157H164ZM174 158H176V157H174ZM178 158H177V159H178ZM191 158H192V157H191ZM203 158H204V156H203ZM234 158H235V157H234ZM234 158H233V159H234ZM249 158H250V157H249ZM255 158L253 159V161L255 160ZM259 158L261 159V157H259ZM38 159H40V158H38ZM43 159H42V160H43ZM70 159H69V160H70ZM96 159H95V160H96ZM134 159H133V160H134ZM141 159H140V160H141ZM148 159H149V158H148ZM150 159H149V160H150ZM186 159H187V158H186ZM186 159L182 160L183 163L186 161ZM197 159H198V158H197ZM199 159H200V158H199ZM217 159H218V158H217ZM217 159H216V160H217ZM223 159H224V158H223ZM227 159H228V158H227ZM263 159H264V158H263ZM16 160H17V159H16ZM27 160H28V159H27ZM32 160H33V159H32ZM42 160H41V161H42ZM66 160H67V159H66ZM95 160H93V161H95ZM102 160H103V159H102ZM104 160H108V159H104ZM127 160H128V159H127ZM137 160H138V159H137ZM137 160H135V161H136V162H140V160H138V161H137ZM145 160H146V159H145ZM169 160H170V159H169ZM169 160H168V161H169ZM194 160H195V159H194ZM205 160H206V159H205ZM207 160H208V159H207ZM224 160H225V159H224ZM235 160H237V159H235ZM247 160H248V158H247ZM251 160H252V159H251ZM9 161H10V160H9ZM53 161H52V162H53ZM90 161H91V160H90ZM158 161H159V160H158ZM172 161H173V159H172ZM196 161H197V160H196ZM196 161H195V162H196ZM209 161H210V159H209ZM237 161H238V160H237ZM257 161H258V160H257ZM20 162H21V161H20ZM23 162H24V161H23ZM32 162H33V161H31V165H30L31 167H30V168H29V166H26V165H25L24 167L20 166V167H19V168H20L19 170H22V169H23V170H26V172L31 171L29 174H30V176H33V177L35 178V179H34V182H35V181H36V182H38V181L42 182V179L44 178V174L42 173V170H41L40 167H39V166L41 165V164H40L41 162H38V160H36V161L33 162V163H32ZM61 162H62V161H61ZM69 162H70V161H69ZM87 162H88V161H87ZM101 162H102V161H101ZM111 162H112V161H111ZM116 162H117V159H116ZM116 162H114V163H116ZM150 162H152V161H150ZM179 162H180V164H181V161H180V160H179ZM195 162H194V163H195ZM203 162L205 163V161H203ZM218 162H219V161H218ZM218 162H217V163H218ZM221 162H222V161H221ZM221 162H220V163H221ZM229 162H230V161H229ZM244 162H245V161H244ZM248 162H249V160H248ZM262 162H263V161H262ZM42 163H43V162H42ZM66 163H67V161H66ZM92 163H93V162H91V164H92ZM107 163H108V162H107ZM132 163H133V162H132ZM132 163H131V164H132ZM141 163H142V162H141ZM143 163H144V162H143ZM169 163H170V162H169ZM175 163H176V162H175ZM183 163H182V164H183ZM185 163H187V161H186ZM194 163L192 162V164H194ZM197 163H198V162H197ZM197 163H196V164H197ZM204 163H203V164H204ZM215 163H216V162H214V164H215ZM238 163H239V162H238ZM238 163H237V164H238ZM251 163H252V162H251ZM16 164H17V163H16ZM19 164H20V163H19ZM27 164H28V163H27ZM44 164H45V163H44ZM58 164H59V163H58ZM70 164H71V162H70ZM100 164H101V163H100ZM105 164H106V161H105ZM108 164H109V163H108ZM118 164H119V163H118ZM127 164H129V163H127ZM135 164H136V166L138 167L137 163H135ZM146 164H147V163H146ZM149 164H150V163H149ZM162 164H163V163H162ZM166 164H167V163H166ZM176 164H177V163H176ZM200 164H201V163H200ZM210 164H211V161H210ZM214 164H213V165H214ZM242 164H243V163H242ZM256 164H257V162H256ZM9 165H10V164H9ZM13 165H14V164H13ZM112 165H113V163H112ZM123 165H124V164H123ZM125 165H126V163H125ZM133 165H134V164H133ZM151 165L153 166V163H152ZM154 165H157V164H154ZM188 165L190 166V162H189ZM194 165H195V164H194ZM213 165H211V166H213ZM218 165H219V164H218ZM226 165H227V164H226ZM226 165H225V166H226ZM233 165H235V164L233 163ZM238 165H239V164H238ZM240 165H241V164H240ZM240 165H239V166H240ZM259 165H260V164H259ZM262 165H263V164H261V167H262ZM3 166H4V165H3ZM41 166H42V165H41ZM45 166H47V165H45ZM45 166H44V169L46 168ZM54 166H56V164H55ZM65 166H68V165H65ZM94 166H95V165H94ZM100 166H101V165H100ZM108 166H109V165H108ZM115 166H116V164H115ZM120 166H121V165H120ZM127 166H129V165H127ZM142 166H143V165H142ZM164 166H167V165H164ZM183 166H184V165H183ZM186 166H187V164H186ZM209 166H210V165H209ZM215 166H217V165H215ZM220 166H221V164H220ZM222 166H223V165H222ZM230 166H231V164H230ZM246 166H247V164H246ZM253 166H254V165H252V167H253ZM255 166H256V165H255ZM11 167H12V165H11ZM96 167H97V166H96ZM106 167H107V166H106ZM109 167H110V166H109ZM123 167H124V166H123ZM129 167H130V166H129ZM134 167H135V166H134ZM139 167H140V166H139ZM158 167H161V169H162V165H161V166H158ZM167 167H168V166H167ZM173 167H174V165H173ZM178 167H180V166L178 165ZM181 167H182V166H181ZM184 167H185V166H184ZM198 167H199V166H198ZM200 167H201V165H200ZM204 167H205V166H204ZM213 167H214V166H213ZM223 167H224V166H223ZM236 167H238V166H236ZM242 167H243V165H242ZM249 167H250V166H249ZM15 168L17 169L18 166L16 167V165H15ZM21 168H22V169H21ZM24 168H25V169H24ZM47 168H48V167H47ZM47 168H46V169H47ZM71 168H73V167H71ZM90 168H92V167H90ZM113 168H114V167H113ZM121 168H122V167H121ZM140 168H142V167H140ZM146 168H148V167H146ZM174 168H175V167H174ZM188 168H189V167H188ZM191 168H192V167H191ZM207 168H208V167H207ZM209 168H210V167H209ZM215 168H216V167H215ZM224 168H225V170H226V167H224ZM224 168H223V169H224ZM247 168H248V167H246V169H247ZM256 168H257V167H256ZM5 169H7V168L5 167ZM54 169H55V168H54ZM74 169H75V167H74ZM96 169H98V168H96ZM126 169H127V168H126ZM152 169H153V168H152ZM155 169H156V168H155ZM164 169H165V168H164ZM170 169H171V168H170ZM178 169H179V168H178ZM196 169H197V168H196ZM232 169H235V168H232ZM246 169H245V170H246ZM258 169H259V168H258ZM56 170H57V168H56ZM65 170H68V168L65 169ZM107 170H110V169H107ZM123 170H124V169H123ZM142 170H143V172H147V171H148V170H146L145 168H143ZM145 170H146V171H145ZM149 170H150V169H149ZM158 170H159V168H158ZM166 170H167V169H166ZM179 170H180V169H179ZM199 170H200V169H199ZM202 170H203V169H202ZM225 170H223V171H225ZM235 170H236V169H235ZM235 170H234V171H235ZM242 170H243V169H242ZM250 170H251V169H250ZM250 170H248V171H250ZM12 171H13V170H12ZM43 171H44V170H43ZM47 171H48V170H47ZM97 171H99V170H96L95 173H96ZM111 171H112V170H111ZM117 171H118V170H117ZM121 171H122V170H121ZM127 171H128V170H127ZM127 171H126V172H127ZM152 171L155 172L156 170H155V171L152 170ZM159 171H160V170H159ZM191 171H192V170H191ZM194 171H195V170H194ZM207 171H208V170H207ZM212 171H213V169H212ZM226 171H227V170H226ZM237 171H238V170H237ZM251 171H252V170H251ZM253 171H254V170H253ZM253 171H252V172H253ZM261 171H262V170H261ZM263 171H264V170H263ZM9 172H10V171H9ZM45 172H46V171H45ZM49 172H50V169H49ZM49 172H47V173H49ZM54 172H55V171H54ZM57 172H58V170H57ZM67 172H68V171H67ZM67 172H66V173H67ZM103 172H104V171H103ZM113 172H114V171H113ZM126 172H125V173H126ZM131 172H132V171H131ZM134 172H135V171H134ZM150 172H151V170H150ZM156 172H158V171H156ZM156 172H155V173H156ZM181 172H182V171H181ZM198 172H199V171H198ZM229 172H231V170H230ZM229 172H228V173H229ZM256 172H258V171L256 170ZM256 172H255V173H256ZM20 173H21V172H20ZM20 173H19V174H16V175L13 176L12 178H10V180H8V182L11 183V182H14V181H16V180L23 179V178H24V177H23L24 174H23V173L20 174ZM51 173H52V172H51ZM66 173H65V174H66ZM69 173H73L72 170L69 171ZM75 173H76V172H75ZM99 173H100V172H98V174H99ZM105 173H106V172H105ZM110 173H111V172H110ZM117 173H118V172H117ZM117 173H116V174H117ZM158 173H159V172H158ZM164 173H165V172H164ZM164 173H163V174H164ZM169 173H170V172H169ZM216 173H220L219 170H218V172H216ZM221 173H222V172H221ZM221 173H220V174H221ZM224 173H225V172H224ZM228 173H227V174H228ZM238 173H239V172H238ZM249 173H250V172H249ZM259 173H262V172H259ZM263 173H264V172H263ZM12 174H13V173H12ZM26 174H28V173H26ZM29 174L27 175L28 177H29ZM49 174H50V173H49ZM62 174H63V172H62ZM91 174H92V173H91ZM106 174H108V176H109V173H106ZM119 174H120V173H119ZM121 174H122V173H121ZM130 174H131V173H130ZM132 174H134V173H132ZM132 174H131V175H132ZM141 174H142V173H141ZM165 174H166V173H165ZM184 174H185V173H184ZM212 174H213V173H212ZM227 174H226V175H227ZM232 174H234V173H232ZM236 174H237V172H236ZM239 174H240V173H239ZM7 175H8V174H7ZM70 175H71V174H70ZM74 175H75V174H74ZM126 175H127V174H126ZM126 175H125V176H126ZM131 175H130V176H131ZM136 175H137V174H136ZM136 175H135V177H136ZM154 175H155V174H154ZM156 175H157V174H156ZM166 175H167V174H166ZM168 175H169V174H168ZM175 175H176V174H175ZM217 175H218V174H217ZM224 175H225V174H224ZM226 175H225V176H226ZM229 175H230V174H229ZM240 175H241V174H240ZM254 175H255V174H254ZM257 175H258V174H256L255 176H257ZM45 176H47L46 173H45ZM60 176H61V175H60ZM67 176H69V174H68ZM103 176H104V175H103ZM133 176H134V175H133ZM176 176H178V175H176ZM180 176H181V175H180ZM221 176H223V174H222ZM230 176H231V175H230ZM249 176H250V174H249ZM249 176H248V177H249ZM255 176H254V177H255ZM25 177H26V176H25ZM58 177H59V176H58ZM74 177H77V175H76V176H73L72 178L74 179ZM91 177H92V176H91ZM95 177H96V176H95ZM117 177H118V176H117ZM120 177H121V176H120ZM135 177H134V178H135ZM141 177H142V175H141ZM150 177H152V176H150ZM150 177H149V179L151 180ZM160 177H163V176L161 175ZM164 177H165V176H164ZM167 177H168V176H167ZM202 177H203V176H202ZM202 177H201V178H202ZM219 177H220V176H219ZM226 177H227V176H226ZM232 177H233V176H232ZM239 177H240V176H239ZM251 177H252V176H251ZM257 177H258V176H257ZM260 177H263V176L261 175ZM50 178H51V177H50ZM54 178H55V177H54ZM79 178H80V177H78V180L80 181ZM134 178H133V179H134ZM147 178H148V177H147ZM153 178H154V177H152V179H153ZM156 178H157V177H155V179H156ZM173 178H174V177H173ZM173 178H172V179H173ZM197 178H198V177H197ZM204 178H205V177H204ZM204 178H203V179H204ZM207 178H208V177H207ZM31 179H32V177H31ZM31 179H30V180H31ZM48 179H49V178H48ZM59 179H60V178H59ZM59 179H57V180H59ZM65 179H66V178H65ZM69 179H70V178H69ZM76 179H77V178H76ZM94 179H95V178H94ZM113 179H115V178H113ZM120 179H121V178H120ZM122 179H123V178H122ZM137 179H138V177H137ZM140 179H141V178H140ZM155 179H154V180H155ZM167 179H168V178H167ZM174 179H175V178H174ZM176 179H177V178H176ZM180 179H181V177H180ZM182 179H183V178H182ZM187 179H188V178H187ZM187 179H186V180H187ZM198 179H200V178H198ZM215 179H216V178H215ZM222 179H224V178H222ZM225 179H226V178H225ZM231 179H232V178H231ZM239 179H241V178H238V180H239ZM243 179H244V178H243ZM247 179H248V178H247ZM258 179H259V178H258ZM260 179H261V178H260ZM4 180H5V179H4ZM66 180L68 181V177H67ZM70 180H71V179H70ZM98 180H99V179H98ZM103 180H104V179H102V181H103ZM125 180H126V178H125ZM144 180H146V179H144ZM154 180H153V181H154ZM156 180H157V179H156ZM168 180H169V179H168ZM191 180H192V179H190V181H191ZM209 180H211V179H209ZM213 180H214V179H213ZM213 180H212V181H213ZM229 180H230V178H229ZM229 180H228V181H229ZM236 180H237V179H236ZM241 180H242V179H241ZM44 181H45V180H44ZM44 181H43V182H44ZM52 181H53V180H52ZM59 181H60V180H59ZM76 181H77V180H76ZM81 181L83 182V180H81ZM123 181H124V180H123ZM140 181L142 182V180H140ZM158 181H159V180H158ZM174 181H175V180H174ZM177 181H178V179H177ZM182 181H184V180H182ZM190 181H189V182H190ZM200 181H201V180H200ZM200 181H199V182H200ZM205 181H206V180H205ZM212 181H211V182H212ZM219 181H220V180H219ZM221 181H223V180H221ZM225 181H226V180H225ZM225 181H224V182H225ZM230 181H231V180H230ZM239 181H240V180H239ZM257 181H258V180H257ZM263 181H264V180H263ZM8 182H6V183H8ZM25 182H27V181H25ZM31 182H32V181H31ZM46 182H47V181H46ZM84 182H85V181H84ZM99 182H101V179H100ZM99 182H98V183H99ZM114 182H115V181H114ZM137 182H139V180H138ZM143 182H145V181H143ZM187 182H188V181H187ZM187 182H184V183H187ZM192 182H193V181H192ZM199 182H198V183H199ZM201 182H202V181H201ZM211 182H210V183H211ZM247 182H248V181H247ZM251 182H253V181H251ZM251 182H250V183H251ZM255 182H256V181H255ZM260 182H261V181H260ZM260 182H259V183H260ZM3 183H4V182H3ZM17 183H18V182H17ZM32 183H33V182H32ZM47 183H48V182H47ZM47 183H46V184H47ZM50 183H51V182H50ZM60 183H61V182H60ZM63 183H64V182H63ZM65 183L67 184V182H65ZM75 183H76V182H75ZM90 183H91V182H90ZM96 183H97V182H96ZM98 183H97V184H98ZM102 183H103V182H102ZM105 183H106V182H105ZM117 183H118V182H117ZM121 183H122V182H121ZM121 183H120V184H121ZM123 183H124V182H123ZM149 183H150V182H149ZM167 183H168V182H167ZM169 183H170V182H169ZM169 183H168V184H169ZM172 183H173V181H172ZM179 183H181V182H179ZM204 183H205V182H204ZM204 183H203V184H204ZM208 183H209V181H208ZM226 183H227V181H226ZM228 183H229V182H228ZM236 183H238V181H237ZM259 183H257V185H258ZM8 184H9V183H8ZM36 184H37V183H36ZM39 184H40V183H39ZM43 184H44V183H43ZM86 184H87V183H86ZM86 184H85V185H86ZM141 184H142V183H141ZM141 184L139 183L138 186H139V185L141 186ZM156 184H157V183H156ZM182 184H183V183H182ZM182 184H181V185H182ZM200 184H201V183H200ZM200 184H199V185H200ZM223 184H224V183H223ZM223 184H222V185H223ZM243 184H244V183H243ZM245 184H246V182H245ZM247 184H248V183H247ZM253 184H254V182H253ZM4 185H5V183H4ZM16 185H17V184H16ZM27 185H29V183H28ZM34 185H35V184H34ZM44 185H45V184H44ZM44 185H43V186H44ZM50 185H51V184H50ZM73 185H74V184H73ZM88 185H89V184H88ZM103 185H104V184H103ZM109 185H110V184H109ZM111 185H112V184H111ZM136 185H137V184H136ZM147 185H148V184L146 183V186H147ZM170 185H171V184H170ZM177 185H178V184H177ZM206 185H207V184H206ZM206 185H204V186L207 187ZM210 185H211V184H210ZM214 185H215V184H214ZM224 185H225V184H224ZM226 185H227V184H226ZM23 186H24V185H23ZM25 186H26V185H25ZM25 186H24V187H25ZM43 186H42V184H41L39 187H34V188L31 187V188H32V189H36V188L39 189L40 187H43ZM52 186H53V185H52ZM81 186H82V185H81ZM95 186H96V185H95ZM104 186H105V185H104ZM125 186H126V185H125ZM144 186H145V185H144ZM155 186H156V185H155ZM160 186H161V185H160ZM162 186H163V183H162ZM175 186H176V184H175ZM178 186H180V185H178ZM187 186H188V184H187ZM228 186H229V185H228ZM232 186H233V185H232ZM241 186H242V185H241ZM258 186H260V185H258ZM15 187H16V186H15ZM24 187H23V188H24ZM29 187H30V186H29ZM46 187H47V186H46ZM90 187H91V184H90ZM122 187H124V186L122 185ZM142 187H143V186H142ZM149 187H150V186H149ZM164 187H165V186H164ZM166 187H167V186H166ZM166 187H165V188H166ZM189 187H190V186H189ZM208 187H209V184H208ZM210 187H212V185H211ZM234 187H235V186H234ZM246 187H247V186H246ZM246 187H245V188H246ZM254 187H255V186L251 187V189L254 188ZM263 187H264V186H263ZM263 187H260V188H263ZM19 188H20V187H19ZM27 188H28V187H27ZM47 188H48V187H47ZM59 188H60V187H59ZM87 188H88V187H87ZM97 188H98V187H97ZM101 188H102V187H100V189H101ZM137 188H138V187H136V189H137ZM139 188H140V187H139ZM153 188H154V187H153ZM179 188L183 189V187H179ZM185 188H187V187H185ZM185 188H184V189H185ZM190 188H191V187H190ZM193 188H194V187H193ZM193 188H192V189H193ZM195 188H196V187H195ZM201 188H202V187H201ZM201 188H200V189H201ZM213 188L217 189V187H214V186H213ZM219 188H221L220 185H219ZM236 188H237V187H236ZM238 188H240V187H238ZM241 188H242V187H241ZM243 188H244V186H243ZM245 188H244V189H245ZM257 188H259V187H257ZM257 188H256V189H257ZM260 188L258 189V191H259V190L261 191ZM9 189H10V188H9ZM14 189H15V188H14ZM38 189H36V190H38ZM44 189H45V188H44ZM56 189H58V188H56ZM70 189H71V188H70ZM70 189H69V190H70ZM79 189H80V188H79ZM81 189H82V188H81ZM95 189H96V188H95ZM95 189H94V190H95ZM105 189H107V188H105ZM110 189H111V188H110ZM234 189H235V188H234ZM234 189H233V190H234ZM246 189H247V188H246ZM248 189H249V188H248ZM248 189H247V190H248ZM0 190H1V191H0V196L5 195V194H6L5 191H8V192H9V190H6V188H5L4 186H1V189H0ZM11 190H12V188H11ZM17 190H18V189H17ZM24 190H25V188H24ZM30 190H31V189H30ZM47 190H48V189H47ZM75 190H76V189H75ZM83 190H84V188H83ZM125 190H126V188H125ZM159 190H160V189H159ZM163 190H166V189L163 188ZM168 190H169V188H168ZM186 190H187V189H186ZM217 190H218V189H217ZM225 190H226L225 188L221 189L222 192L225 191ZM238 190H239V189H238ZM253 190L255 191V189H253ZM14 191H15V190H14ZM22 191H23V190H22ZM43 191H44V190H43ZM49 191H50V190H49ZM53 191H55V190H53ZM57 191H58L59 193L55 191L57 194L54 192L55 195H53V196L55 197V199L58 197V194L60 195V193H61L63 190H57ZM77 191H78V190H77ZM85 191H86V190H85ZM88 191H89V190H88ZM107 191H109V190H107ZM107 191H106V192H107ZM111 191H112V190H111ZM121 191H122V190H121ZM196 191H197V190H196ZM198 191H199V190H198ZM198 191H197V192H198ZM234 191H236V190H234ZM240 191H242V190H240ZM245 191H246V190H245ZM256 191H257V190H256ZM260 191H259V192H260ZM16 192H17V191H16ZM16 192H14V195H15ZM34 192H35V191H33V193H34ZM44 192H45V191H44ZM67 192H68V191H67ZM90 192H91V191H90ZM94 192H96V191H94ZM100 192H101V190H100ZM119 192H120V191H119ZM130 192H131V191H130ZM139 192H140V191H139ZM156 192H157V191H156ZM160 192H161V191H160ZM169 192H170V191H169ZM188 192H189V191H188ZM192 192H194V190H192ZM205 192H206V191H205ZM212 192H213V191H212ZM225 192H226V191H225ZM261 192H263V191H261ZM22 193H23V192H22ZM37 193H38V191H37ZM39 193H40V192H39ZM45 193H48V192H45ZM63 193H64V192H63ZM70 193H73V195H74V192H70ZM79 193H80V191H79ZM85 193H86V192H84V193L82 192L83 195H84ZM91 193H93V192H91ZM101 193H103V192H101ZM107 193H108V192H107ZM117 193H118V192H117ZM122 193H123V192H122ZM131 193H132V192H131ZM136 193H137V190H136ZM147 193H148V192H147ZM167 193H168V192H167ZM218 193L220 194V192H218ZM227 193L230 194L229 191H227ZM227 193H226V194H227ZM233 193H235V192H233ZM236 193H238V192H236ZM240 193H241V192H240ZM247 193H249V192H247ZM263 193H264V192H263ZM12 194H13V192H10V195H12ZM29 194H31V193H29ZM34 194H35V193H34ZM49 194H50V193H49ZM86 194H88V193H86ZM152 194H153V193H152ZM158 194H159V193H158ZM160 194H161V193H160ZM190 194H191V193H190ZM199 194H201V193H199ZM223 194H224V193H223ZM252 194H253V193H252ZM45 195H46V194H45ZM101 195H102V194H101ZM104 195H106V193H105V194L103 193V196H104ZM113 195H114V194H113ZM118 195H119V194H118ZM141 195H142V194H141ZM150 195H151V192H150ZM163 195H164V194H163ZM163 195H162V196H163ZM168 195H169V194H168ZM168 195H167V196H168ZM196 195H197V193H196ZM206 195H208V194L206 193ZM235 195H236V194H235ZM256 195H258V194H256ZM263 195H264V194H263ZM33 196H34V195H33ZM35 196H36V195H35ZM42 196H44V195H42ZM74 196H75V195H74ZM85 196H86V195H85ZM90 196H92V194H91ZM93 196H94V195H93ZM95 196H96V195H95ZM95 196H94L93 198H95ZM98 196H99V195H98ZM147 196H148V195H147ZM171 196H172V195H171ZM198 196H200V195H198ZM203 196H204V195H203ZM216 196H217V195H216ZM220 196H221V195H220ZM229 196H230V195H229ZM231 196H232V194H231ZM236 196H237V195H236ZM236 196H235V197H236ZM240 196H241V195H240ZM261 196H262V195H261ZM261 196H260V197H261ZM26 197H29V196H26ZM37 197H38V196H37ZM72 197H73V196H72ZM101 197H102V196H101ZM128 197H130V196H128ZM134 197H136V196H134ZM138 197H139V195H138ZM144 197H145V196H144ZM154 197H155V195L153 196V198H154ZM194 197H195V196H194ZM196 197H197V196H196ZM196 197H195V198H196ZM201 197H202V195H201ZM207 197H209V196H206V197H204V198L207 199ZM222 197H223V196H222ZM224 197H225V196H224ZM237 197H238V196H237ZM237 197H236V198H237ZM241 197H242V196H241ZM241 197H239L240 200H241ZM247 197H248V194H247ZM262 197H263V196H262ZM39 198H40V197H39ZM39 198H38V199H39ZM43 198H44V197H43ZM82 198H83V196H82ZM88 198H89V197H88ZM93 198H92V200H93ZM97 198H100V196L97 197ZM105 198H106V197H105ZM105 198H104V200H105ZM115 198H116V197H115ZM122 198H123V197H122ZM132 198H133V197H132ZM141 198H142V197H141ZM150 198H151V197H150ZM156 198H157V197H156ZM167 198H168V197H167ZM232 198H233V196H232ZM243 198H244V195H243ZM11 199H12V198H11ZM18 199H19V198H18ZM35 199H36V198H35ZM48 199H50V198H48ZM63 199H64V201L66 202L65 199H69V197L67 198V197L65 196ZM63 199H62V200H63ZM84 199H85V198H84ZM101 199H102V198H101ZM124 199H125V198H124ZM136 199H137V198H136ZM146 199H147V198H146ZM174 199H175V198H174ZM197 199H198V198H196L195 200H197ZM212 199H213V198H212ZM220 199H221V198H220ZM226 199H227V198H226ZM228 199H229V198H228ZM228 199H227V200H228ZM263 199H264V198H263ZM263 199H261V200H262V201H261L259 198H251V201H250V200H249V201L253 204V206H252V204H251V206L254 207V205H256V206H257V205H258V206H261V202H264ZM20 200H21V199H20ZM22 200H23V199H22ZM24 200H25V199H24ZM27 200H28V199H27ZM31 200H32V199H31ZM71 200H72V199H71ZM81 200H82V199H81ZM87 200H88V199H87ZM95 200H96V199H95ZM102 200H103V199H102ZM104 200H103V202H104ZM128 200H129V198H128ZM133 200H134V199H132V201H133ZM151 200H152V199H151ZM154 200H155V199H154ZM156 200H157V199H156ZM165 200L167 201L166 198H165ZM178 200H179V199H178ZM192 200H194L193 197H192ZM195 200H194V201H195ZM202 200H203V199H202ZM207 200H208V199H207ZM230 200H231V199H230ZM235 200H236V199H235ZM244 200H245V199H244ZM244 200H243V201H244ZM42 201H43V200H42ZM77 201H78V200H77ZM115 201H116V200H115ZM125 201H126V200H125ZM134 201H135V200H134ZM162 201H163V199H162ZM197 201H198V200H197ZM197 201H196V202H197ZM204 201H205V199H204ZM215 201H217V200H215ZM224 201H225V200H224ZM238 201H239V200H238ZM241 201H242V200H241ZM245 201H246V200H245ZM13 202H14V201H13ZM17 202H18V201H17ZM30 202H31V201H30ZM36 202H37V201H36ZM45 202H46V201H45ZM78 202H79V201H78ZM84 202H85V201H84ZM170 202H171V201H170ZM176 202H177V200H176ZM199 202H200V201H199ZM202 202H203V201L200 202L201 205H202ZM205 202H206V201H205ZM247 202H248V200H247ZM247 202H246V203H247ZM7 203H8V202H7ZM18 203H19V202H18ZM32 203H33V202H32ZM42 203H43V202H42ZM53 203H54V202H53ZM55 203H56V202H55ZM60 203H61V202H60ZM60 203H59V204H60ZM101 203H102V202H101ZM111 203H112V202H111ZM123 203H124V202H123ZM138 203H139V202H138ZM145 203H146V202H145ZM145 203H144V204H145ZM152 203H153V202H152ZM160 203H161V202H160ZM165 203H166V202H165ZM191 203H193V202H191ZM194 203H195V202H194ZM203 203H204V202H203ZM210 203L213 204V206L216 205L217 208H218L220 211H222V213H224L225 211L232 210V209L234 210L235 208H237L235 205H226V204H224V203H218V201H217L218 204H215V202H213V203L210 202ZM229 203H230V202H229ZM246 203H244V204H246ZM15 204H16V203H15ZM27 204H28V203H27ZM68 204H69V203H68ZM68 204H67V205H68ZM82 204H84V203H82ZM93 204H94V203H93ZM104 204H105V202H104ZM113 204H114V203H113ZM115 204H116V202H115ZM115 204H114V205H115ZM128 204H129V202H128ZM139 204L142 205L143 202H142V203H139ZM150 204H151V203H150ZM187 204H188V203H187ZM205 204H206V203H205ZM230 204H231V203H230ZM233 204H234V203H233ZM10 205H11V204H10ZM12 205H13V204H12ZM20 205H21V204H20ZM20 205H19V206H20ZM65 205H66V204H64V206H65ZM85 205H86V203H85ZM102 205H103V204H102ZM108 205H109V204H108ZM114 205H113V206H114ZM129 205H130V204H129ZM132 205H133V204H132ZM132 205H131V206H132ZM137 205H138V204H137ZM147 205H148V204H147ZM147 205H146V206H147ZM169 205L171 206V203H170ZM173 205H174V204H173ZM180 205H181V203H180ZM22 206H23V205H22ZM25 206H26V204H25ZM28 206H29V205H28ZM36 206H37V205H36ZM40 206H41V205H40ZM44 206H45V205H44ZM46 206H47V205H46ZM70 206H71V205H70ZM72 206L76 208V206H77V202L73 203ZM83 206H84V205H83ZM117 206H118V205H117ZM126 206H128V205H126ZM126 206H125V207H126ZM134 206H135V205H134ZM146 206H145V207H146ZM155 206H156V205H155ZM155 206H154L153 209H155ZM170 206H168V207H170ZM174 206H175V205H174ZM181 206H182V205H181ZM181 206H180V207H181ZM184 206H186V205H184ZM204 206L206 207V205H203L202 207H204ZM207 206H209V205H207ZM263 206H264V205H263ZM38 207H39V206H38ZM62 207H63V206H62ZM87 207H88V205H87ZM87 207H86V208H87ZM177 207H178V206H177ZM177 207H175V209H176ZM197 207H198V206H197ZM205 207H204V208H205ZM239 207H240V205H238V208H239ZM241 207H242V206H241ZM247 207H248V206H247ZM252 207H251V208H252ZM16 208H17V207H16ZM24 208H25V207H24ZM30 208H31V207H30ZM33 208H34V207H33ZM51 208H52V207H51ZM59 208H60V207H59ZM67 208H68V206H67ZM79 208H80V207H79ZM89 208H91V206H90ZM105 208H107V207H105ZM112 208H113V207H112ZM134 208H135V207H134ZM140 208H142V207L140 206ZM150 208H151V206L149 207V209H150ZM160 208H161V206H160ZM160 208H159V209H160ZM163 208H164V206H163ZM166 208H167V207H166ZM166 208H165V209H166ZM183 208H184V207H183ZM183 208H181V209H183ZM189 208H190V207H189ZM189 208H188V209H189ZM194 208H195V207H194ZM194 208L192 207L193 211H194ZM207 208H209V207H206V208H205V212L202 211V212H203L202 217H203V219H205V221H207V222L210 221L209 223H212V221H213L214 219H213V220H212V218L209 219V220L207 219V218H208V215H207L208 213H207V211H206ZM242 208H244V207H242ZM242 208H241V209H242ZM28 209H29V208H28ZM70 209H71V208H70ZM84 209H85V208H84ZM137 209H138V208H137ZM142 209H143V208H142ZM146 209L149 210L148 207H147ZM146 209H145V210H146ZM151 209H152V208H151ZM156 209H157V206H156ZM168 209H169V208H168ZM185 209H186V208H185ZM185 209H184V210H185ZM188 209H187V210H188ZM195 209H196V208H195ZM215 209H216V208H215ZM218 209H217V210H218ZM46 210H49V209H46ZM50 210H52V209H50ZM59 210H60V209H59ZM61 210H62V209H61ZM67 210H68V209H67ZM90 210H91V209H90ZM94 210H95V209H94ZM122 210H123V209H122ZM125 210H126V209H125ZM129 210H130V209H129ZM129 210H128V211H129ZM135 210H136V209H135ZM139 210H140V209H139ZM162 210H163V209H161V211H162ZM196 210H197V209H196ZM199 210H201V209H199ZM207 210H208V209H207ZM210 210H211V209H210ZM219 210H218V211H219ZM233 210H232V211H233ZM239 210H240V209H239ZM243 210H244V209H243ZM250 210H252V209H250ZM255 210H257V209H255ZM262 210H263V209H262ZM8 211H10V210L0 211V220H4V219H6V218H10V217H11L10 214L8 215V213H7ZM27 211H28V210H27ZM55 211H56V210H55ZM57 211H58V209H57ZM63 211H65V210H63ZM63 211H62V212H63ZM78 211H80V210H78ZM85 211H87V210H85ZM88 211H89V210H88ZM95 211H96V210H95ZM136 211H137V210H136ZM153 211H154V210H153ZM161 211H160V212H161ZM163 211H164V210H163ZM170 211H171V209H170ZM213 211H214V209L212 210V212H213ZM232 211H231V212H232ZM10 212H11V211H10ZM38 212H39V210H38ZM83 212H84V211H83ZM108 212H109V211H108ZM116 212H117V211H116ZM118 212H119V209H118ZM120 212H122V211H120ZM132 212H133V210H132ZM141 212H142V211H141ZM147 212H148V211H147ZM165 212H166V211H165ZM178 212H179V211H178ZM187 212H188V211H187ZM187 212H186V213H187ZM191 212H192V210H191ZM250 212H251V211H250ZM259 212H260V211H259ZM263 212H264V211H263ZM6 213H7V214H6ZM21 213H22V212H21ZM24 213H25V212H24ZM36 213H37V212H36ZM51 213H53V212H51ZM63 213H65V214H63V215H66V216H67V213H68V212L65 211V212H63ZM73 213H74V212H73ZM73 213H72V217H73ZM104 213H105V212H104ZM109 213H110V212H109ZM123 213H126L125 215H127L128 212H123ZM151 213H152V212H151ZM155 213H156V212H155ZM161 213H162V212H161ZM163 213H164V212H163ZM168 213H169V212H168ZM176 213H177V212H176ZM186 213H185V215H186ZM209 213L211 214L210 211H209ZM217 213H218V212H217ZM257 213H258V212H257ZM37 214H38V213H37ZM42 214H43V213H42ZM44 214H45V215H44ZM44 214H43V215H44L43 218H40V220H41L44 224H45V223L52 222V221L54 222L55 218H54V220H53V218H50V217H51V216H50V213L45 212ZM55 214H56V213H55ZM76 214L82 216V215L79 214L78 212H77ZM82 214H83V213H82ZM111 214H112V213H111ZM134 214H135V213H134ZM144 214H145V212L143 213V215H144ZM172 214H173V212H172ZM210 214H209V215H210ZM212 214H213V213H212ZM214 214H215V213H214ZM234 214H235V213H234ZM242 214H243V213H242ZM252 214H253V213H252ZM1 215H2V217H1ZM29 215H30V214H29ZM52 215H53V214H52ZM58 215H59V214H58ZM63 215H62V216H63ZM93 215H94V214H93ZM109 215H110V214H109ZM125 215H124V216H125ZM138 215H139V214H138ZM152 215H153V214H152ZM162 215H163V214H162ZM183 215H184V214H183ZM193 215H194V214H193ZM215 215H216V214H215ZM215 215H214V217H215ZM223 215H224V214H223ZM225 215H226V214H225ZM228 215H229V214H228ZM228 215H227V216H228ZM235 215H236V214H235ZM237 215H238V213H237ZM245 215H246V213H245ZM253 215H254V214H253ZM257 215H258V214H257ZM260 215H261V214H260ZM260 215H258V216H260ZM25 216H26V215H25ZM33 216H34V215H33ZM33 216H32L31 218H33ZM83 216H84V215H83ZM83 216H82V217H83ZM94 216H95V215H94ZM117 216H118V215H117ZM120 216H121V215H120ZM128 216H129V215H128ZM130 216H131V215H130ZM134 216H135V215H133V217H134ZM141 216H142V215H141ZM147 216H148V214H147ZM153 216H154V215H153ZM158 216H159V215H158ZM164 216H165V214H164ZM169 216H170V215H169ZM171 216H172V215H171ZM173 216H174V215H173ZM173 216H172L171 218H174ZM262 216H264V215H262ZM14 217H16V216H14ZM34 217H35V216H34ZM38 217H39V216H38ZM64 217H65V216L60 217V218L62 219V218H64ZM68 217H69V216H68ZM89 217H90V216H89ZM89 217H88V219H89ZM95 217H96V216H95ZM106 217H107V216H106ZM112 217H113V215H112ZM133 217H132V218H133ZM176 217L178 218V216H176ZM176 217H175V218H176ZM187 217H188V216H187ZM191 217H192V214H191ZM199 217H200V216H199ZM216 217H217V216H216ZM235 217H236V216H235ZM243 217H244V216H243ZM251 217H252V216H251ZM251 217H250V218H251ZM12 218H13V217H12ZM56 218H57V216H56ZM73 218H74V217H73ZM75 218H77V216H76ZM75 218H74V220H75ZM99 218H101V216H100ZM130 218H131V217H130ZM177 218H176V219H177ZM181 218H182V216H181ZM209 218H210V217H209ZM218 218H219V217H218ZM220 218H221V217H220ZM222 218H223V217H222ZM226 218H227V217H226ZM226 218H225V219H226ZM237 218H238V217H237ZM246 218H247V217H246ZM81 219H82V218H81ZM92 219H94V218H92ZM97 219H98V217H97ZM109 219H110V218H109ZM118 219H119V218H118ZM122 219H123V218H122ZM124 219H125V218H124ZM128 219H129V218H128ZM128 219H126V220H128ZM135 219H136V218H135ZM165 219H166V221H167V220L169 221V219H167V218H165ZM184 219H186V218H184ZM188 219H189V218H188ZM20 220H21V219H20ZM36 220H37V219H36ZM38 220H39V218H38ZM69 220H70V218H69ZM84 220H85V219H84ZM86 220H87V219H86ZM90 220H91V219H90ZM102 220H103V219H102ZM112 220H113V219H112ZM132 220H133V219H132ZM132 220H131V221H132ZM154 220H156V219H154ZM157 220H158V219H157ZM159 220H160V219H159ZM159 220H158V221H159ZM162 220H163V219H162ZM172 220H173V219H172ZM174 220H175V219H174ZM194 220H195V219H194ZM218 220H219V219H218ZM223 220H224V219H223ZM227 220H228V218H227ZM230 220H231V219H230ZM235 220H236V219H235ZM244 220H245V219H244ZM255 220H256V219H255ZM257 220H258V219H257ZM257 220H256V221H257ZM16 221L18 222V220H16ZM29 221H30V219H29ZM41 221H40V222H41ZM63 221H64V220H63ZM80 221H81V220H80ZM94 221H95V220H94ZM98 221H99V220H98ZM100 221H101V220H100ZM100 221H99V222H100ZM113 221H114V220H113ZM122 221H123V220H122ZM145 221H146V220H145ZM147 221H148V219H147ZM160 221H161V220H160ZM163 221L166 222L165 220H163ZM168 221H167V222H168ZM175 221H176V220H175ZM192 221H193V220H192ZM198 221H199V220H198ZM198 221H197V222H198ZM202 221H203V220H201L200 222H202ZM224 221H225V220H224ZM246 221H247V220H246ZM261 221H262V220H261ZM34 222H35V221H34ZM55 222H56V221H55ZM57 222H60V220H57ZM89 222H90V221H89ZM91 222H92V221H91ZM99 222H98V223H99ZM119 222H120V221H119ZM127 222H128V221H127ZM148 222H149V221H148ZM150 222H151V221H150ZM152 222H153V219H152ZM152 222H151V223H152ZM167 222H166V223H167ZM169 222H170V221H169ZM169 222H168V223H169ZM177 222H178V221H177ZM195 222H196V221H195ZM216 222H217V221H216ZM227 222H229V221H227ZM230 222H231V221H230ZM236 222H237V220H236ZM243 222H244V221H243ZM253 222H254V221H253ZM43 223H42V224H43ZM74 223H75V222H74ZM78 223L81 224V222H78ZM78 223H77V224H78ZM85 223H86V222H85ZM87 223H88V222H87ZM95 223H96V222H95ZM111 223H112V222H111ZM111 223H110V224H111ZM116 223H117V222H116ZM116 223H115V224H116ZM122 223H123V222H122ZM139 223H140V222H139ZM151 223H150V224H151ZM192 223H193V222H192ZM202 223H203V222H202ZM224 223H225V222H224ZM10 224H11V223H10ZM13 224H14V222H13ZM37 224H38V223H36V225H37ZM42 224H41V225H42ZM57 224H58L57 226H59V228H61L60 230L58 229V231L56 230V231H57V234H59V238H60V239H64V235H63V233H65V232H64L63 228H64V227H68V228H69L70 225L65 224V223H64L65 225H60L59 223H57ZM70 224H71V223H70ZM79 224H78V225H79ZM100 224H102V222H101ZM125 224H126V223H125ZM127 224H128V223H127ZM127 224H126V225H127ZM141 224H143V223L141 222ZM155 224H157V221H156ZM169 224H170V223H169ZM169 224H168V225H169ZM173 224H174V222H173ZM185 224H186V223H185ZM185 224H184V225H185ZM188 224H189V222H188ZM199 224H200V223H199ZM212 224H213V223H212ZM259 224H260V223H259ZM15 225H16V224H15ZM22 225H23V224H22ZM98 225H99V224H98ZM113 225H114V224H113ZM117 225H118V223H117ZM117 225H116V226H117ZM126 225H125V226H126ZM151 225H153V224H151ZM164 225H165V224H164ZM174 225H177V223L174 224ZM174 225H173V226H174ZM186 225H187V224H186ZM190 225H191V224H190ZM215 225H216V224H215ZM235 225H237V224H235ZM243 225H244V224H243ZM5 226H6V225H5ZM7 226H8V225H7ZM11 226H12V225H11ZM13 226H14V225H13ZM34 226H35V225H34ZM45 226H46V225H45ZM51 226H52V224H51ZM100 226H101V225H100ZM102 226H103V225H102ZM105 226H106V225H105ZM109 226H111V225H109ZM121 226H122V225H121ZM128 226H129V225H128ZM131 226H133V225H131ZM143 226H144V225H143ZM145 226H146V225H145ZM145 226H144V229H145ZM153 226H154V225H153ZM159 226H160V225H159ZM166 226H167V225H166ZM188 226H189V225H188ZM199 226H200V225H199ZM213 226H214V225H213ZM216 226H217V225H216ZM225 226H227V225H225ZM237 226H238V225H237ZM241 226H242V225H241ZM247 226H248V225H247ZM3 227H4V226H3ZM8 227H10V226H8ZM21 227H22V226H21ZM49 227H50V225H49ZM53 227H54V226H53ZM113 227H114V226H113ZM119 227H120V226H119ZM119 227H118V228H119ZM122 227H123V226H122ZM126 227H127V226H126ZM134 227H135V226H134ZM147 227H148V226H147ZM151 227H152V226H151ZM170 227H172V226H170ZM175 227H176V226H175ZM192 227H193V226H192ZM206 227H207V226H206ZM209 227H210V226H209ZM209 227H207V229H208ZM229 227H230V226H229ZM33 228H34V227H33ZM35 228L37 229L36 226H35ZM35 228H34V229H35ZM38 228H39V227H38ZM45 228H46V227H45ZM45 228H43V229H45ZM50 228H51V227H50ZM75 228H76V227H75ZM79 228H80V227H79ZM103 228H104V227H103ZM105 228H106V227H105ZM124 228H125V227H123L121 230H123ZM131 228H132V227H131ZM161 228H162V226H161ZM177 228H178V227H177ZM247 228H249V226H248ZM255 228H259V227H255ZM255 228H254V229H255ZM261 228L263 229V227H261ZM10 229H11V228H10ZM12 229H13V228H12ZM16 229H17V227H16ZM36 229H35V230H36ZM69 229H70V228H69ZM77 229H78V228H77ZM77 229H76V230H77ZM80 229H81V228H80ZM84 229H85V228H84ZM87 229H88V228H87ZM90 229H91V227H90ZM92 229H94V228H92ZM129 229H130V228H129ZM132 229H133V228H132ZM149 229H150V228H149ZM156 229H157V228H156ZM156 229H155V230H156ZM171 229H174V228H171ZM226 229H227V228H226ZM228 229H229V228H228ZM230 229H231V228H230ZM252 229H253V228H252ZM3 230H4V229H3ZM13 230H14V229H13ZM25 230L27 231V228H26ZM25 230H24V231H25ZM35 230H33V231H35ZM46 230H48V229H46ZM66 230H67V228H66ZM66 230H65V231H66ZM71 230H72V229H71ZM78 230H79V229H78ZM81 230H82V229H81ZM81 230H80V231H81ZM88 230H89V229H88ZM94 230H95V229H94ZM94 230H93V231H94ZM98 230H100V229H97V231H98ZM101 230H103V229H101ZM114 230H115V227H114ZM118 230H119V229H118ZM118 230H117V231H118ZM121 230H119V233H120ZM125 230H126V229H125ZM157 230H159V229H157ZM160 230H161V229H160ZM202 230H203V229H202ZM202 230H201V231H202ZM205 230H206V229H205ZM238 230H239V229H238ZM238 230H237V232H238ZM242 230H243V229H242ZM18 231H19V230H18ZM41 231H42V230H41ZM56 231H55V232H56ZM68 231H70V230H68ZM82 231H83V230H82ZM86 231H87V230H86ZM93 231H92V232H93ZM130 231H131V230H130ZM135 231H137V229H136ZM135 231L133 230L134 234H135ZM141 231H142V229H141ZM141 231H140V232H141ZM181 231H183V229H182ZM186 231H189V228H188V230H186ZM186 231H185V232H186ZM191 231H193V230H191ZM207 231H208V230H207ZM209 231H210V230H209ZM221 231H222V230L220 229V232H221ZM246 231H247V230H245V233H246ZM248 231H249V230H248ZM252 231H253V230H252ZM260 231H261V230H260ZM0 232H1V231H0ZM7 232H8V231H7ZM10 232H11V231H10ZM20 232H21V231H20ZM28 232H29V231H28ZM38 232H39V231H38ZM55 232H54V235H55ZM125 232H126V231H125ZM125 232H124V234H125ZM137 232H139V231H137ZM161 232H162V231H161ZM171 232H173V231H171ZM175 232H176V231H175ZM175 232H174V234H175ZM178 232L180 233V231H178ZM178 232H176V233H178ZM183 232H184V231H183ZM199 232H200V231H199ZM231 232H232V231H231ZM235 232H236V231H235ZM239 232H240V231H239ZM250 232H251V231H250ZM13 233H14V232H13ZM30 233H31V232H30ZM40 233H41V232H40ZM52 233H53V232H52ZM76 233H77V232H76ZM90 233H91V232H90ZM104 233H105V235H106V232H104ZM109 233H110V232H109ZM109 233L107 232V234H109ZM115 233H116V232H115ZM115 233H114V234H115ZM119 233L117 232L116 234H119ZM127 233H128V230H127L126 234H127ZM145 233H147V231H146ZM181 233H182V232H181ZM200 233H201V232H200ZM204 233H205V232H204ZM212 233H213V231H212ZM217 233H218V232H217ZM251 233H252V232H251ZM17 234H18V233H17ZM24 234H25V232H24ZM28 234H29V233H28ZM28 234H27V235H28ZM34 234H35V233H34ZM69 234H72V232L69 233ZM78 234H79V233H78ZM111 234H112V233H111ZM124 234H122L123 237H124ZM134 234H133V235H134ZM147 234H148V233H147ZM190 234H191V233H190ZM193 234H194V233H193ZM193 234H192V235H193ZM197 234H198V233H197ZM205 234L207 235L208 233H205ZM205 234H203V235H205ZM214 234H215V232H214ZM229 234H231V233L229 232ZM229 234H228V235H229ZM236 234H237V233H236ZM242 234H243V233H242ZM10 235H12V233H11ZM13 235H14V234H13ZM15 235H16V234H15ZM21 235H22V234H21ZM30 235H31V234H30ZM30 235H29V236H30ZM38 235H39V234H38ZM41 235H42V234H41ZM54 235H53V236H54ZM103 235H104V234H103ZM119 235H121V234H119ZM119 235H118V236H119ZM122 235H121V236H122ZM127 235H128V234H127ZM129 235H130V234H129ZM129 235H128V236H129ZM131 235H132V234H131ZM136 235H137V234H136ZM136 235H135V236H136ZM166 235H167V233H166ZM166 235H165V236H166ZM168 235H169V234H168ZM179 235H180V234H179ZM222 235H223V234H222ZM228 235H226V236H228ZM246 235H247V234H246ZM246 235H245V236H246ZM254 235H256V233H255ZM254 235H253V238H254ZM263 235H264V234H263ZM17 236H18V235H17ZM17 236H16V237H17ZM24 236H25V235H24ZM44 236H45V234H44ZM46 236H47V235H46ZM49 236H50V235H49ZM51 236H52V235H51ZM90 236H92V234H91ZM111 236H112V235H111ZM115 236H116V235H115ZM141 236H143V235H141ZM169 236H172V237H170V238H172V240H173V235H169ZM180 236H182V235H180ZM190 236H191V235H190ZM190 236H189V237H190ZM212 236H213V235H212ZM212 236H211V237H212ZM235 236H236V235H235ZM239 236H240V235H239ZM243 236H244V235H243ZM247 236H248V235H247ZM261 236H262V234H261ZM12 237H13V236H12ZM25 237H27V236H25ZM39 237H41V236H39ZM95 237H96V236H95ZM97 237H98V236H97ZM97 237L94 238V239H96V240L99 239V238L101 237V235H100L99 238H97ZM104 237H105V236H104ZM104 237H103V238H104ZM112 237H113V236H112ZM137 237H138V236H137ZM137 237H136V238H137ZM143 237H146V236H143ZM150 237H151V236H150ZM153 237H155V236H153ZM156 237H157V235H156ZM160 237H161V235H160ZM160 237H159V239H160ZM174 237L177 238V237H178V234H177V236H174ZM195 237H196V236H195ZM197 237H198V236H197ZM197 237H196V239H197ZM201 237H202V236H201ZM205 237H206V236H205ZM209 237H210V236H209ZM218 237H219V235H218ZM223 237H224V236H223ZM255 237H256V236H255ZM258 237H259V234H258ZM18 238H19V236H18ZM21 238H22V236H21ZM23 238H24V237H23ZM30 238H31V237H30ZM30 238L28 237V239H30ZM36 238H37V237H36ZM41 238H42V237H41ZM49 238H51V237H49ZM53 238H54V237H53ZM56 238H57V237H56ZM89 238H90V237H89ZM106 238H107V237H106ZM108 238H109V237H108ZM115 238H116V237H115ZM130 238H131V237H130ZM140 238H141V237H140ZM148 238H149V237H148ZM157 238H158V237H157ZM161 238H162V237H161ZM170 238H167V239H170ZM187 238H188V237H187ZM191 238H193V237H191ZM198 238H199V237H198ZM212 238H213V237H212ZM215 238H216V237H215ZM225 238H226V237H225ZM225 238H224V239H225ZM227 238H228V237H227ZM238 238H239V237H238ZM240 238H241V237H240ZM245 238H246V237H245ZM249 238H250V237H249ZM263 238H264V237H263ZM43 239H44V237H43ZM60 239H59V240H60ZM80 239H81V238H80ZM82 239H83V238H82ZM110 239H111V238H110ZM132 239H133V238H132ZM143 239H144V238H143ZM145 239H146V238H145ZM149 239H150V238H149ZM164 239H166V238L164 237ZM180 239H181V238H180ZM242 239H243V238H242ZM34 240H35V239H34ZM34 240H33V241H34ZM37 240H38V239H37ZM70 240H71V239H70ZM83 240H86V239H83ZM89 240L91 241L92 238L89 239ZM108 240H109V239H108ZM118 240H119V239H118ZM128 240H129V239H128ZM130 240H131V239H130ZM141 240H142V239H141ZM161 240H162V239H161ZM183 240H185V239H183ZM189 240H190V239H189ZM206 240H207V237H206ZM206 240H205V241H206ZM208 240H210V239H208ZM211 240H212V239H211ZM231 240H232V239H231ZM238 240H239V239H238ZM257 240H258V239H257ZM1 241H3V240H1ZM7 241H8V239H7ZM15 241H16V240H15ZM24 241H25V240H24ZM27 241H28V240L26 239V242H25V243H27ZM60 241H61V240H60ZM76 241H77V240H76ZM76 241H74L75 244H76ZM79 241H81V240H79ZM99 241H100V240H99ZM115 241H116V240H115ZM120 241H121V240H120ZM132 241H133V240H132ZM134 241H135V240H134ZM142 241H143V240H142ZM154 241H155V239H154ZM178 241H179V240H178ZM186 241H187V240H186ZM252 241H253V243H252V245H253L255 240H252ZM30 242H31V241H30ZM36 242H37V241H36ZM36 242H35V243H36ZM71 242H72V241H71ZM91 242H93V240H92ZM121 242H122V241H121ZM125 242H126V241H125ZM125 242H122V243L120 244V247L122 246V244H126V243H127V242H126V243H125ZM128 242H129V241H128ZM152 242H153V241H152ZM162 242H164V241H162ZM162 242H161V243H162ZM170 242H171V240H170ZM176 242H177V240H176ZM182 242H183V241H182ZM189 242H190V241H189ZM195 242H196V241H195ZM220 242H221V240H220ZM237 242H238V241H237ZM241 242H242V241H241ZM250 242H251V241H250ZM9 243H10V242H9ZM18 243H19V242H18ZM40 243H42V242H40ZM44 243H45V242H44ZM48 243H49V242H48ZM72 243H73V242H72ZM77 243H78V242H77ZM88 243H90V242L88 241ZM105 243H106V242H105ZM110 243H111V242H110ZM110 243H109V245H111L113 242H112L111 244H110ZM115 243H116V242H115ZM115 243H114V244H115ZM130 243H132V242H130ZM130 243H129V244H130ZM141 243H142V242H141ZM148 243H150V242H148ZM155 243H159V242L156 241ZM166 243H168V242H166ZM166 243H162V245H163V244H166ZM178 243H179V242H178ZM180 243H181V242H180ZM187 243H188V242H187ZM199 243H201V242H199ZM215 243H216V242H215ZM224 243H225V242H224ZM227 243H228V241H227ZM258 243H259V242H258ZM78 244H79V243H78ZM81 244H82V243H81ZM94 244H95V243H94ZM98 244H99V243H98ZM101 244H102V243H101ZM133 244L136 245L135 243H133ZM146 244H147V243H146ZM146 244H145V245H146ZM169 244H170V243H169ZM196 244H197V242H196ZM203 244H204V243H203ZM206 244H207V243H206ZM208 244H209V243H208ZM211 244H212V243H211ZM216 244H217V243H216ZM259 244H261V243H259ZM263 244H264V243H263ZM1 245H2V244H1ZM29 245H30V244H29ZM29 245H28V246H29ZM36 245H37V244H36ZM52 245H53V244H52ZM57 245H58V244H57ZM62 245H63V244H62ZM106 245H108V244L106 243ZM109 245H108V246H109ZM143 245H144V244H143ZM145 245H144V247H145ZM155 245H156V244H155ZM159 245H160V243H159ZM166 245H167V244H166ZM189 245H190V244H189ZM209 245H210V244H209ZM223 245H224V244H223ZM247 245H248V244H247ZM254 245H255V244H254ZM30 246L32 247V245H30ZM33 246H34V244H33ZM48 246H49V245H48ZM58 246H61V245H58ZM63 246H64V245H63ZM66 246H67V245H66ZM89 246H90V245H89ZM92 246H93V245H92ZM98 246H99V245H98ZM103 246H104V245H103ZM114 246H115V245H114ZM131 246H133V245L131 244ZM146 246H147V245H146ZM148 246H149V244H148ZM151 246H152V244H151ZM173 246H174V244H173ZM177 246H179V245H177ZM177 246H176V247H177ZM180 246H181V244H180ZM187 246H188V245H187ZM217 246H218V244H217ZM230 246H231V245H230ZM235 246H237V245H235ZM240 246H241V245H240ZM240 246H239V247H240ZM8 247H9V246H8ZM12 247H13V246H12ZM12 247H11V248H12ZM40 247H41V246H40ZM68 247H69V246H68ZM68 247H67V248H68ZM71 247H72V246H71ZM93 247H94V246H93ZM139 247H140V246H139ZM141 247H142V246H141ZM181 247H182V246H181ZM185 247H186V246H185ZM188 247H189V246H188ZM188 247H187V248H188ZM193 247H195V246H193ZM198 247H199V246H198ZM201 247H204V246H201ZM208 247H209V246H208ZM214 247H216V246H214ZM214 247H213V248H214ZM225 247H226V246H225ZM244 247H245V246H244ZM251 247H252V246H251ZM262 247H263V246H262ZM5 248H6V247H5ZM17 248H18V246H17ZM23 248H24V247H23ZM34 248H35V247H34ZM37 248H38V247H37ZM57 248H58V247H57ZM60 248H63V247L61 246ZM64 248H66V247H64ZM85 248H86V247H85ZM128 248H129V247H128ZM131 248H132V247H131ZM135 248H136V247H135ZM149 248H150V246H149ZM151 248H152V247H151ZM151 248H150V249H151ZM157 248H158V247H157ZM167 248H168V247H167ZM195 248H197V247H195ZM199 248H200V247H199ZM221 248H222V247H221ZM245 248H246V247H245ZM254 248H255V247H254ZM258 248H259V247H258ZM2 249H3V248H2ZM14 249H15V247H14ZM20 249H21V248H20ZM48 249H49V248H48ZM69 249L71 250V248H69ZM81 249H82V248H81ZM81 249H80V250H81ZM103 249H105V247H103ZM133 249H134V248H133ZM133 249H132V251H133ZM139 249H141V248H139ZM142 249H144V248H142ZM145 249H146V247H145ZM155 249H156V248H155ZM164 249H165V248H164ZM177 249H178V248H177ZM179 249H180V248H179ZM184 249H186V248H184ZM192 249H194V248H192ZM235 249H236V248H235ZM242 249H243V247H242ZM261 249H262V248H261ZM17 250H18L17 252H19V251L22 252V250H19V249H17ZM23 250H24V249H23ZM56 250H57V249H56ZM56 250H55V251H56ZM75 250H76V249H75ZM89 250H90V249H89ZM89 250H88V251H89ZM91 250H92V249H91ZM117 250H118V249H117ZM137 250H138V249H137ZM198 250L201 251V248L198 249ZM211 250H212V249H211ZM215 250H216V249H215ZM218 250H219V248H218ZM226 250H227V249H226ZM247 250H248V249H247ZM262 250H263V249H262ZM0 251H1V250H0ZM10 251H11V250H10ZM34 251H35V250H34ZM36 251H37V250H36ZM39 251H41V249H40ZM44 251H45V250H44ZM46 251H47V250H46ZM59 251H60V250H59ZM93 251H94V250H93ZM113 251H114V248H113ZM118 251L121 252V253H126V255H128L129 257L132 256V253H131L126 247H125V248L121 247V249L118 250ZM135 251H136V250H135ZM139 251L141 252V250H139ZM155 251H156V250H155ZM186 251H187V249H186ZM191 251H193V250H191ZM194 251H196V250H194ZM202 251H203V249H202ZM216 251H217V250H216ZM223 251H224V250H223ZM223 251H222V252H223ZM231 251H233V250H231ZM231 251H228V254H229V252H231ZM234 251H235V250H234ZM234 251H233V253H234ZM249 251H250V250H249ZM253 251H254V249H253ZM25 252H26V250H25ZM25 252H23V253H25ZM60 252H61V251H60ZM77 252H78V251H77ZM80 252H81V251H80ZM80 252H79V253H80ZM84 252H85V251H84ZM142 252H143V251H142ZM158 252H159V251H158ZM161 252H162V251H161ZM163 252H165V251H163ZM163 252H162V253H163ZM170 252H172V251H169V253H170ZM187 252H188V251H187ZM187 252H186V253H187ZM196 252H198V251H196ZM214 252H215V251H214ZM224 252H225V251H224ZM245 252H246V251H245ZM261 252H262V251H261ZM4 253H6V252L4 251ZM23 253H22V255H23ZM29 253H30V252H29ZM33 253H34V252H33ZM49 253H51V252L49 251ZM58 253H59V252H58ZM85 253H86V252H85ZM106 253H107V252H106ZM106 253H105V254H106ZM114 253L119 254V253L116 252V251H115ZM133 253H135V252H133ZM138 253H139V252H138ZM146 253H147V252H146ZM150 253H151V252H150ZM154 253H155V252H154ZM162 253H161V254H162ZM165 253H166V252H165ZM179 253H181V252H179ZM186 253H185V254H186ZM233 253H232V254H233ZM252 253H253V252H252ZM254 253H256V252H254ZM263 253H264V252H263ZM0 254H3V253H0ZM8 254H9V252H8ZM14 254H15V253H14ZM31 254H32V253H31ZM81 254H82V253H80V256H81ZM87 254H88V253H87ZM92 254H93V253H92ZM94 254H97V253H94ZM99 254H100V253H99ZM112 254H113V253H112ZM112 254H111V255H112ZM135 254H136V253H135ZM142 254H143V256H144V253H142ZM151 254H152V253H151ZM161 254H160V256H162ZM171 254H172V253H171ZM193 254H194V253H193ZM199 254H200V253H199ZM205 254H206V253H205ZM235 254H237V251H236ZM238 254H239V252H238ZM247 254H248V251H247ZM250 254H251V253H250ZM3 255H4V254H3ZM16 255H17V254H16ZM32 255H33V254H32ZM40 255H41V254H40ZM73 255H74V254H73ZM73 255H72V257H77L79 254H77V256H73ZM82 255H84V254H82ZM115 255H116V254H115ZM123 255H124V254H123ZM138 255H139V254H138ZM164 255H165V254H164ZM166 255H167V254H166ZM191 255H192V254H191ZM239 255H240V254H239ZM244 255H246V254H244ZM252 255H253V254H252ZM254 255H256V254H254ZM4 256H5V255H4ZM13 256H14V255H13ZM28 256H29V255H28ZM43 256H44V255H43ZM47 256H48V255H47ZM69 256H70V255H69ZM80 256H79V258H80ZM101 256H102V255H101ZM103 256H105V255H103ZM107 256H108V255H107ZM118 256L120 257V255H118ZM140 256H141V255H140ZM140 256H139V257H140ZM146 256H147V255H146ZM151 256H152V255H151ZM153 256H154V255H153ZM175 256H176V255H175ZM177 256H178V254H177ZM182 256H183V255H182ZM186 256H187V255H186ZM222 256H223V255H222ZM242 256H243V255H242ZM258 256H259V255H257V257H258ZM260 256H261V255H260ZM31 257H32V256H30V258H31ZM34 257H36V256L34 255ZM58 257H59V256H58ZM84 257H85V256H84ZM90 257H91V256H89V259H90ZM154 257H156V256H154ZM154 257H153V258H154ZM162 257H166V256H162ZM167 257H168V256H167ZM223 257H224V256H223ZM226 257H227V253H226ZM237 257H238V256H237ZM248 257H249V256H248ZM250 257H251V256H250ZM250 257H249V258H250ZM2 258H3V256H2ZM5 258H6V257H5ZM17 258H18V257H17ZM28 258H29V257H28ZM32 258H33V257H32ZM56 258H57V257H56ZM69 258H70V257H69ZM79 258H77V259H79ZM85 258H86V257H85ZM97 258H98V257H97ZM106 258H107V257H106ZM110 258H111V257H110ZM112 258H113V257H112ZM115 258H116V257H115ZM137 258H138V257H137ZM145 258H146V257H145ZM156 258H157V257H156ZM160 258H161V257H160ZM185 258H186V257H185ZM188 258H190V257H188ZM192 258H193V257H192ZM195 258H196V256H195ZM198 258H199V257H198ZM213 258H216V257H213ZM213 258H212V259H213ZM220 258H221V257H220ZM244 258H246V257H244ZM253 258H254V257H253ZM11 259H12V258H11ZM13 259H14V258H13ZM18 259H19V258H18ZM34 259H35V258H34ZM44 259H45V258H44ZM46 259H48V258H46ZM70 259H71V258H70ZM82 259H83V261H84V258H83V257H82ZM82 259H81V260H82ZM93 259H94V258H93ZM116 259H117V258H116ZM116 259H115V260H116ZM122 259H123V258H122ZM127 259H128V258H127ZM134 259H135V256H134ZM139 259H140V258H139ZM143 259H144V258H143ZM162 259H163V258H162ZM164 259H165V258H164ZM199 259H200V258H199ZM204 259H205V258H204ZM222 259H223V258H222ZM233 259H234V258H233ZM235 259H236V258H235ZM238 259H239V258H238ZM238 259H237V260H238ZM241 259H242V257H241ZM241 259H240V260H241ZM254 259H255V258H254ZM261 259H262V258H261ZM2 260H3V259H1L0 261H2ZM6 260L8 261V258H7ZM30 260H31V259H30ZM61 260H62V259H61ZM61 260H60V261H61ZM73 260H76V259L73 258ZM79 260H80V259H79ZM79 260H78V261H79ZM100 260H101V259H100ZM110 260H111V259H110ZM118 260H119V258H118ZM131 260H132V258H131ZM131 260H129V261H131ZM152 260H153V259H152ZM188 260H189V259H188ZM190 260H191V259H190ZM193 260H194V259H193ZM197 260H198V259H197ZM207 260H208V259H207ZM243 260H244V259H243ZM257 260H258V259H257ZM262 260H263V259H262ZM262 260H261V262H262ZM13 261H16V260H13ZM31 261L33 262V260H31ZM31 261H30V263H32ZM34 261H35V260H34ZM37 261H38V260H37ZM50 261H51V260H50ZM64 261H65V259H64ZM69 261H70V260H69ZM78 261H77V262H78ZM83 261H81V262H83ZM87 261H88V260H87ZM124 261H125V260H124ZM165 261H166V260H165ZM169 261H170V260H169ZM174 261H175V260H174ZM180 261H181V260H180ZM191 261H192V260H191ZM229 261H230V260H229ZM259 261H260V260H259ZM5 262H6V261H5ZM22 262H23V258H22ZM55 262H56V260H55ZM72 262H75V261H72ZM85 262H86V261H85ZM89 262H90V261H89ZM89 262H88V263H89ZM104 262H106V261H104ZM111 262H112V261H111ZM111 262H110V263H111ZM119 262H120V261H119ZM126 262H127V261H126ZM131 262H132V261H131ZM141 262H142V261H141ZM144 262H145V261H144ZM218 262H219V261H218ZM220 262H221V261H220ZM225 262H226V258H225ZM255 262H256V261H255ZM255 262H254V263H255ZM0 263H1V262H0ZM2 263H3V262H2ZM12 263H15V262H12ZM26 263H27V262H25V264H26ZM43 263H44V262H43ZM57 263H58V262H57ZM61 263H62V262H61ZM61 263H60V264H61ZM63 263H64V262H63ZM67 263H68V262H67ZM86 263H87V262H86ZM91 263H92V262H91ZM108 263H109V262H108ZM121 263H122V262H121ZM121 263H120V264H121ZM145 263H146V262H145ZM145 263H144V264H145ZM149 263H150V262H149ZM157 263H158V262H157ZM185 263H186V262H185ZM196 263H197V262H196ZM199 263H200V262H199ZM216 263H217V262H216ZM244 263H245V262H244ZM259 263H260V262H259ZM262 263H264V262H262ZM4 264H5V263H4ZM27 264H28V263H27ZM46 264H47V263H46ZM70 264H71V263H70ZM103 264H104V263H103ZM116 264H117V263H116ZM132 264H133V263H132ZM151 264H152V263H151ZM176 264H177V262H176ZM189 264H190V263H189ZM192 264H193V262H192ZM197 264H198V263H197ZM210 264H211V263H210ZM212 264H213V263H212ZM218 264H219V263H218ZM225 264H227V263H225ZM238 264H239V263H238Z\"/></svg>",
	"mask_w": 264,
	"mask_h": 264
}]
</instances>
